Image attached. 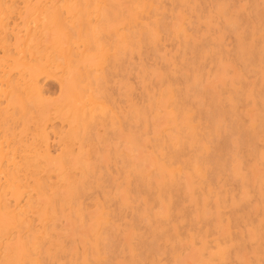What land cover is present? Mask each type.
I'll list each match as a JSON object with an SVG mask.
<instances>
[{
  "label": "rangeland",
  "instance_id": "1",
  "mask_svg": "<svg viewBox=\"0 0 264 264\" xmlns=\"http://www.w3.org/2000/svg\"><path fill=\"white\" fill-rule=\"evenodd\" d=\"M7 1H8V3H7ZM10 1V2H9ZM12 0H6V1H4V0H0V5H2L3 3H4V5L5 6H8L9 8H11V7H13V4L15 5L13 8H14V10H12V9H9V10H11V11H15V12H11V11H8V7L6 8L4 5H2V7H5V9L8 11L6 14H5V12H6V10L4 11V12H2L1 13V10H0V25H1V28H2V26H4L3 28V38H5L6 40L8 39L10 42H11V45H8V44H10V42L7 40V52L5 53V56L2 54V51H1V49H0V65H2V68L0 67V71H2V73H6L7 75H6V77L7 76H10L11 78H12V80H18V79H20L22 76V79H25L24 77H27V80H28V72L29 71H27V70H25L24 71V69L22 70V72L24 71V74L22 73V72H20V74H19V71H21V70H17L16 68H14L13 66H11V65H9L10 63H11V61H10V58L12 57V58H16L15 56H17V53H18V51L19 50H21L22 48H19V50L17 49V43H18V41H20L21 43H22V41H23V43L24 42H26V37H27V34L28 33H30V34H33V37H32V39H31V43H30V45H31V51H35L36 50V54H35V56H34V58L35 59H37L38 61H41V63L42 64H45L46 63V61L47 60H52V61H55V59H57L55 62H60L61 64H62V62H63V65H60L59 63L57 64V63H53V67H52V69L50 70V71H53L52 73H51V75L52 76H49V75H41V76H39L38 77V80H37V82L39 81L40 83H42V85H43V88L41 89L40 87H42V85L38 82L37 83V86L40 84L41 86H38L40 89H41V92H42V97L44 98V100L46 99L47 100V98H48V100L50 101H52V102H58V104H63V105H65V104H67L68 105V102H73L72 101V99L73 98H71V96H70V94H66V95H69L68 97L67 96H62V94H60L61 93V88H62V84H63V82L64 81H66L69 77H70V75H69V71L70 70H67L66 69V71H65V68L66 67H68L67 65H65L64 64V62H65V60L62 58V56L60 55V54H58V49L56 48L57 47V45H55V43H56V36H54V34L49 30V29H51V24L50 23H47V22H44L43 23V16H41L40 15V10L39 11H34V13H31L30 14V12L29 11H27V9L28 8H30L29 10H36V9H40L41 8V10L43 11L44 9L45 10H48V11H51L52 10V8L53 9H55V7H57L58 8V11H59V8H60V10H61V13H65L64 14V16H63V14H61L63 17V22L65 23V21H66V23L68 22V24H66L67 25V27H76V26H81V22L82 23H85L87 20H88V18L87 19H85V18H83V20H81V16L77 13L78 11H79V9H81V6H79V4H81L80 3V1L81 0H76V1H78V6L80 7V8H77V10L78 11H76L75 10V12L73 11H71V13H69L68 12V10H67V8H68V6L70 7V4L71 5H74L73 4V1H71L70 0V3L68 4L67 2V0L65 1V0H54V1H56L55 3H54V1L52 2L51 0H26V1H28L29 2V4L31 5H28V7H25V4L27 3L26 1H24V0H19V2H18V0H13V2H11ZM15 1V2H14ZM37 1H39V2H37ZM42 1V2H41ZM44 1H45V3H44ZM49 1H51V2H49ZM57 1H58V3H57ZM63 2V4H61L62 2ZM64 1H65V3L66 4H68V6L67 5H65V3H64ZM93 1V0H92ZM95 1V0H94ZM99 1H101L102 2V7L104 6V3H103V0H99ZM121 2H122V5H120V9L122 10H124L125 9V11H127V10H130L129 8H130V6H132V4L129 6V4L127 3L128 1L127 0H120ZM182 2H181V4H182V6H181V4H180V6L182 7V9H181V7H179V5H178V8H177V10H176V12H180V13H178L179 14V16H178V14L177 13H175V11H172L171 10V12L170 11H168V12H166V11H163V10H165V9H163V7H166V8H168L167 7V5L163 2L162 3V6H160V5H158L157 6V11H155V14L156 13H158V15L156 14L155 16L157 17V18H161L162 16H160V15H162L163 14V17H165L166 16V18H159V20H161V21H159V20H155L154 19V21H150V22H148V24H144V25H141V26H139L138 27V29L137 30H135L134 32H135V34H137V35H134V43L136 44V45H139V47H137L136 48V50H135V52H133V53H135V55H137V56H135V55H133V53H132V55H130V54H128V53H126V52H120V50H119V52H116V53H111L109 50L111 49V44H107V47L105 46V45H102V44H105V43H101V41H98V37H99V40L101 39L102 40V42L103 41H106V39H105V36H103V35H100L99 33H97V31L93 34V36L95 35V40H94V42H99V46H97V49L99 48V51H96L97 49L95 48L94 49V43H92L91 44V46H92V48H91V46H90V48H91V54L93 55H96V56H94V57H97V55H98V58H97V66L99 67L98 69H96L97 68V66H96V68L95 67H93L94 68V70H92L93 71V73H92V78H96L97 77V75L99 74V72H100V76H101V73H102V67L103 66H105V71L107 72L106 74H108V76H109V79L106 81V82H103L102 81V83H105L106 84V87H105V84L102 86L103 88H105L104 90L103 89H101L102 91L101 92H99L100 94L97 96L98 98L100 97V95H102L101 93H103L104 91H108V92H106L107 94L109 93V95H111L112 97H113V99L115 98V100L117 99V106L119 107V110H118V112H117V110H116V112L118 113H116V117L114 116V121H112V119H111V116H110V113H108L107 115H104V119L107 121V120H110V122H108L107 121V123H105V125L107 124V126H104V123L103 122H106L105 120L103 121L102 119H103V117H102V121L100 120V119H98L99 121H97V123L98 124H101V122L103 123V124H101V125H98V124H96V122H95V127H96V129H97V127L98 128H100L98 131L96 130L95 131V128H94V135H93V139H91V141L90 142H92V140H93V144L91 143V147H90V145H87L86 147L87 148H85L86 150H87V153H88V155L91 153V155L92 156H89V157H92L91 159L89 158L88 159V163H85V165H86V167L88 168V170H90L85 176H78L79 174H80V170H74V168H72L71 166L73 165V163L72 162H70L69 161V163L71 164H69V163H67L66 164V166H65V168H64V171H61L60 170V167L56 164V163H46L44 160H42V161H44V162H42V163H44L43 164V166L42 165H40L41 167L39 168L38 167V169H37V176H36V178H31V179H28V181H30V182H25V184L23 185H21L22 187H21V192H20V194H18L17 196L15 195V194H12L11 193V191H8L6 194L7 195H5L4 196V205H5V207L7 208V210L8 211H10L11 212V210L13 209V207H15L14 209H16V211L15 212H17V211H19V212H17V213H20L21 214V216L23 217V215H25V212H23V211H26L25 210V208L26 209H29L27 212H28V214H27V212H26V215L25 216H27V217H25L26 219H24V217L23 218H21V220L23 219V221L25 222V225L27 224V226H24L21 230H20V235L22 236V238H28L29 236H30V238L31 239H33V237L35 236V239L33 240V242H38L37 241V239H43L44 238V236L46 237L47 236V238L45 239V241H47V242H44V240H43V242H42V239L41 240H39L40 242H38L39 244H40V248H41V250H40V252L41 251H43V253L46 251V250H48L49 252V254L47 253L46 255H42V256H40V257H38V263L39 264H60V262L59 261H61V264H80V263H82V261L84 260V259H87L88 257V260L89 261H93V259L95 260V259H97V258H101L100 260H102V259H104V260H102V261H104L106 264H130L132 261L134 262L136 259L135 258H138V257H136V255L138 254L139 255V252H137L136 250V247H138V243H139V241H140V243H139V245L140 244H146L145 245V247L144 248H146L145 249V251L142 249V251L141 252H143L144 254V259H145V256H146V254H147V252H149V251H147L148 250V248H150L151 247V245H159V246H161V247H163L166 251H164V252H162V253H157V254H155L153 257H156V259H157V261L155 260V258L153 259V257H151L150 258V260H147L145 263L143 262V260H142V258H141V263H140V261H139V264H163L164 262L163 261H165V262H167L168 264H175V262H176V264H179V262H181V264H184L186 261H184V260H187L188 262H186V263H188V264H200L202 261L204 262V264H209V263H215L217 260H218V258H216V257H218L219 256V250H222V252H226L227 253V251L229 250V248H230V250L233 248L230 244H228V245H226L225 243H224V237L225 236H227L228 234H229V232L231 233V232H233V234L234 233H237L236 235L238 236V237H240V238H242V237H244V236H246V237H248L251 241L250 242H248V247L247 248H249V249H247V248H245V249H242V250H235V248H233L231 251H230V253L229 254H231V255H229L230 257H228V261H227V263L226 264H234V263H238V264H251L252 263V261L254 262L253 264H255L256 263V259H255V255H254V251L252 252V249H251V247L254 245V241H253V236L251 237L250 235H251V231H252V229H251V227H249V229H248V226H245V225H241V226H238V227H235V228H233V226H230L228 223H227V220H226V218L225 217H223L222 218V216L221 217H219L218 216V214H217V212H215V209L217 208V204L220 202V200L222 201L224 198H227L226 200L228 201L227 202V207L226 206H223V208H227L228 210L230 209V210H233V209H235V208H237L238 207V205H240V204H246L247 205V208H246V212H247V214L248 215H252V219L248 216V219H250L251 221H255V222H253V223H255V225H257V226H259V227H263V228H261L262 229V233H264L263 231H264V223L262 224V222H264V221H262V220H264V213H262V211L264 210V194L262 195V196H260V197H262V198H260V197H255L254 199L252 198L253 196H252V193H254V190L257 188H259L260 186H263L264 185V172H263V170H264V155H262V153L264 152V151H261V150H264V130L263 131H258V124H259V127L260 126H264V113H263V111H264V104L262 103V101L264 102V97L262 96L263 95V92H264V86L262 87V85L264 84L263 83V81H264V66L262 67L261 65H259V64H264L263 62H261V61H264L263 60V58H264V46L262 47V45H264V40L262 41V42H260L259 43V45H260V48L258 47V50H257V46H259L258 45V43H257V40H256V37H255V35H254V33L255 32H257L258 30V33H257V35L259 34V36H262V34L264 35V25H263V23H264V15L261 13V12H263L264 13V1L263 0H260L261 2H258L259 0H240L239 2H238V0H228V1H230V2H227L226 0L224 1H219L218 0V3H220V4H218L217 3V0H209V1H205V0H199V1H197V0H188L187 1V3H186V1H184V0H181ZM197 1V2H196ZM214 1V2H213ZM237 1V2H236ZM244 1V3H242ZM255 1V2H254ZM2 2V3H1ZM16 2H18L19 4H17ZM25 4H24V3ZM109 2V1H108ZM185 2V3H184ZM189 2H190V5H188L189 4ZM194 2H195V4H194ZM225 2V3H224ZM242 3V5H241V3ZM254 2V3H253ZM10 3H12L11 5H10ZM43 3V4H42ZM48 3V4H47ZM51 3V4H50ZM53 3V4H52ZM57 3V4H56ZM209 3V4H208ZM213 3V5H212V7H211V4ZM217 3V4H216ZM226 3H230V4H226ZM239 3H240V5H239ZM245 3H248L247 4V6L245 5ZM262 4L261 6H260V4ZM24 4V5H23ZM179 4V3H178ZM187 4V5H186ZM208 4V5H207ZM224 4V5H223ZM233 4V5H232ZM235 4L237 5V6H235ZM252 6H250V5ZM257 5L256 6V8H255V5ZM49 5H54L52 8H51V6H49ZM60 5V6H59ZM63 7H62V6ZM196 7H194V6ZM218 5V6H217ZM229 5H231V6H229ZM250 7H249V6ZM11 6V7H10ZM24 6V7H23ZM42 6V7H41ZM45 6H47V7H50V8H45ZM74 6H76V5H74ZM77 6V7H78ZM205 6V7H204ZM210 6V7H209ZM1 7V8H2ZM16 7V8H15ZM20 7H23V8H20ZM33 7V9H31ZM35 7V8H34ZM38 7H40V8H38ZM184 7H185V9H186V11H189V13L187 12L186 14H187V16H186V14H185V12H184ZM186 7H188V8H186ZM205 8V11H204V8ZM216 7V8H215ZM222 7V8H221ZM225 8V10H223L225 13H222V12H220V10L222 11V9H224ZM231 7V8H230ZM246 7V9H244ZM258 7H260V8H258ZM44 8V9H43ZM56 8V9H57ZM142 8V7H141ZM189 8H192V9H190V10H192V11H190V10H188ZM194 8V9H193ZM199 8V9H198ZM201 8H203V9H201ZM226 8H227V11H226ZM234 8H238L239 10H235ZM249 8H251L250 10L252 11V12H250V10L248 11V9ZM18 11H17V10ZM21 9H23L22 11H21V13H20V10ZM50 9V10H49ZM66 9V10H65ZM76 9V8H75ZM197 11H196V10ZM212 9V10H211ZM216 9V10H215ZM218 9V10H217ZM220 9V10H219ZM229 9V10H228ZM244 9V10H243ZM44 10V11H45ZM137 11V13L139 14V13H142V11L143 12H147V10L145 9V8H142V10L140 11V8H137L136 9ZM145 10V11H144ZM159 10H161V11H159ZM203 10V11H202ZM209 10H210V12H209ZM232 10L233 11H237L236 13H235V15L233 14L234 12H232ZM243 10V11H242ZM257 10V11H256ZM260 10V11H259ZM181 11H183L182 13H181ZM201 11V12H200ZM212 11H213V13H212ZM255 11V12H254ZM12 13V15H11V13ZM17 12V13H16ZM18 12L20 13V14H18ZM25 12V13H24ZM192 12V16L191 15H188V14H190ZM230 12V13H229ZM239 12H240V14H244V17L242 16V15H240L239 14ZM257 12V13H256ZM4 13V14H3ZM15 13V14H14ZM67 13H69L68 15H67ZM74 13V14H73ZM170 13H172V15L170 14ZM202 13V14H201ZM226 13L228 14V15H226ZM231 13L233 14V15H231ZM238 13V14H237ZM251 13H252V16H251ZM255 13V14H254ZM9 16H8V15ZM15 16H14V15ZM17 14V15H16ZM77 16H79V17H76V15ZM182 14V15H181ZM196 14V15H195ZM198 14V15H197ZM200 14H201V16H200ZM204 14V15H203ZM237 14V15H236ZM248 14H250V16L248 15ZM256 14H257V16H259V17H256ZM2 15V16H1ZM7 15V17H4V16H6ZM23 15V16H22ZM71 15V16H70ZM75 15V16H74ZM175 15V16H174ZM178 17H177V16ZM220 17H219V16ZM224 15V16H223ZM255 17H254V16ZM11 16V17H10ZM17 16V17H16ZM66 16H68V17H66ZM93 16V17H92ZM172 16H174V19H173V17ZM183 16H185V17H187V18H185L184 17V19H183ZM191 18H190V17ZM198 16V17H197ZM229 16H231L232 17V19L229 17ZM234 16H236L235 18H234ZM246 16H247V18H246ZM263 16V17H262ZM24 17H25V19H24ZM34 17V18H33ZM156 17H154V18H156ZM177 17V18H176ZM197 17V18H196ZM200 17V18H199ZM209 17H211V18H209ZM250 17V18H249ZM20 18H22V19H20ZM27 18V19H26ZM33 18V19H32ZM71 18H73V20H70ZM94 18V19H93ZM221 18V19H220ZM224 18V19H223ZM239 18V20H236V19H238ZM252 18H254V19H256L255 21H252L251 19ZM261 19L262 21H260V20H258V19ZM3 19V20H2ZM7 19H8V21H7ZM12 19V20H11ZM15 19V20H14ZM67 19H69V20H67ZM183 19V20H182ZM188 19H190V20H188ZM193 19V20H192ZM197 19V20H196ZM205 19V20H204ZM208 21H207V20ZM211 19V20H210ZM216 19V20H215ZM219 19V20H218ZM223 19V20H222ZM228 19V20H227ZM230 19L232 20V21H230ZM253 19V20H254ZM14 20V21H13ZM22 20V21H21ZM35 20V21H34ZM89 20H90V24H92L93 25V27H96V23H95V20H96V18L94 17V15H91V17L89 18ZM167 22H166V21ZM186 20V21H185ZM195 20H196V22H195ZM202 20V22L203 23H201L200 21ZM221 20V21H220ZM227 20V22H229V23H227V24H229V25H227V24H225L226 22H224V21H226ZM245 20V21H244ZM247 20H249L248 22H250V23H248L247 22ZM258 20V21H257ZM2 21V22H1ZM16 21H18V23L16 22ZM26 21V22H25ZM71 21H74V22H71ZM77 21H78V23H77ZM93 21V22H92ZM175 21H176V23L177 22H180V24H178L177 26H175L176 24H175ZM182 21H184V22H182ZM235 22L234 24L232 23V22ZM237 21V22H236ZM240 21V22H239ZM4 22H6V23H4ZM12 24H11V23ZM71 22V23H70ZM157 22V23H156ZM160 22V23H159ZM161 22H162V25H161ZM182 22V23H181ZM187 22V23H186ZM192 22V23H191ZM195 22V23H194ZM199 22L201 23V24H199ZM206 22H208L207 24H209V26L207 25V24H205V25H203L204 23H206ZM209 22H211V23H209ZM238 22H239V24H238ZM255 22V23H254ZM262 22V25H263V28H261V31H260V29H258L257 30V24L258 23H261ZM4 23V24H3ZM9 23V24H8ZM14 23V24H13ZM17 23V24H16ZM20 23V24H19ZM28 23V24H27ZM75 23V24H74ZM151 23H153L152 25H151ZM155 23H156V25H155ZM173 23V24H172ZM188 23H189V26H188ZM214 23V24H213ZM216 23V24H215ZM219 23V24H218ZM242 23V24H241ZM244 23V24H243ZM3 24V25H2ZM8 24V25H7ZM12 26H11V25ZM22 24V25H21ZM31 24H33L32 26H31ZM50 24V25H49ZM72 24H74V25H72ZM95 24V25H94ZM157 24H158V26H159V30H157L158 29V26H157ZM166 24H168V26L166 25ZM170 24H172L171 26H170ZM175 24V25H174ZM186 24V25H185ZM199 24V26L198 27H196L197 25ZM211 24V25H210ZM224 24V25H223ZM231 24V25H230ZM247 24H249V25H247ZM250 24H252L253 25V28H252V25L250 26ZM255 24V25H254ZM6 25V26H5ZM14 25V26H13ZM65 25V26H66ZM182 27H181V26ZM183 25H185V26H183ZM191 25V26H190ZM203 25V26H202ZM214 25H215V27H214ZM217 25V26H216ZM219 25H223L222 27L221 26H219ZM233 25H235V28H233L234 26ZM238 25V26H237ZM242 25V28L241 27H239V26H241ZM248 26V28H246L245 29V27H247ZM8 26V27H7ZM16 26H18V27H16ZM20 26V27H19ZM44 26H46L47 28H49V29H44ZM90 26V25H89ZM118 26V27H117ZM145 26L147 27V28H145ZM155 26V27H154ZM161 26H162V28H161ZM194 26V27H193ZM212 27V30H213V32H211L212 30L210 29V28H208V27ZM228 26H229V28H231V30H229V28H228ZM245 26V27H244ZM11 27V28H10ZM142 27V29H140ZM154 27V28H153ZM164 27H166V28H164ZM185 27V28H184ZM191 27H193V28H191ZM236 27H239V28H237L236 29ZM250 27V28H249ZM256 27V28H255ZM5 28H7L6 30H5ZM16 28V29H15ZM35 28V29H34ZM116 28L118 29V32H119V29H120V33L122 34V32H123V34L125 35H127V33L129 34V31L127 30V27H126V24H125V22L124 23H118L117 25H116ZM150 28V29H149ZM161 28V29H160ZM168 28V29H167ZM184 28V30H185V32H189L188 34H187V36L185 37V35H186V33H183V29ZM197 28H198V30H197ZM200 28V29H199ZM201 28H203L204 30H202ZM207 28V29H206ZM219 28V29H218ZM221 28H222V30H221ZM223 28H225V29H223ZM233 28V29H232ZM255 28V29H254ZM10 29V30H9ZM12 29V30H11ZM18 29L20 30L19 32H18ZM24 29H26L27 30V32L25 33V31L26 30H24ZM34 29V31H36V34L38 35L39 33H41V37L40 36H37L36 34V37H35V35H34V31H32ZM124 29H125V32H124ZM148 29V30H147ZM153 29H155L154 31H152ZM179 29H181V30H179ZM14 30H15V32H14ZM40 30V31H39ZM52 30V29H51ZM98 30V29H97ZM167 30H169V32L171 33H168V31ZM175 30H178V31H180L179 33L177 32V31H175ZM187 30V31H186ZM190 30V31H189ZM195 30V31H194ZM200 30H201V32L202 31H204V33L202 32V33H200ZM208 31V32H206L205 33V31ZM221 31V32H217V31ZM223 30H225L224 32H222ZM227 30V31H226ZM233 30H234V32H233ZM236 30H239V32L237 31V33H236ZM241 30H243L244 31V33H246V34H244ZM253 30V31H252ZM255 30V31H254ZM10 31H12V32H10ZM21 31H22V34H21ZM24 31V32H23ZM143 31V32H142ZM160 31V32H159ZM182 31V32H181ZM215 31V32H214ZM240 31H241V33H240ZM13 32L15 33V34H13ZM17 32V33H16ZM39 32V33H38ZM43 32V33H42ZM163 32H165L166 34L165 35H163L164 33ZM198 32V33H197ZM217 32V33H216ZM231 33V34H233V35H228V33ZM4 33H5V35H4ZM119 33V34H120ZM141 33V34H140ZM143 33V34H142ZM157 33V35H159V41L157 42L156 40H154V37L155 36H157V35H154V34H156ZM160 33V34H159ZM178 33V34H177ZM191 33V34H190ZM194 33H195V35H194ZM200 33V34H199ZM210 33H213V34H210ZM216 33V34H215ZM236 34V36H234L235 34ZM240 33V34H239ZM100 35V36H96V35ZM170 36H168V35ZM180 34H183L182 36H180V38H179V35ZM207 34H208V36H207ZM222 34V35H221ZM225 34H227V35H225ZM242 34H244V36H245V39H244V36H242L241 37V35ZM11 35V36H10ZM19 36V37H17L16 38V36ZM44 35V36H43ZM48 37H47V36ZM83 35V34H82ZM81 35V36H82ZM140 35V36H139ZM154 35V36H153ZM162 35V36H161ZM171 35H176V36H178V39L176 40V38L177 37H174L173 39L171 38V37H173V36H171ZM192 35V38L190 37ZM207 36L206 38H207V40L205 39V36ZM212 35V36H211ZM216 35V36H215ZM248 35H250V36H248ZM24 36H25V38H24ZM139 36V37H138ZM166 36V37H165ZM196 37V39H195V37ZM201 36V37H200ZM214 36V37H213ZM223 38H222V37ZM38 37V38H37ZM44 37V39H45V43L44 42H40V40L41 41H44V39H42ZM46 37L48 38V39H46ZM80 37V36H79ZM79 37H72L71 39H69V42L70 43H68L69 45H68V47H70V49H71V51H72V49H74L72 52H77V55L79 54V52L78 51H82L83 50V44H81L82 42L81 41H79V39H77V38H79ZM149 37V38H148ZM161 37V38H160ZM184 37V38H183ZM197 37H198V39H197ZM211 37V38H210ZM219 37V38H218ZM228 37V38H227ZM229 37H231V38H233V39H231V38H229ZM248 37V39L246 40V38ZM250 37V38H249ZM13 40H12V39ZM14 38H15V40H14ZM24 38V39H23ZM34 38V39H33ZM74 38H75V40L77 39V41H75L74 40ZM142 40H144L145 41V43H143L144 41H142ZM144 38V39H143ZM153 38V39H152ZM171 38V39H170ZM188 38V40H186L185 41V39H187ZM203 38V39H202ZM210 38V39H209ZM215 38V39H214ZM227 40H226V39ZM238 38H240V39H242V40H240V39H238ZM12 41H11V40ZM19 39V40H18ZM22 39V40H21ZM54 39H55V41H54ZM151 39V40H150ZM162 39V40H161ZM183 40V43H185V44H183V45H187L186 47L184 46V48H185V50L181 47V44H182V40ZM190 39V40H189ZM191 39L193 40L194 39V43H195V45H194V43L191 41ZM201 39V40H200ZM238 39V40H237ZM39 40V41H38ZM49 40V41H48ZM71 40V41H70ZM136 40H137V42H136ZM139 40V41H138ZM140 40L142 41V42H140ZM162 42H161V41ZM165 40V41H164ZM172 40H174L173 42H171ZM200 40V41H199ZM204 40V41H203ZM210 40V41H209ZM213 40V41H212ZM244 40V41H243ZM246 40V41H245ZM250 42H249V41ZM36 43L35 45H34V42ZM76 42V44H75V42ZM154 41V42H153ZM167 41V42H166ZM192 42V43H189V42ZM202 41V42H201ZM208 41H209V43H208ZM215 41H217V42H215ZM219 41V42H218ZM226 41V42H225ZM231 41H234V42H232L231 43ZM238 41V42H237ZM55 42V43H54ZM79 42H81V43H79ZM147 42V43H146ZM163 42H165V43H163ZM180 42V43H179ZM199 42V43H198ZM204 42H206V43H204ZM211 42H212V44H211ZM243 42H245V44L243 43ZM251 42H252V44H251ZM254 42H256L257 44H256V48L255 49H253V46L255 45V43ZM38 43H40V45L38 44ZM41 43H44V44H41ZM49 43V44H48ZM75 45H74V44ZM139 43V44H138ZM151 43V44H150ZM160 43V44H159ZM203 43H204V49H200V47H201V45H203ZM207 43L209 44V46L207 45ZM214 43V44H213ZM221 43H223V44H221ZM242 43V44H241ZM248 43H250V44H248ZM46 44H47V49H49L50 47H52V46H54V47H52V48H54V49H52V48H50V49H52L51 51H50V49H49V51L50 52H48V50H46ZM79 44H80V46H79ZM97 44V43H96ZM144 44H146V45H144ZM153 44H154V46H153ZM158 44V45H157ZM166 44V45H165ZM172 46H171V45ZM178 44H180V46L178 45ZM216 44H217V46H216ZM219 44L221 45L220 47H219ZM225 44H227V45H225ZM234 44V47H235V52H236V54H235V52L233 51V49L234 48H232L231 46ZM38 45H39V47H38ZM49 45H51V46H49ZM74 45V47H72ZM82 45V46H81ZM108 45H110V46H108ZM143 45V46H142ZM152 45V46H151ZM157 45V46H156ZM161 45H162V47H161ZM174 45H175V47H174ZM178 45V46H177ZM197 45V46H196ZM211 45V46H210ZM213 45V46H212ZM13 46V47H12ZM16 47V49H13V48H15ZM35 46V47H34ZM49 46V47H48ZM104 46H105V48H104ZM141 46V47H140ZM147 46V47H146ZM149 46V47H148ZM159 46V47H158ZM165 46V47H164ZM190 46V47H189ZM195 46V47H194ZM200 46V47H199ZM214 46H216V47H214ZM225 46V47H224ZM243 46V47H242ZM244 46L246 47L247 46V54H246V51H245V53H244V51H243V49L244 50H246V48H244ZM250 46V47H249ZM37 47H38V49H37ZM65 47V46H64ZM72 47V48H71ZM76 47H77V49H78V51H76ZM95 47H96V45H95ZM102 47V48H101ZM110 47V48H109ZM174 48L175 49V52H174V49H172V48ZM178 47V48H177ZM179 47H181L182 48V50L183 51H186V53H187V55H189V56H187V55H185L186 53H184L182 50H179V49H181V48H179ZM189 47V48H188ZM193 47V48H192ZM196 47H197V49H196ZM198 47H199V49L200 50H202V52H200V50L198 49ZM208 47V48H207ZM222 47H223V49H222ZM9 48H10V50H9ZM34 48H35V50H34ZM41 48H44V49H42V51L40 50ZM122 48V47H121ZM139 48V49H138ZM143 49V50H141V49ZM150 48H152V49H150ZM154 48H155V50H154ZM166 48V49H165ZM172 49V51H171V49ZM187 48V49H186ZM191 48V49H190ZM195 48V49H194ZM205 48H206V50H205ZM209 48H211L210 50H209ZM214 48H216V49H214ZM218 48V49H217ZM225 48V49H224ZM228 48V49H227ZM236 48H238V50L236 51ZM240 48V49H239ZM82 49V50H81ZM105 49V50H104ZM108 51H107V50ZM170 50V52H169V50ZM176 49H178V50H176ZM196 51L197 50V52H199V54L197 55V54H194V50ZM222 49V51L223 52H226L229 56L228 57H226V53H223L222 51H220ZM232 49V50H231ZM242 49V50H241ZM252 49V50H251ZM13 50H17L16 51V53L13 51ZM23 50L24 51H26L27 50V47H26V49H25V46H24V48H23ZM38 50V51H37ZM54 50V51H53ZM100 50L102 51V50H104V51H102L101 53H100ZM149 50V51H148ZM159 50V51H158ZM161 50H163V51H161ZM167 50V51H166ZM191 50V51H190ZM216 50V51H215ZM217 50H219V51H217ZM225 50V51H224ZM233 52H231V51ZM42 53V54H44L43 56L41 55L40 56V52ZM45 51H46V53H45ZM70 51V52H71ZM92 51H94V53L92 52ZM154 51V52H153ZM156 51V52H155ZM177 51V52H176ZM179 51H181V53L179 52ZM207 51V52H206ZM213 51V52H212ZM228 51H229V53H228ZM254 51V52H253ZM257 51V52H256ZM261 51V52H260ZM44 52V53H43ZM52 52V53H51ZM57 52V53H56ZM104 52V53H103ZM107 52V53H106ZM112 52H114V51H112ZM150 52V53H149ZM168 52V53H167ZM197 52H195V53H197ZM215 52H216V55H213L212 56V54L214 53L215 54ZM242 52H243V54L244 55H247V56H244L243 54H242ZM256 52V53H255ZM10 53V54H9ZM49 53V54H48ZM51 53V54H50ZM68 52H66L65 54H67ZM98 53V54H97ZM100 53V54H99ZM154 53L156 54V55H154ZM158 53V54H157ZM170 53V54H169ZM178 53H180V54H178ZM183 53V54H182ZM202 54V56H201V54ZM207 53V54H206ZM218 53V54H217ZM222 53V54H221ZM231 53H232V55L235 57V59H233L234 57L233 56H231ZM240 53V54H239ZM253 53V54H252ZM258 53V54H257ZM260 53V54H259ZM12 54V56H10V58L8 57V55H11ZM46 54V55H45ZM48 54V55H47ZM57 54H58V56H57ZM105 54V55H104ZM108 54H109V56H108ZM115 54V55H114ZM118 54V55H117ZM153 54V55H152ZM159 54H161V55H159ZM163 54H165V55H163ZM167 54L168 55H171V56H167ZM209 54V55H208ZM211 54V55H210ZM237 54H239L240 56L238 57L237 56ZM52 55V56H51ZM53 55H55V56H53ZM99 55H101V56H99ZM121 55H122V57H121ZM128 55V56H127ZM140 55H141V57H140ZM149 57V59H148V57ZM150 55V56H149ZM163 55V56H162ZM193 55V56H192ZM196 55V56H195ZM222 55V56H221ZM225 55V56H224ZM249 55H250V58H248L249 57ZM254 55H256V56H254ZM2 56V57H1ZM4 56V57H3ZM14 56V57H13ZM19 57H21L22 55L20 54V55H18ZM38 58H37V57ZM46 58H45V57ZM60 56V57H59ZM102 56H104L103 57V63H102V60L100 61V59H102ZM126 56H127V58H126ZM129 56H132V57H129ZM138 56H139V58H138ZM144 56V57H143ZM157 57V60H156V57ZM162 57L163 59H165V60H162V58L160 59V57ZM166 56V57H165ZM177 56V57H176ZM187 56V57H186ZM200 56L202 57V58H200ZM207 56V57H206ZM218 57V59H216L217 57ZM224 56V60L226 61H222V57ZM18 57V58H19ZM44 58V60H42L43 58ZM50 58V59H48V58ZM54 57V58H53ZM107 57H108V59H107ZM112 57V58H111ZM117 57H121V59L123 60V62L126 60V63H125V67H126V69H128V70H126L125 71V74L123 75V80L121 81V80H119L118 78H114L113 79V69H112V66H113V62L115 61V59L117 58ZM143 57V58H142ZM147 59H146V58ZM153 59H152V58ZM155 57V58H154ZM197 57V58H196ZM209 57H210V60H211V58L213 59L214 58V61L213 60H209ZM230 57V58H229ZM231 57H233V58H231ZM238 57V58H237ZM242 57L244 58V59H242ZM245 57H246V60H245ZM261 57H262V60H261ZM42 58V59H41ZM59 58V59H58ZM72 58H74L75 59V57L73 56ZM133 58V59H132ZM134 58H136V59H134ZM151 58V59H150ZM174 58V59H173ZM176 58V59H175ZM182 58V59H181ZM184 58V59H183ZM189 60H188V59ZM191 58H192V60L194 61H191ZM229 58V60L227 61V59ZM241 58V59H240ZM254 58H255V60H254ZM7 59H8V61H7ZM54 59V60H53ZM77 59H79V58H77ZM113 59V60H112ZM129 59V60H128ZM131 59H132V61H131ZM142 60V63L141 62H139L140 60ZM167 59V60H166ZM185 59H186V61H185ZM196 59V60H195ZM202 59V60H201ZM236 59L238 60V62H236ZM239 59H240V62L242 61V63L240 64L239 63ZM250 59V60H249ZM2 60H5V61H7V62H5V61H2ZM24 60V59H23ZM25 60H28V57L25 59ZM61 60V61H60ZM150 60V62H152V63H150V62H148V61ZM157 61V62H155V61ZM161 60V61H160ZM169 60V61H168ZM173 60H174V62H173ZM177 60L179 61V64H181V65H179L178 64V62H177ZM201 60V61H200ZM207 61V62H209V64H206L207 62H204V61ZM244 60V61H243ZM1 61H2V64H1ZM130 63H129V62ZM137 61V63H135ZM145 61V62H144ZM162 61H164V62H162ZM176 61V62H175ZM189 61V62H188ZM215 61H216V63H217V61H218V63L217 64H221L220 66L219 65H217L216 63H215ZM221 61H222V63H221ZM245 61L247 62V63H245ZM251 61V63H252V61H255L254 63H252L251 64V66L253 65L254 66V68L258 71V68H259V71H258V73L261 75L262 74V77L260 76V77H258L259 75H258V73H257V71L255 70V69H252L251 68V66H249V63L248 62H250ZM259 61H260V63H259ZM10 62V63H9ZM32 62V63H31ZM31 64H33V63H35L34 62V59L33 60H31ZM109 62V63H108ZM144 62V63H143ZM147 62V63H146ZM158 62H159V64H158ZM192 62L193 63H196V64H194V66H192V65H190V64H192ZM197 62H198V64H197ZM229 62V63H228ZM230 62H232L233 63V66H232V63H230ZM235 62H236V64H237V66H236V64H235ZM9 63V64H8ZM100 63H102L101 65H103V66H100ZM106 63H108V65L106 66ZM146 63V64H145ZM161 63H162V65H161ZM200 63H203V64H200ZM215 63V65H212V64H214ZM227 64V66H226V64ZM12 64V63H11ZM59 65V67H57V65ZM77 64V65H76ZM99 64V65H98ZM130 64V65H129ZM135 64V65H134ZM154 64V65H153ZM157 64V65H156ZM167 64V65H166ZM169 64L171 65V66H169ZM177 64V65H176ZM183 64H185V66H184V69H186V70H183ZM188 64V66H186ZM200 64V65H199ZM207 66H206V65ZM244 64H245V68H244ZM256 64V65H255ZM4 65V66H3ZM73 65H75V66H73V67H75V69L76 70H78L79 68H81L80 69V72H83L84 70V67L87 69V66L86 65H83V63H80V62H76L75 64H73ZM136 65L138 66V67H136ZM144 65H145V67H144ZM151 65V66H150ZM158 65H159V67H158ZM173 65V66H172ZM189 65L191 66V67H189ZM246 65H248V69H246L247 68V66ZM258 65V66H257ZM6 66V67H5ZM9 66V67H8ZM56 68H55V67ZM66 66V67H65ZM130 66V67H129ZM143 66V67H142ZM154 66V67H153ZM160 66H162V69H160ZM164 66V67H163ZM176 66V68H173V67H175ZM205 66H206V68H205ZM214 66V67H213ZM256 66V67H255ZM259 66H261V68L259 67ZM3 67H5V68H7L9 71H7V69H5V68H3ZM13 69H12V68ZM109 67H110V69H109ZM127 67H129V68H127ZM134 67V68H133ZM136 67V68H135ZM171 67V68H170ZM179 67V68H178ZM186 67V68H185ZM197 67V68H196ZM199 67H200V69L202 70V69H204L205 68V70H206V72H204L203 74H204V76L203 77H201V71H200V69H199ZM203 67V68H202ZM213 67V68H212ZM217 67H219L220 68V71H219V69L217 68ZM221 67H224V68H221ZM227 69H226V68ZM231 68V70L230 69H228V68ZM235 67V68H234ZM237 67V68H236ZM241 67L244 69H241ZM58 68V69H57ZM60 68H63L64 70H62V69H60ZM134 70H133V69ZM151 68V69H150ZM152 68H157L158 69V71L160 72H157V74H154V73H152V72H156L157 71V69L156 70H154V69H152ZM165 70H168V71H165ZM171 70H169V69ZM181 68V69H180ZM209 68V69H208ZM234 68V69H233ZM249 68H250V70H249ZM136 69H137V71H139L138 73H137V71H136ZM138 69H140V70H138ZM142 69H143V71H142ZM150 69V70H149ZM179 69L181 70V71H179ZM193 69H197V70H193ZM199 69V70H198ZM214 69H215V71H216V73H215V71H214ZM240 69L242 70V72L240 71ZM4 70V71H3ZM100 70V71H99ZM174 70H176V71H174ZM193 70V71H192ZM212 72H214V73H212ZM225 70V71H224ZM262 70V71H261ZM27 71V72H26ZM149 71V74H150V71H151V76L148 74V73H146V72H148ZM172 71H173V73L175 72V73H177L178 71H179V73H177V75H175V74H173L174 76H176L177 77V79L179 78V80H181L182 82H183V84H181L182 82L181 81H179L180 83H179V85H178V89L179 90H181V89H183L182 91H181V93H184V95L186 94V96L189 98L191 95V99H190V101H189V99H187L188 100V103H187V106H192V107H194L192 110H191V117H192V120L194 119L195 120V122H194V120H193V123H195V124H193L192 123V120H191V118H190V120L189 121H185V127H184V122H182V119L180 118V117H178V118H175V120L174 119H171L168 115H167V113H166V111L165 110H163V105L161 104H159V102H155V104H154V106H153V108H152V110H151V112H155L154 113V115H153V113H150V111L149 112H147L146 113V115L144 116L145 117V120H144V118H142V116L139 114V112H138V110L140 109V108H136V107H138V106H136V105H138L139 104V107H140V104H141V101L143 100V98L142 97H144V96H146L147 98L151 95V97L154 95V92H158L159 93V91L158 90H160V92H163V93H160L161 95H159L163 100H164V102L165 101H167L166 99V97L169 95L168 94V90H169V87L165 84V80L163 79V75H165V74H167L166 72H168V73H171L172 74ZM186 71V72H185ZM190 71V72H189ZM196 71H198V72H200V73H198V72H196ZM204 70H202V72H203ZM210 71V72H209ZM224 71V73H221V72H223ZM236 71H237V73H236ZM243 71H247V72H249V75L251 76H249L248 75V73L247 72H243ZM14 72V73H13ZM127 72V73H126ZM129 72H132V75H131V73H129ZM134 72V73H133ZM183 72V73H182ZM208 72V73H207ZM252 72V74H250ZM26 73V74H25ZM95 73V74H94ZM97 73V74H96ZM164 73V74H163ZM181 73V75H179ZM189 73H191V74H189ZM196 73H197V75H196ZM206 73V74H205ZM209 73H212L211 75L209 74ZM218 73V74H217ZM221 73V74H220ZM227 73H228V76H227ZM254 73V74H253ZM257 73V74H256ZM16 74H18V75H16ZM28 74V75H27ZM154 74V75H153ZM161 74V75H160ZM200 74V75H199ZM202 74V75H203ZM207 74H208V76H207ZM217 74V75H216ZM231 76H230V75ZM245 74V75H244ZM2 75V74H1ZM12 75L14 76V77H12ZM128 75V76H127ZM130 75V76H129ZM140 77H139V76ZM143 75H144V77H143ZM147 75V76H146ZM159 75H160V78H159ZM183 75H185V78H183L184 76ZM196 75V76H195ZM206 75V76H205ZM213 75V76H212ZM222 75H223V77H224V75H225V78H222ZM232 75H234V76H232ZM235 75H236V77H235ZM240 75V76H239ZM246 75H248V76H246ZM255 75V76H254ZM16 76V77H15ZM45 76L47 77V78H45ZM54 76V77H53ZM126 76V77H125ZM134 76V77H133ZM142 76V77H141ZM152 76H154V78L152 77ZM181 76V77H180ZM186 76H187V78H186ZM190 76V77H189ZM198 76V77H197ZM210 76H211V78H210ZM227 76V77H226ZM242 77L243 79H242V81H244V82H241L240 80V78L239 77ZM5 77V78H6ZM56 77H58L59 78V81L60 82H62V83H60L59 81H57V79L58 78H56ZM60 77H61V79H60ZM68 77V78H67ZM98 77H99V75H98ZM147 77V78H146ZM192 77V78H191ZM195 77H196V79H197V81L195 80ZM204 77H206V81L205 82H203V80L201 79V78H203V79H205ZM219 77V78H218ZM230 77V78H229ZM234 77V78H233ZM247 78V81L245 80L246 78ZM249 77V78H248ZM257 77V78H256ZM43 78V79H42ZM56 78V79H55ZM130 78V79H129ZM139 78V79H138ZM145 78V79H144ZM182 78V79H181ZM215 78V79H214ZM222 78V79H221ZM229 78V79H228ZM260 78V79H259ZM46 79V80H45ZM54 81H53V80ZM65 79V80H64ZM113 79V80H112ZM132 79V80H131ZM144 79V80H143ZM147 79H149V80H151V81H149V80H147ZM154 79V80H153ZM158 79H160V80H158ZM184 79V80H183ZM185 79H186V81H185ZM189 79H192V80H190L189 81ZM201 80V82H200V80ZM209 79V80H208ZM211 79V80H210ZM213 79V80H212ZM238 79H240V80H238ZM249 79H250V81H249ZM259 79V80H258ZM27 80H25V81H27ZM41 80V81H40ZM50 82H49V81ZM128 82V80H129V82H131V83H129L128 82V84L130 85V84H132V85H130V86H127V82ZM139 80L141 81V82H139ZM158 80V81H157ZM163 80V81H162ZM219 80H220V82L222 81V83H220L219 82ZM227 80V81H226ZM228 80H229V83H226V82H228ZM111 83H110V82ZM119 81H121V83L119 82ZM126 83H125V82ZM145 81H146V83H145ZM153 81H154V83H153ZM185 81V82H184ZM196 81V82H195ZM231 81V82H230ZM238 81V82H237ZM240 81V82H239ZM259 81V82H258ZM56 82H59V83H56ZM117 82H119L118 84H117ZM122 82H124V83H122ZM148 82L150 83V84H152L153 83V87H151L150 86V84H148ZM157 82H164V84L163 85H161V83H157ZM189 82H192V84H190V85H188V83ZM195 84H194V83ZM204 83V85H206V86H204V87H202V84ZM218 82V83H217ZM249 82V83H248ZM253 82H255V83H253ZM143 83V85H141V84ZM155 83H157V84H155ZM197 83H199V84H197ZM202 83V84H201ZM214 84V85H212V84ZM233 83V84H232ZM236 83V84H235ZM241 83V84H240ZM242 83H244L243 84V87L244 88H241L242 86ZM251 83V84H250ZM107 84H110V85H107ZM123 84V86H121ZM137 84H139V85H137ZM193 84H194V86H193ZM197 84V85H196ZM215 84H217V85H215ZM224 84V85H223ZM232 84V85H231ZM239 84V85H238ZM245 84H247V85H245ZM256 84V85H255ZM259 84V87L257 86ZM61 85V86H60ZM117 85V86H116ZM124 85H125V87H124ZM149 85V86H148ZM157 87H156V86ZM161 85V86H160ZM186 86V85H188V86H186V87H182V86ZM201 87H200V86ZM219 85L221 86V88L220 89H222V91L219 89ZM227 85L229 86V87H227ZM235 85V86H234ZM249 85V86H248ZM251 85V86H250ZM252 85L254 86L253 88H252ZM2 85H1V80H0V87H1ZM58 86H60V88L58 87ZM109 86V87H108ZM137 86V88H135ZM138 86H139V88H138ZM148 86V87H147ZM179 86H181V89H180V87ZM216 86H218V87H216L218 90H219V92L218 91H216L217 89H215V87ZM238 88H237V87ZM239 86H240V88H239ZM108 87V88H107ZM111 87V88H110ZM112 87H115V88H113V90H112ZM116 87H117V91H116ZM120 87V88H119ZM132 87V88H131ZM135 89H134V88ZM142 87V88H141ZM145 87H147V88H145ZM154 87H156V90H155V88ZM159 87H161V88H159ZM164 89H163V88ZM205 87H207V89L208 90H205L206 88ZM213 87V88H212ZM233 87H235L234 89H232ZM261 87V88H260ZM122 88V89H121ZM124 88V89H123ZM129 89V90H131L132 92H130L131 93V96L129 95L130 93H127V90H125V89ZM144 88V90H142ZM153 88V89H152ZM186 88V89H185ZM192 88V89H191ZM199 88H201V90L199 89ZM211 88V89H210ZM230 88V89H229ZM251 88V89H250ZM255 88V89H254ZM262 88H263V90H262ZM108 89H110V90H108ZM119 89V90H118ZM137 89V90H136ZM141 89V90H140ZM146 89H150L149 91H150V94L148 93L149 91L148 90H146ZM152 89V90H151ZM166 89V90H165ZM198 89V90H197ZM237 89V90H236ZM245 89H248V90H245ZM252 89H254V90H252ZM59 90V91H58ZM121 90V91H120ZM136 90V91H135ZM164 90H165V92H164ZM188 90H192V92L194 93V95L195 96H193V93L192 92H190V91H188ZM196 90V91H195ZM211 90V91H210ZM240 90V91H239ZM241 90H242V92H241ZM252 90V91H251ZM115 91V92H114ZM125 91V92H124ZM138 91H140V92H138ZM144 91V92H143ZM152 91H153V94H152ZM186 91H187V93H186ZM203 91V92H202ZM212 91H214V92H212ZM237 91H239L238 92V95H240L239 93L241 92L242 94V97H241V95H240V97L239 98H241L240 99V101H239V103L241 102V104L240 105H242V106H244V107H242V106H240V105H237V104H239L237 101L238 100H236V102L235 103H237V104H233V102L231 101V99H230V95H229V93L230 92H232V94L234 95V93L235 94H237L236 92ZM254 91V92H253ZM121 92V93H120ZM137 92V93H136ZM146 92L149 94H146ZM189 92V93H188ZM196 92V93H195ZM197 92H198V94H199V96L200 97H198V94H197ZM199 92H202V93H199ZM206 92H208V93H206ZM209 92H211V94L209 93ZM218 92V93H217ZM222 92H224V93H222ZM249 92H252V94L251 93H249ZM258 92L261 94H258ZM115 93L117 94V96L115 95ZM127 93V94H126ZM166 93V94H165ZM190 93H192L191 95H190ZM205 93V94H204ZM223 94V96H222V94ZM113 94V95H112ZM121 94H123V95H121ZM132 94L134 95L133 97L134 98H136L135 99V102L137 101V103H135L134 102V98L132 97ZM137 94V95H136ZM140 94V95H139ZM144 94V95H143ZM202 94V95H201ZM204 94V95H203ZM207 94H208V96H207ZM213 94H215V98H212V96L214 97V95ZM251 94V95H250ZM253 94H257L258 96V98L260 99V97H259V95L260 96H262L263 98H261L262 99V101H259L257 98H256V96L255 95H253ZM44 95V96H43ZM48 95V96H47ZM58 95H61V97L59 98V96ZM121 95V96H120ZM126 95H128V97L126 96ZM143 95V96H142ZM162 95H164V97L162 96ZM189 95V96H188ZM218 95V96H217ZM220 95V96H219ZM226 95V96H225ZM230 97H229V96ZM245 95V96H244ZM57 96H58V98H57ZM125 98H124V97ZM142 96V97H141ZM166 96V97H165ZM185 96V97H186ZM202 96H205L206 98H208L209 99V101H208V99L206 100V98L204 97V98H202ZM235 96V95H234ZM244 96V97H243ZM251 96V97H250ZM1 97V96H0ZM120 97H122L123 98V100L121 101V99H119ZM126 97H127V99H126ZM130 97V98H129ZM137 97L139 98V99H137ZM146 97H144V98H146ZM186 97V98H187ZM195 97H198V98H195ZM219 97H220V99H219ZM223 97H224V99H223ZM247 97V98H246ZM254 97H255V99H254ZM101 98V99H100ZM99 99L101 100V102H105V99H107V98H105V97H100ZM133 98V99H132ZM141 98V99H140ZM164 98H166V99H164ZM202 98V99H201ZM238 98V99H239ZM244 98V99H243ZM248 98H250L249 100H250V102L249 101H247L248 100ZM252 98V99H251ZM56 99V100H55ZM59 99V101H57ZM102 99H104L103 101H102ZM126 101H125V100ZM133 100V102H131L132 100ZM196 99V100H195ZM228 99V100H227ZM230 99V100H229ZM260 99V100H261ZM47 100V101H48ZM71 100V101H70ZM85 100H87V98H85ZM118 100H120V103L122 104V105H120V103L118 102ZM129 100V101H128ZM199 100H200V103H199ZM204 100V101H203ZM206 100V101H205ZM210 100H212V102L210 101ZM215 100V101H214ZM222 100H224V101H221ZM255 100H257V101H255L256 103H258L257 105H256V103H254V101ZM50 101V102H51ZM195 101V102H194ZM202 101V102H201ZM232 103H231V102ZM63 102V103H62ZM140 102V103H139ZM196 102H198V103H196ZM213 102H215L216 103V105H215V103H213ZM224 102V103H223ZM227 102V103H226ZM7 103V102H6ZM5 103V100L1 97L0 98V107H6V104ZM65 103V104H64ZM112 103H113V100H112ZM131 103H134V104H132V106H136L135 107V110L136 111H133L131 108H130V105H131ZM156 103H158V104H156ZM194 103V104H193ZM210 103V104H209ZM219 103H220V105H219ZM250 103V104H249ZM5 104V105H4ZM70 104V103H69ZM136 104V105H135ZM195 104H197V105H195ZM202 104V106H199V105H201ZM206 104V105H205ZM211 104H212V107H214L213 106V104L215 105V108H213V111H211L212 109H211ZM233 104V105H232ZM3 105V106H2ZM72 105V104H71ZM105 105L107 106V112H111L112 110H113V108H112V106H110V105H112L111 104V102H108V103H106L105 102ZM109 105V106H108ZM120 105V106H119ZM126 105H127V108H126ZM158 105V106H157ZM205 105V106H204ZM209 105V106H208ZM235 105H237V106H239L238 107V110H237V106H235ZM259 105V106H258ZM122 106V107H121ZM123 106H125V107H123ZM131 106V107H132ZM231 106H233V108L231 107ZM252 106V107H251ZM256 106V107H255ZM53 107V106H52ZM110 107V108H109ZM113 107H115L114 106V104H113ZM155 107H157V109H155ZM160 109H159V108ZM196 107H197V109H199V111H200V113L203 115V117H204V119H203V117L200 115V113L198 114V116H196V115H194L195 114V112L196 111H193V110H196ZM207 107V108H206ZM210 108V110H209V108ZM219 107H220V109H219ZM223 107V108H222ZM226 107H229V109L228 108H226ZM244 108V109H242V108ZM98 107H96L95 109L96 110H102L100 107H99V109H97ZM130 108V109H129ZM204 108V109H203ZM205 108H206V110H205ZM218 108V109H217ZM235 108V109H234ZM241 108V109H240ZM259 108H261L262 110H260ZM15 109H17L18 110V107H15ZM55 110V107H53L52 108V110ZM110 109V110H109ZM122 109V110H121ZM125 109V110H124ZM214 109L215 110H220V111H214ZM224 109H226V110H224ZM232 109H234V110H232ZM12 109L9 107V110H8V112L9 111H11ZM53 110V111H54ZM95 110V111H96ZM109 110V111H108ZM128 110H130V111H132L133 112V116H132V112H131V116H130V111H129V113H128ZM158 110V111H157ZM201 110H203V111H201ZM208 110V111H207ZM230 110V111H229ZM241 110V111H240ZM249 110L251 111V112H249ZM255 110V112H253ZM206 111H207V113L209 112V113H211L210 114V117L211 118H214V123L213 122H211L213 119H210L209 118V116H207L206 117V115L205 114H207L206 113ZM225 111H227L226 113H225ZM259 111H260V113L261 114H259ZM13 111H11V113H12ZM101 111H96L94 114H96L97 116H99V114H101L100 116H102V113H100ZM120 112H122L121 113V116H122V114H123V118H125V119H122V117L120 118V115H119V113ZM163 112V113H162ZM213 112H216V113H213ZM222 114H221V113ZM229 112H230V115H232V118H231V116L229 115ZM233 112V113H232ZM236 112V113H235ZM240 112H242V113H240ZM10 113V112H9ZM58 112L55 110L54 112H50V114L48 113V121L46 120V122L47 123H45L44 122V124H42L43 126L46 124H48L49 122V124L47 125V127H46V125H45V128L42 126V129L45 131L44 133H46L47 132V135H45V136H47V137H45V140L44 141H46L45 143L44 142H41L42 140L40 139H37L35 136H36V133L33 131L34 130V127H35V121L34 120H32L31 122H29L27 125L28 126H31V129H30V127H28L29 128V130L30 131H26L24 134H22V136L24 137L25 135H27V137L25 136L24 138L23 137H21V136H19L20 138H18V140L19 139H24V140H28L29 142H28V144L30 143V142H32V140L33 141H35V139H36V146H37V150L39 151V153L41 154V155H39V156H41V157H44L43 155L45 154L44 152H46L47 151V149H48V144L51 146H49L50 147V149H48V152H50V153H48L49 154V157L50 156H52L51 158H55L56 157V154L57 153H59V154H57V156H59L60 154H64L65 152H66V149H65V142H62V137L64 138L65 137V139H66V136H65V132L67 131V129H69V126H68V123L67 122H64V123H62L61 122V120L59 119V113L57 114ZM129 114V115H127V114ZM134 113H136V115L138 116H136ZM159 113V114H158ZM220 113V114H219ZM232 113V114H231ZM237 113H239L238 115H237ZM15 114H17V113H15ZM14 114V115H15ZM51 114H53V115H51ZM148 114L150 115V114H152L153 116H149L148 118L146 117V116H148ZM161 114V115H160ZM212 114H213V117H212ZM215 114H216V116H215ZM219 114V115H218ZM226 114H228V116L226 115ZM156 115V116H155ZM196 118H194L193 116ZM200 115V116H199ZM205 115V116H204ZM207 115H209V114H207ZM218 115V116H217ZM221 115V117H219ZM241 115H242V118L243 119H241V118H239V117H241ZM54 118H53V117ZM109 116V117H108ZM126 116V117H125ZM157 116H160V117H157ZM217 118V120L220 118V120H218V122H215V117ZM226 116V117H225ZM52 117V118H51ZM108 117V118H107ZM119 119H121V120H119ZM130 117H131V120H130ZM132 117H133V120H132ZM137 117V118H136ZM153 117V118H152ZM159 118L160 120H161V122H160V120L159 119H157V118ZM167 117H169V118H167ZM230 117V118H229ZM249 117V118H248ZM51 118V119H50ZM56 118V119H55ZM107 118V119H106ZM142 118V119H141ZM150 118H152V120L150 121ZM166 118V119H165ZM198 118L201 120V118H202V121H200V120H198ZM205 118L207 119V122H205L206 120H205ZM208 118H209V120H208ZM224 118H227V119H224ZM53 119V123L50 121V120H52ZM117 119V120H116ZM177 119V120H176ZM181 119V122L183 123H180V120ZM58 120V121H57ZM127 120V121H126ZM129 120H130V122H129ZM150 122H149V121ZM154 120V121H153ZM165 120V121H164ZM171 121V125H169V124H167V122L169 123V121ZM200 121V123H197L198 121ZM211 120V121H210ZM216 120V121H217ZM223 120V121H222ZM226 120H228V121H226ZM231 120V121H230ZM241 121L242 123H243V121H244V123H243V125H244V127H242L243 125H241L242 123L241 122H239V121ZM253 120V121H252ZM116 121V122H115ZM119 121V122H118ZM122 122V124H121V122ZM126 121V122H125ZM144 121H145V123H144ZM152 121L155 123V122H157V124H158V126H159V128L157 129L156 128V126H154V123L152 124ZM177 121V122H176ZM236 122V123H233V122ZM112 122L114 123V125L115 124H117L116 126H117V128L112 124ZM131 122H134V124H132ZM160 122V123H159ZM163 122H165V123H163ZM176 123L177 125H179V126H177V125H175V124H172V123ZM179 122V123H178ZM189 122H191L192 123V125H190L191 126V128L193 127V125H194V127L193 128H196L197 129V132H198V128H200L201 127V125H202V127L200 128L201 129V132H200V134H201V136L203 137H201L200 136V138H198V137H196V138H194V147H195V149H197L198 148V150H196V151H198L197 153H196V151H194V149L192 150V148H194L193 147V145L191 146V143H188V141H190L191 139L187 136V133L186 132H189ZM210 122V124H209V126H208V123ZM229 122V123H228ZM245 122H246V124H245ZM51 123H52V125H51ZM58 123H59V125H58ZM140 123V124H139ZM211 123H212V125H214L213 127L211 126L210 127V125H211ZM218 123V124H217ZM232 123L234 124V126H233V129H232ZM258 123V124H257ZM62 124V125H61ZM64 124V125H63ZM182 124V126L184 127H182V129L180 128V125ZM220 124L221 125H223V129H221V127L222 126H220ZM229 126V127H227V125ZM230 124V125H229ZM240 125V128H239V125ZM51 125V126H50ZM56 125H57V127H58V130H57V128H54V127H56ZM103 125V126H102ZM121 125V127H119ZM133 126V128L132 127H129V126ZM139 125H141V126H139ZM149 127H148V126ZM195 125H196V127H195ZM108 126L110 127V129H108ZM113 128H112V127ZM122 126H124V127H122ZM154 126V127H153ZM166 126H168L167 128H165ZM171 126V127H170ZM217 126V127H216ZM59 127H60V129H61V132H59ZM61 127H63V128H61ZM65 127V128H64ZM67 127V128H66ZM102 127V128H101ZM137 127V129H135ZM139 127H141L140 129H139ZM165 129L164 130V132H163V128ZM173 127V128H172ZM177 127H179L178 129H177ZM203 127H207V133H206V131L205 130H203L202 131V128ZM209 127H210V129H209ZM216 127V128H215ZM218 127H220V131H218L217 132V128ZM226 127H227V131H226ZM47 128V129H46ZM51 128V129H50ZM107 129V131H105L106 129ZM122 128V129H121ZM124 128H125V131H127V133L126 132H124L123 130H124ZM129 128H131V131H130V129ZM146 128V129H145ZM156 128V129H155ZM185 128H188V131L187 130H185ZM211 128H213L212 130H214V131H211ZM237 128V129H236ZM251 128V129H250ZM264 128V127H263ZM33 129V130H32ZM55 131H54V130ZM112 129H113V131H112ZM145 129V130H144ZM148 129V130H147ZM149 129H151V130H149ZM160 129V130H159ZM162 129V130H161ZM168 131H167V130ZM204 129V128H203ZM216 129V130H215ZM229 129V130H228ZM234 129H235V131H237V133H238V135H235V134H237V133H235V131H234ZM238 129H242L241 131H242V133H244V134H242V133H240L241 131H238ZM254 129V130H253ZM255 129H257V130H255ZM56 130H57V134H56ZM66 130V131H65ZM117 130H119V131H117ZM144 130V131H143ZM158 130V131H157ZM171 130V131H170ZM177 130V131H176ZM181 130V131H180ZM208 130L210 131V134H209V132H208ZM222 130V131H221ZM249 130V134H248V131ZM19 131H20V129H19ZM100 131V133H99V136H98V132ZM101 131H103V132H101ZM104 131H105V133H106V135H105V133H104ZM109 131V132H108ZM110 131H111V137L109 136V134H110ZM121 131V132H120ZM135 131V132H137V133H135L134 135H133V132ZM176 131V132H175ZM181 133H180V132ZM182 131L186 134V138H185V136H182L184 133H182ZM205 131V132H204ZM246 131V132H245ZM259 132V134H258V132ZM48 132H50V133H48ZM51 132H53V133H51ZM55 132V133H54ZM61 133V134H59V133ZM63 132V133H62ZM155 132H157V134L155 133ZM160 132V133H159ZM169 132H171L172 134H174V135H172L171 134V136H170V133ZM217 134H216V133ZM231 132H233L232 134H234L235 136H233L232 134H231ZM30 133H32V134H29ZM107 133H108V135H107ZM114 133V134H113ZM118 133L120 134V135H118ZM123 133L125 134V135H123ZM163 133V134H162ZM164 133H168L169 134V139L173 142L172 144L175 146V148H173V149H178L179 147H181L182 148V146H183V144L185 145V143H187L186 145H187V151L189 152V154H190V156H194L193 158L192 157H188L189 158V160H186V162L187 161H190V164H191V161H192V159H195V162H196V164H197V161H199L200 160V163L198 162V164L196 165V167H195V169L193 170V173H195L194 171H196V173H195V175H193L192 174V176H193V180H192V178H191V173L190 172H192L191 170V168H189L188 166H187V169H183L184 167L182 166L181 168H182V174H181V177H180V183H179V185H180V187H181V198L182 199H180V201L181 202H179V203H181V206L184 208V210H191V211H193V210H195L196 208H198V203H200V205H199V208L201 207L202 208V210H204V213H207V214H205L204 216H206L207 215V217H209V218H213L212 220H214V222L212 221V223H214V225L213 226H215L216 225V227H217V229H216V227H213V229H212V231L209 233V232H205V231H202V232H200L199 234L198 233H196V234H190V235H188V236H185V237H183L184 239H182V238H174V237H172L171 238V240H168V242H166L165 240H163V239H161V238H159V235H158V233H160V232H158V230H157V227H158V225L160 224V223H164V221H165V224H168L169 225V227L170 228H172L173 226L175 227V224H174V222L176 223V225H178V224H180V222L178 223V222H176L175 221V219H174V217H175V215H173L174 214V210H173V207L169 204V202H167L166 201V199L167 198H162L163 199V201H162V199L160 198L157 202H154V204L153 203H149V200H148V198H146L144 195H138L137 197L135 196V195H130L128 198H129V200H128V198L127 197H125L126 196V192H127V194H128V192L129 191H131L133 188H135V185L137 184L136 182H138L139 183V181H142L143 180V182L146 184V185H148V183H149V186H151L152 188H155L156 186H157V184H155V183H159V181H161V178H162V176H161V174L158 172V170H157V168L155 167V166H151V165H153L154 164V159L156 158V156H158V154L157 153H155L156 151H154L153 150V146H158V148H160L161 146L163 147V144H165V143H162L161 141H163V142H166L167 144H165L164 145V147L163 148H160V149H163V151L164 152H166V150L168 149V147H170L172 144H170L171 143V141L168 139V134L166 135V134H164ZM176 133V134H175ZM177 133H179V136H178V138H177ZM213 133V135H211ZM224 133V134H223ZM245 133H247V134H245ZM257 133V137L255 136V137H253V138H251L252 136H254V134H256ZM96 134V135H95ZM127 134H129V135H127ZM154 136V134H155V136L154 137H152V135ZM182 134V135H181ZM184 134V135H185ZM205 134V135H204ZM206 134H207V136H206ZM48 135H49V137H48ZM54 135V136H53ZM60 135H62V136H60ZM114 135V136H113ZM115 135H116V137H115ZM136 135V137L135 138H138V139H141V141L140 140H137V139H135L134 138V136ZM157 135V136H156ZM158 135H163L162 137L161 136H158ZM164 135H165V137H164ZM209 135H211L210 137H214V139L213 138H210L209 137ZM239 135L241 136V137H239ZM261 135V137H259ZM58 136V137H57ZM105 139H108L107 141L106 140H104V138ZM108 136V137H107ZM113 136V137H112ZM119 136H120V138H119ZM128 136V137H127ZM133 136V137H132ZM145 136V137H144ZM147 136V137H146ZM177 138V140H175V137ZM220 136L222 137V140H221V138H220ZM55 137V138H54ZM57 137V138H56ZM101 137V138H100ZM124 137V138H123ZM127 137V139L125 140V138ZM130 137H132L131 139H132V141H133V143H134V145L131 147V143H129V141H128V138L130 139ZM149 137V138H148ZM150 137H152V138H150ZM157 139H156V138ZM242 137H245L244 139H246V140H244V139H242ZM248 137H250V139L248 138ZM26 138V139H25ZM33 138V139H32ZM98 138V139H97ZM102 138H103V140H102ZM124 139V141H123V139ZM145 138H146V140H145ZM160 138V139H159ZM167 138V139H166ZM185 138V139H184ZM206 138H207V140H206ZM216 138H218L219 140H220V142H219V140L218 139H216ZM236 138H237V140H236ZM240 138V139H239ZM30 139V140H29ZM50 139V140H49ZM55 139V141L54 142H52V140H54ZM65 139H64V141H65ZM100 139V140H99ZM111 139V140H110ZM112 139H113V141H112ZM119 139H121V140H119ZM149 139V140H148ZM151 139V140H150ZM185 141H184V140ZM187 139H188V141H187ZM208 139H210V140H208ZM212 139V140H211ZM225 139V141H223ZM242 139V140H241ZM98 141L99 142V145H100V148H98L99 147V145H98V142H96V141ZM101 140H102V143H103V145H101L102 143H101ZM112 141V142H108V141ZM143 140V141H142ZM153 140H154V142H153ZM156 140H161V141H156ZM164 140H166V141H164ZM181 140V141H180ZM200 140H202L201 142H200ZM213 140H215L214 142H215V144L213 143ZM216 140H217V142L219 143V144H216L217 142H216ZM231 140V141H230ZM241 140V141H240ZM251 140H253V141H251V142H253L252 143V145L251 144H248L249 142ZM257 140V141H256ZM47 141H49L50 143H48ZM106 141V142H105ZM118 141V142H117ZM126 141V142H125ZM135 141H136V144H135ZM138 141V142H137ZM150 141V142H149ZM152 141V142H151ZM169 141H170V143H169ZM176 141V142H175ZM178 141V142H177ZM180 141V142H179ZM199 143H198V142ZM204 141V142H203ZM207 141H209V143H207ZM211 141V142H210ZM233 141V142H232ZM240 141V142H239ZM247 142V143H244V142ZM249 141V142H248ZM256 141V142H255ZM262 141V142H261ZM41 143V145H40V143ZM122 143V144H120V143ZM140 142L142 143V144H140ZM146 143V145L145 144H143V143ZM174 142L176 143V144H174ZM184 142V143H183ZM236 142V145L234 144ZM250 142V143H251ZM44 143V145H42ZM54 145H53V144ZM112 143H114V145L112 144ZM123 143H125V145L123 144ZM151 143H153V144H151ZM155 143V144H154ZM158 143H160L161 145H159ZM179 143H181V145L179 144ZM206 144L207 146H205L204 144ZM230 143H232V144H230ZM237 143H242L241 145H243L242 147V149L244 150L245 149V151H242L241 150V147H239L240 149H236V148H238V146H241L240 144H237ZM244 143V144H243ZM258 143V144H257ZM38 144V145H37ZM97 146H96V145ZM105 144H106V146H105ZM108 144V145H107ZM116 144H117V146H116ZM118 144H120L119 146H118ZM130 144V145H129ZM140 144V145H139ZM153 145V146H151V145ZM179 144V145H178ZM195 144H197L196 146H195ZM201 144V145H200ZM255 144V145H254ZM57 145H59V147L57 148L56 146ZM74 145V144H73ZM72 145V147L70 148V150L71 151H77V148H78V146L76 145V146H73ZM93 145V146H92ZM95 145V146H94ZM111 145H113V146H111ZM124 145V146H123ZM135 145H136V147H135ZM139 145V146H138ZM142 145H144V146H142ZM166 145H167V147H166ZM172 145V147H174ZM186 145H185V147H186ZM189 145V146H188ZM210 145H211V147H210ZM214 147H213V146ZM234 147H233V146ZM249 145L250 146H254L255 147V150L257 151H254V149L251 147V148H249ZM260 145V146H259ZM41 146V147H40ZM54 146H55V149H54ZM102 146V147H101ZM103 146H104V149H103ZM111 146V147H110ZM126 146V147H125ZM138 146V147H137ZM178 146V148H176ZM200 146H201V148H200ZM258 146L259 147H261V148H258ZM262 146H263V149H262ZM18 147H21V146H18ZM77 147V148H76ZM123 147H124V149H123ZM129 147H130V149H132V150H130L129 149ZM143 147H145V148H143ZM150 147V148H149ZM172 147H170V148H172ZM208 147V148H207ZM210 147V148H209ZM215 147H216V149H215ZM217 147H219V148H217ZM221 147H222V151H220L221 150ZM227 147V148H226ZM23 148V149H22ZM30 148H31V146H25V148H24V146H22L21 148H17V150H20L21 152H19V153H17V152H15V157L17 158V160L20 158V157H22V156H28V155H30V152H29V150H30ZM33 148V147H32ZM39 148V149H38ZM95 148V149H94ZM97 148V149H96ZM106 148V149H105ZM113 148V149H112ZM121 150H120V149ZM137 148V149H136ZM191 150H190V149ZM199 148H200V150L202 151V155L200 156V152L201 151H199ZM227 150H226V149ZM231 148V149H230ZM232 148H234V149H232ZM249 148V149H248ZM256 148H258V150L256 149ZM54 149V150H53ZM58 149V150H57ZM74 149V150H73ZM88 149H91V150H88ZM99 149V150H98ZM101 149V150H100ZM110 149V150H109ZM149 149L151 150V153H147V152H150L149 151ZM166 149V150H165ZM183 149V148H182ZM181 149V150H182ZM206 149H207V151H206ZM209 149H211L210 151H208ZM218 149H220V150H218ZM225 149V150H224ZM230 149V150H229ZM250 149H253V151L252 150H250ZM260 149V150H259ZM26 150V151H25ZM36 150V149H35ZM50 150V151H49ZM85 150V151H86ZM97 150H98V152H97ZM115 150H117L118 151V153L119 154H116V151ZM124 150V151H123ZM136 150H137V152H136ZM139 150V151H138ZM141 150H143V151H141ZM148 150V151H147ZM179 150H180V148H179ZM215 150H216V152H217V154H216V156H218V157H216V156H213V155H215ZM229 150V151H228ZM232 150H241L240 151V153L238 152V151H236V152H233ZM252 151L253 153H251V156H249V154L247 155V154H245L247 151ZM25 151V152H24ZM41 151V152H40ZM90 151V152H89ZM101 151V152H100ZM108 151H110L111 153V155L109 154V152H108V154H107V152ZM122 152V154H121V152ZM126 151L128 152V154L129 153H131V154H127L126 153ZM129 151H131V152H129ZM191 151V152H190ZM195 152L194 154H197L196 156L193 154V152ZM224 151H226L225 152V154H227L228 155V158H231V159H228L227 158V160L229 161V163L227 162V160L225 161V158H226V155H224ZM227 151L231 154L232 152H233V154L232 155H230L229 156V154L227 153ZM230 151H232V152H230ZM62 152V153H61ZM124 152V153H123ZM145 152V153H144ZM154 152V153H153ZM207 152V153H206ZM241 152H245L244 153V157L243 156H241ZM21 153H22V155H21ZM23 153H26L27 155H25V154H23ZM29 153V154H28ZM113 153V154H112ZM125 153H126V155H125ZM132 153H134V154H132ZM187 153V152H186ZM203 153H205L204 155H203ZM213 153V154H212ZM221 153V154H220ZM223 153V154H222ZM235 153H236V155H238V157L235 155ZM247 153H249V152H247ZM257 153V154H256ZM19 154V156H17ZM74 154H76V152H74ZM143 154V155H142ZM156 156H155V155ZM208 154L209 155H211L212 157H208ZM256 154V155H255ZM264 154V153H263ZM107 155V156H106ZM117 156V157H113V156ZM123 155V156H122ZM125 155V156H124ZM134 155V156H133ZM150 158V155H151V159H149L147 156ZM199 155V156H198ZM221 155H223V157L221 156ZM106 156V157H105ZM200 157L199 159H197L196 157ZM233 156H235V157H233ZM245 156H246V158H245ZM257 156H259V157H257ZM263 156V157H262ZM40 157V158H41ZM112 157V158H111ZM123 157V158H122ZM128 157H130V158H128ZM136 157V158H135ZM145 157H147V158H145ZM155 157V158H154ZM204 157H206V158H209V159H206V158H204ZM223 158V161L222 160H219L220 158ZM238 159H237V158ZM239 157H241V159L239 158ZM261 157V158H260ZM116 158H118V160L115 159ZM119 158H120V160H119ZM128 158V159H127ZM145 158V160H143ZM187 158V159H188ZM203 158V159H202ZM211 158L213 159H216V160H219V161H221L222 163H224V161L225 162H227L226 164H225V167H223L224 166V164H223V166H222V168H223V170H220V168H219V170H218V168L214 165V167H213V165L211 164ZM261 159V160H259V161H257L258 159ZM67 161L69 160V159H67V158H65ZM97 159H98V161H97ZM127 159V160H126ZM130 159V160H129ZM134 159V160H133ZM146 159L148 160V161H146ZM184 159V158H183ZM183 159H181V161L182 162H184V160ZM246 159V160H245ZM255 159H257V160H255ZM41 160L39 161V162H41ZM89 160H91L92 162L93 161H95V162H90ZM100 160V161H99ZM122 160H124V162H122ZM150 160V161H149ZM153 160V161H152ZM202 160V161H201ZM208 162H207V161ZM210 160V161H209ZM236 160V161H235ZM240 160H242V161H240ZM248 160V161H247ZM47 161V160H46ZM102 161H104V162H102ZM106 161V162H105ZM119 161V162H118ZM130 162V164L128 165L127 163H129ZM134 163H132V162ZM135 161V162H134ZM141 161H143V162H141ZM145 161V162H144ZM204 161H206V162H204ZM235 161V162H234ZM237 161H238V164H236L237 163ZM240 161V162H239ZM250 161V162H249ZM257 161V162H256ZM109 162V163H108ZM139 162V163H138ZM151 162H153V163H151ZM193 162V161H192ZM204 162V163H203ZM210 162V163H209ZM220 162V163H221ZM233 162V163H232ZM244 162V163H243ZM262 162V163H261ZM41 163V164H42ZM97 163V164H96ZM99 163H100V165H99ZM108 163V164H107ZM115 163V164H114ZM136 163V164H135ZM138 163V164H137ZM201 163H202V165H201ZM207 163V164H206ZM209 163V164H208ZM221 163V164H222ZM235 163V164H234ZM240 163L241 164H243L242 166L240 165ZM46 164V166H44ZM70 166H69V165ZM112 164V165H111ZM126 165V167H125V165ZM141 164H142V166H141ZM247 164V165H246ZM93 165V166H92ZM109 165V166H108ZM116 165V166H115ZM136 166V168H138V167H140V168H138L139 170H137L136 168H135V166ZM138 165V166H137ZM226 165H228V166H226ZM230 165V166H229ZM237 165V166H236ZM238 165L240 166V167H242V169H240V167H238ZM244 165H245V167H244ZM249 165V166H248ZM254 165V166H253ZM88 166H90V167H88ZM99 166V167H98ZM108 166V167H107ZM114 166V167H113ZM131 166V167H130ZM134 166V167H133ZM145 166H147L148 168H146ZM192 166V165H191ZM199 166H202L203 168H202V170H200L201 169V167H199ZM206 166V167H205ZM209 166V167H208ZM260 166H261V168L263 169H261L260 168ZM263 166V167H262ZM67 167H68V170H67ZM95 167V168H94ZM97 167V168H96ZM116 167H118L119 168V170H118V168H116ZM128 167H130V169L128 168ZM146 169H148V170H146ZM199 169H198V168ZM206 169H205V168ZM209 169H208V168ZM211 167H213V169L211 170L210 168ZM216 167V168H215ZM228 168V170H227V168ZM234 167H236V169L234 168ZM99 168V169H98ZM109 168V169H108ZM112 170H111V169ZM132 168V169H131ZM143 168H144V171H142L143 170ZM197 168V169H196ZM221 168V169H222ZM224 168H225V170H224ZM250 168V169H249ZM43 169V170H42ZM55 169V170H54ZM73 171L72 173H71V171ZM92 169V170H91ZM100 169H102L103 171H104V173H101V172H103L102 170H100ZM136 169V170H135ZM154 169H156V171H155V173H153V175H155L154 177H153V175H151L152 174V170H153V172H154ZM189 169V171H187ZM205 169V170H204ZM252 169V170H251ZM60 170V171H59ZM65 170H67L68 172H66ZM97 170V171H96ZM100 170V171H99ZM110 170V171H109ZM133 172H132V171ZM148 172L149 171V173H147L146 171ZM217 170H218V173H217ZM234 170L236 171V172H234ZM237 170H239V171H241V172H239V171H237ZM250 170V171H249ZM41 173H40V172ZM44 171V172H43ZM56 171V172H55ZM77 171V172H76ZM112 171H114L115 173H116V175L114 174V172H113V174H112ZM119 171V172H118ZM124 171V172H123ZM128 171V172H127ZM141 173H140V172ZM185 171V172H184ZM224 171H225V173H224ZM228 171V172H227ZM229 171L231 172V173H229ZM252 171V172H251ZM260 171V172H259ZM58 172V173H57ZM61 172V173H60ZM65 172V173H64ZM93 172V173H92ZM96 172H97V174H96ZM111 172V173H110ZM122 172V173H121ZM125 172H127V173H125ZM146 174H145V173ZM150 172H151V174H150ZM208 172V173H207ZM219 172H221L222 174H220ZM239 172V173H238ZM245 172V173H244ZM39 173H40V175H39ZM43 173V174H42ZM64 173V174H63ZM70 174L71 176H72V178H71V181H74V182H79V184H80V182H87V184H88V189H86L85 188V191H86V193L87 194H89L91 197V199L92 200H94L93 202H92V200L91 201H88V202H86V204L84 205V210L82 211L81 210V212H78V213H74V211H72L71 209H70V207L68 206V207H63V208H65V209H63V210H56V211H54V210H50V209H48L51 213V215H53V216H51L50 215V220H49V224H48V230H46L47 232H45V230L43 231V229H44V225L45 224H43L42 223V220H41V217H40V210L39 209H41V207L38 209L37 207H39L38 206V203L39 202H37V201H39L37 198H35V199H37L36 201H35V199H34V197H37L35 194L36 193H34V181L36 180V179H40V180H43L42 182H43V184L46 186V192L48 193V194H50V191H54V189L55 190H57V187L59 186H62L63 184H64V179H65V175L66 174ZM77 173H78V175H77ZM100 173V174H99ZM119 173H121L120 175H117V174H119ZM124 173L126 174V175H124ZM129 173V174H128ZM136 173H138V174H136ZM158 173V174H157ZM185 173H188V174H186L185 175ZM198 173V174H197ZM203 173V174H202ZM225 175H224V174ZM236 173V174H235ZM237 173H238V175H237ZM252 173V174H251ZM90 174V175H89ZM133 176H132V175ZM142 174H144V175H142ZM219 174V175H218ZM241 174V175H240ZM246 174V175H245ZM77 175V176H76ZM94 175V177H92ZM96 175L98 176V177H96ZM107 175H108V177H107ZM115 175V176H114ZM148 177H147V176ZM186 177H185V176ZM198 175H200V177L198 176ZM206 175H208V177L206 176ZM224 175V177H220V176H223ZM227 175V176H226ZM228 175H230L229 176V178H228ZM234 175V176H233ZM244 175V176H243ZM255 175H256V179L255 178H253V177H255ZM40 176V177H39ZM56 176V177H55ZM75 176V177H74ZM90 178H89V177ZM121 176H122V178H121ZM142 176V177H141ZM149 176H150V178H149ZM190 176V177H189ZM194 176H196V179H194ZM203 176H204V178H205V176H206V183L207 184H204V189L203 190H200V194H199V191H197L198 190V185H195V183H198L197 181H200L201 179H203ZM233 178H232V177ZM252 176V177H251ZM258 176H260V177H258ZM48 179H47V178ZM61 177V178H60ZM78 177V178H77ZM96 177V178H95ZM104 177V178H103ZM114 177H116V178H114ZM129 177H131L130 178V180H129ZM134 177V178H133ZM138 177V178H137ZM159 177V178H158ZM209 177H211V180L212 181H210L209 179ZM227 177V178H226ZM243 177L246 179V180H244L243 179ZM42 178V179H41ZM43 178H46V180H47V182H46V180L45 179H43ZM51 178V179H50ZM57 178V179H56ZM88 180H87V179ZM94 178V179H93ZM107 178V179H106ZM117 178H118V180H117ZM122 179V182H123V179H124V181H125V183L123 182H121V179ZM126 178V179H125ZM147 178V179H146ZM152 178H155V179H152ZM157 178V179H156ZM182 178H184V179H182ZM199 180H198V179ZM208 178V179H207ZM236 178H238V179H236ZM242 178V181L240 180ZM253 178V179H252ZM80 179V180H79ZM83 179H84V181H83ZM91 179V180H90ZM99 179H101L100 180V182H99ZM105 179V180H104ZM114 179V180H113ZM133 179V180H132ZM137 179V180H136ZM140 179V180H139ZM150 179V181H148ZM186 179H188V180H186ZM234 179V180H233ZM236 179V180H235ZM248 179H249V182H247L248 181ZM252 179V180H251ZM260 181H259V180ZM56 180V181H55ZM58 180V181H57ZM87 180V181H86ZM94 180V181H93ZM136 180V181H135ZM146 180V181H145ZM151 180H154V182H151ZM157 182H156V181ZM159 180V181H158ZM182 180H184V181H182ZM191 182H190V181ZM208 180V181H207ZM216 180V181H215ZM33 181V182H32ZM104 181H106V182H104ZM107 181H108V183L109 184H107ZM110 181V182H109ZM114 181V182H113ZM120 182V183H117V182ZM131 183H129V182ZM136 183L135 185H134V182ZM196 181V182H195ZM214 181V182H213ZM236 181H238V182H236ZM255 181H257L258 183L260 182L261 183V185L260 184H257ZM52 182H53V184H52ZM55 182V183H54ZM91 182V183H90ZM92 182H94V183H92ZM103 182V183H102ZM146 182H148V183H146ZM150 182H151V184H150ZM182 182V183H181ZM188 182V183H187ZM246 182V183H245ZM253 182H254V185H253ZM0 183H2V181H1V178H0ZM27 183V184H26ZM32 183V184H31ZM51 183V184H50ZM58 183V184H57ZM90 183V184H89ZM99 183V184H98ZM106 183V184H105ZM128 183V185L129 186H127L126 184ZM153 183V184H152ZM194 183V184H193ZM210 183V184H209ZM212 183V184H211ZM214 183L216 184V186L214 185ZM220 183V184H219ZM241 183V184H240ZM55 184H56V186H55ZM61 184V185H60ZM78 184V183H77ZM96 186H94V185ZM103 184H105V186H106V188H107V190H106V188H105V186L103 185ZM119 184H123V185H119ZM124 184L126 185V187H124ZM183 184V185H182ZM222 184V185H221ZM229 186V187H227V185ZM233 184V186H231L230 187V185H232ZM246 186H245V185ZM52 187H51V186ZM91 187H90V186ZM99 185H100V188H99ZM103 185V186H102ZM112 185H114V187L112 186ZM153 185H154V187H153ZM156 185V186H155ZM206 185V186H205ZM213 187H212V186ZM242 185V186H241ZM257 185V186H256ZM260 185V186H259ZM32 186V189L30 188ZM53 186H55V188L53 187ZM98 186V187H97ZM130 186H132V187H130ZM184 186V187H183ZM195 186V187H194ZM211 186V187H210ZM225 186V187H224ZM241 186V187H240ZM101 187H102V190H99V189H101ZM110 187V188H109ZM124 189H123V188ZM208 187H210V188H208ZM232 187H233V189H234V191H236V192H234L233 190H232ZM23 188V189H22ZM48 188H52V189H48ZM54 188V189H53ZM128 188V191L126 190ZM184 188V189H183ZM190 188V189H189ZM194 188H196V190L194 189ZM207 188H208V190H207ZM218 188V189H217ZM229 188V189H228ZM243 188H244V190H243ZM26 189V190H25ZM95 189V190H94ZM112 189V190H111ZM117 189V190H116ZM120 189H123V190H120ZM189 189V190H188ZM213 189V190H212ZM231 189V190H230ZM256 189V190H257ZM31 190H33V191H31ZM50 190V191H49ZM94 190V191H93ZM116 190V191H115ZM183 190V191H182ZM186 190V191H185ZM212 190V191H211ZM218 192H217V191ZM231 191V193H230V191ZM251 192H249V191ZM22 191H23V194H22ZM34 193V196H32V194L30 195V193ZM98 191V192H97ZM103 191V192H102ZM112 191V192H111ZM113 191L114 192H116V194L114 195L113 194ZM117 191H119V193L117 192ZM194 191V192H193ZM203 191V192H202ZM209 191V192H208ZM219 191H222V192H219ZM246 192V193H244V192ZM56 192V191H55ZM94 192V193H93ZM105 192V193H104ZM108 192V193H107ZM190 192V193H189ZM191 192L193 193V194H195V196H193L192 194H191ZM205 192H206V196L208 197L207 199H206V196H205ZM234 192V193H233ZM261 192H263L264 193V190L263 191H261ZM57 193V192H56ZM96 193V194H95ZM108 194V197H110L109 199H107L108 197L106 196L107 194ZM112 195H111V194ZM217 193V194H216ZM220 193V194H219ZM228 195H227V194ZM233 193V194H232ZM236 193H238V194H236ZM26 194V195H25ZM30 196H29V195ZM99 194H100V196H99ZM122 194V195H121ZM186 194V195H185ZM191 194V195H190ZM198 194V195H197ZM211 194H213V195H211ZM248 196H247V195ZM262 194V193H261ZM23 195V196H22ZM25 195V196H24ZM62 195H63V197H62ZM65 194L62 192V193H57V195H56V197L55 198H59L58 199V202L57 203H63V201H64V199L66 198V197H69L68 195H66V197L64 196ZM104 195V196H103ZM111 195V196H110ZM113 195H114V197H113ZM118 195V196H117ZM183 195H185V197L187 198H185ZM221 195V196H220ZM222 195L224 196L223 198H222ZM226 195H227V197H226ZM231 195V196H230ZM232 195H234V197L232 196ZM20 196L22 197L21 198V200H20ZM32 196V197H31ZM117 196V197H116ZM122 198H124V199H121V197ZM193 196V197H192ZM200 196V197H199ZM209 196H211V197H209ZM219 196L221 197V198H219ZM251 196V197H250ZM28 197V198H27ZM29 197H31V198H29ZM65 197V198H64ZM106 199H105V198ZM195 197V198H194ZM199 197V198H198ZM203 197V198H202ZM218 199H217V198ZM228 197H229V199H228ZM231 197V198H230ZM239 197V198H238ZM242 197V198H241ZM247 197V198H246ZM5 198H7V200L5 201ZM118 198H119V201H117L118 200ZM134 198H136L137 199V201L134 199ZM184 198H185V201H184ZM199 199L198 201L199 202H197V199ZM211 198V199H210ZM234 198V199H233ZM237 198V199H236ZM249 198V199H248ZM252 199V201H251V199ZM257 198V199H256ZM258 198H259V200H258ZM10 199V200H9ZM14 199V200H13ZM31 199H34V200H32V202L33 203H35V204H33V203H31L32 205V207L29 205L30 203H27L26 201H28V202H30L31 201ZM101 199H102V201H101ZM141 199V200H140ZM206 201H204V200ZM245 199H246V201L248 202V200H249V202H248V204H247V202L245 201ZM248 199V200H247ZM26 200V201H25ZM109 200H115L116 201V203L117 204H119L120 206H124L125 207V210H124V216L122 217V218H120L119 220H116L115 219V217L113 216V212H112V210H111V208H110V206H109V203H108V201ZM125 200V201H124ZM128 200V201H127ZM165 200V201H164ZM183 200V201H182ZM195 200V201H194ZM232 200V201H231ZM234 200H235V202H234ZM263 200V201H262ZM21 201V202H20ZM25 201V202H24ZM60 201V202H59ZM96 201V202H95ZM98 201V202H97ZM107 203H105V202ZM111 201H109V202H111ZM133 201V202H132ZM136 201V202H135ZM141 201V202H140ZM147 201H148V204H147ZM192 201V202H191ZM194 201V202H193ZM201 201V202H200ZM208 201V202H207ZM261 201V202H260ZM6 202V203H5ZM8 202V203H7ZM10 202H11V208H10ZM15 202V203H14ZM20 203L19 205H17V203ZM25 204H24V203ZM102 202H104L105 204H106V206L104 205V203H102ZM120 202V203H119ZM127 204H126V203ZM139 204H138V203ZM159 202H160V205H159ZM167 202V203H166ZM206 204H205V203ZM209 202H210V204H209ZM231 202V203H230ZM233 202V203H232ZM240 202V203H239ZM90 203V204H89ZM96 203H98V205L96 204ZM126 205H125V204ZM157 203V204H156ZM188 203H190V204H192V205H190V204H188ZM252 203V204H251ZM257 203H258V205H259V207H258V205H257ZM9 204V208L11 209H9L8 207H7V205ZM16 204V205H15ZM24 204V206H20V205H23ZM93 206H92V205ZM101 204H103L104 206H102ZM134 204V205H133ZM143 205V206H141V205ZM186 204V205H185ZM197 204V205H196ZM203 204V205H202ZM209 206H208V205ZM232 204V205H231ZM251 204V205H250ZM13 205V206H12ZM97 205V206H96ZM107 205H108V207H107ZM138 205H140V206H138ZM151 205H153V206H151ZM157 205H158V207H157ZM162 205V206H161ZM189 205V206H188ZM202 205V206H201ZM205 205V206H204ZM211 205H212V207H211ZM217 205V206H216ZM262 205V206H261ZM19 206V207H18ZM26 206V207H25ZM34 206V207H33ZM138 206V207H137ZM146 206V207H145ZM148 206V207H147ZM151 206V207H150ZM169 206V207H168ZM196 206V207H195ZM208 206V208L206 209V211H205V207H207ZM230 206L232 207V208H230ZM252 206V208L254 209H252V211L250 210V207ZM31 207V208H30ZM98 207H101V209H102V212H103V218L105 217L106 219H104V221L106 222V223H102L101 225V227H100V225H99V227L97 226L96 227V229L95 230H93V224H94V221H95V218H96V212L95 211H97L96 209L98 208ZM133 207H135V208H133ZM140 207V208H139ZM154 207V208H153ZM164 207V208H163ZM168 207V208H167ZM172 207V208H171ZM190 207H191V209H190ZM192 207H194V208H192ZM211 207V208H210ZM215 209H214V208ZM20 208H21V210H23V211H21L20 210ZM32 208L34 209V208H37V209H34V210H32ZM42 208H43V206H42ZM136 208H138L137 210H135ZM146 208V209H145ZM166 208H167V210H166ZM170 208H171V210H170ZM188 208V209H187ZM200 208V209H201ZM67 209V210H66ZM89 209V210H88ZM105 209H106V212H105ZM152 209V210H151ZM163 209V210H162ZM166 211H165V210ZM169 209V210H168ZM210 209V210H209ZM213 209V211H211ZM260 209V211H258ZM263 209V210H262ZM32 210V211H31ZM93 210H95V211H93ZM129 210H131V211H129ZM134 210V211H133ZM139 210H141V211H139ZM143 210V211H142ZM147 210V211H146ZM208 210V211H207ZM21 211V212H20ZM30 211V212H29ZM60 211V212H59ZM65 213H64V212ZM67 211V212H66ZM68 211H70V212H68ZM88 211V212H87ZM128 211H129V213H128ZM151 211V212H150ZM153 211H155L154 213H153ZM160 213H159V212ZM165 211V212H164ZM167 211H170V212H168L167 213ZM9 212V213H10ZM72 212V213H71ZM110 212V213H109ZM135 212V213H134ZM138 212H140V213H138ZM148 212V213H147ZM171 212H172V215H171ZM211 212L213 213V214H211ZM8 213V212H7ZM22 213H23V215H22ZM34 213H36V214H34ZM64 213V214H63ZM71 213V214H70ZM81 213V214H80ZM83 213L85 214L84 216H83ZM91 213V214H90ZM106 213V214H105ZM134 213V214H133ZM162 213V214H161ZM215 213V214H214ZM19 214V215H20ZM31 216H30V215ZM34 214V215H33ZM62 216H61V215ZM65 214H66V216H65ZM69 214V216H67ZM73 214V215H72ZM79 216H78V215ZM108 214V215H107ZM112 214V215H111ZM127 214H128V216H127ZM139 214V215H138ZM144 216H142V215ZM147 214H149L148 216H147ZM157 214H158V216H157ZM164 214V215H163ZM165 214H167V215H165ZM60 215V216H59ZM71 215H72V218H71ZM89 217H88V216ZM93 215V216H92ZM135 215V216H134ZM159 215H160V217H159ZM163 215V216H162ZM168 215H169V218H168ZM199 215V214H198ZM215 215V216H214ZM60 218H58V217ZM80 217V218H78V217ZM82 216V217H81ZM93 218H92V217ZM131 216L133 217L132 219H131ZM137 216V217H136ZM141 216V217H140ZM147 216V217H146ZM162 216V217H161ZM171 216V217H170ZM200 216V215H199ZM28 217H30V218H28ZM36 217V218H35ZM54 217V218H53ZM62 217V218H61ZM76 217H77V219H78V221H77V219H76ZM109 218V220H108V218ZM112 217V218H111ZM135 217V218H134ZM138 217L139 218H141V220L139 221V219H138ZM149 217V218H148ZM150 217H152V219L150 218ZM156 217V218H155ZM163 217H164V219H163ZM166 217V218H165ZM172 217H173V219H172ZM259 217H260V219H259ZM27 218H28V220H27ZM38 218V219H37ZM52 218V219H51ZM65 218V219H64ZM67 218H69V220L67 219ZM85 218L87 219L86 221H84L83 222V220H85ZM90 218V219H89ZM92 218V219H91ZM128 218H130V219H128ZM168 218V219H167ZM31 219V220H30ZM36 219V220H35ZM75 219H76V221L78 222H76L75 221ZM113 219H115V220H113ZM148 219H149V221H148ZM158 219V221H156ZM161 219V220H160ZM163 219V220H162ZM170 219V220H169ZM217 219V220H216ZM219 219H220V221H223V222H220L219 221ZM34 222H33V221ZM56 220V221H55ZM68 220V221H67ZM136 220V221H135ZM143 220H145V222L143 221ZM169 220V221H168ZM30 221V222H29ZM41 221V222H40ZM53 221H55L56 223H54ZM60 221H62V222H60ZM71 221V223H68V222H70ZM82 221V222H81ZM113 221H115V222H113ZM122 221V222H121ZM130 221V222H129ZM162 221V222H161ZM218 221V222H217ZM260 221V222H259ZM26 222H28V223H26ZM35 222H37V224H38V226H37V224L35 225ZM38 222H40V224L38 223ZM57 222H59V223H57ZM65 222V225L63 224ZM74 222V223H73ZM80 222L82 223V224H80ZM86 222V223H85ZM89 222V223H88ZM119 222V223H118ZM133 222V223H132ZM135 222H136V224H135ZM139 222H141L140 224H139ZM151 222V223H150ZM170 224H169V223ZM30 223V224H29ZM41 223L43 224V226L41 225ZM61 223H62V225H61ZM73 223V224H72ZM110 223V224H109ZM118 223V224H117ZM127 223V224H126ZM131 223V224H130ZM152 223H153V226H151L152 225ZM178 223V224H177ZM219 225H218V224ZM223 223H225L224 225H222ZM29 224V225H28ZM53 224V225H52ZM77 224V225H76ZM81 226H80V225ZM84 224V225H83ZM86 224V225H85ZM91 224V225H90ZM106 224H108L107 226H105ZM124 224V225H123ZM142 224H144L143 226H142ZM149 224H150V226H149ZM227 224H228V226H227ZM33 225V226H32ZM49 225H50V228H49ZM72 225H74L73 227H72ZM119 225V226H118ZM122 225V226H121ZM156 225V226H155ZM262 225V226H261ZM54 226V227H53ZM57 226V227H56ZM60 226H61V228H60ZM80 226V227H79ZM86 226V227H85ZM105 226V227H104ZM128 227V228H126V227ZM131 226V227H130ZM135 226H137L136 228H135ZM154 226H155V228H154ZM222 228H221V227ZM31 227V228H30ZM53 227V228H52ZM66 229H64V228ZM88 227H89V229H88ZM90 227L92 228V229H90ZM112 229H111V228ZM121 229H120V228ZM134 227V228H133ZM143 227V228H142ZM150 227V228H149ZM153 227V228H152ZM226 227H227V229H226ZM243 229V230H241V228ZM247 227V228H246ZM36 228H39V230L38 229H36ZM43 228V229H42ZM79 228H81V230H83V232H86V233H88V235L85 233H83V232H81V230L79 229ZM98 228H100V230L101 229H104L103 230V232H102V230L101 231H99V232H97V234L96 233H94V232H96V230L98 229ZM107 228H110V229H107ZM118 228V229H117ZM122 228H124L123 230H122ZM126 228V229H125ZM141 228V230H139ZM146 228V229H145ZM220 228V229H219ZM33 229V230H32ZM40 229H41V232H40ZM53 229L57 232H53ZM67 229H72V230H68L67 231ZM88 229V230H87ZM127 229H128V231H127ZM130 229V230H129ZM146 231H145V230ZM231 229L233 230V231H231ZM251 229V231H249ZM22 230H23V232H22ZM26 230H28V231H26ZM34 230H35V232H34ZM59 230H62L61 232L59 231ZM78 230V231H80V234H79V232L76 231ZM91 230V231H90ZM99 230V229H98ZM108 230V231H107ZM112 230H113V233H112ZM120 230V231H119ZM126 230V231H125ZM138 232H137V231ZM239 230V231H238ZM245 230V232H242V231H244ZM248 230V231H247ZM66 232V233H63V232ZM72 231L74 232V234L72 233ZM88 231H90V232H88ZM119 231V232H118ZM125 231V232H124ZM129 231H132L131 232V234H130V232ZM150 231V232H149ZM225 233H224V232ZM235 231H237V232H235ZM30 232V233H29ZM40 232V233H39ZM48 232H51V233H49L48 234ZM127 232V233H126ZM137 232V233H136ZM140 232V233H139ZM143 232H146V233H143ZM158 232V233H157ZM247 232V233H246ZM24 233V234H23ZM44 233V234H43ZM47 233V234H46ZM63 233V234H62ZM70 233V234H69ZM81 233L83 234V235H81ZM108 233H109V236H108ZM132 233H134V234H132ZM139 233V234H138ZM155 233V234H154ZM209 233V234H208ZM224 233V234H223ZM245 233V234H244ZM250 235H249V234ZM15 234V235H14ZM30 234V235H29ZM35 234V235H34ZM52 234V235H51ZM57 234V235H56ZM64 234H65V236H66V234H67V236H66V238H65V236H64ZM73 234V235H72ZM92 234V235H91ZM102 234L104 235V236H102ZM107 234V235H106ZM114 234H116V235H114ZM135 234H136V237L139 239V241H138V239H136V237H135ZM145 234V235H144ZM156 234H157V236H156ZM202 234H204V235H202ZM217 234H219V235H217ZM223 234V235H222ZM239 234V235H238ZM14 235V236H13ZM25 235H26V237H25ZM38 235V236H37ZM44 235V236H43ZM75 235H77V237H76V239H77V241L76 240H74L75 239ZM83 236V237H81L80 238V236ZM96 235H100L99 237L98 236H96ZM111 235H112V238H116L115 239V243H116V247H117V250H119L118 251V253H116L115 255L112 253V252H110L109 251V247L110 246H113L112 244H111ZM121 235V236H120ZM123 235V236H122ZM128 235H130V236H128ZM137 235H140V236H137ZM154 236V237H157V238H154V237H152V236ZM225 235V236H224ZM18 236H19V234H18ZM24 236V237H23ZM48 236H49V239H48ZM50 236H51V238L53 239V238H55V239H57V237L60 239V241L57 239V240H55V239H51L50 238ZM71 236H73V237H71ZM94 236V237H93ZM106 236H108L109 237V239L106 237ZM120 236V238H118ZM131 236H133V237H131ZM142 236V237H141ZM143 236H145V237H143ZM192 236H194V237H192ZM197 236V237H196ZM203 238H202V237ZM209 236V237H208ZM17 237V233H11V236H10V238H13V239H15ZM68 237V238H67ZM93 237V238H92ZM98 239H97V238ZM103 237V238H102ZM106 237V238H105ZM130 238V239H128V238ZM140 237V238H139ZM187 237V238H186ZM196 237V238H195ZM37 238V239H36ZM73 239V240H71V239ZM84 240H83V239ZM94 238H96L97 239V241H98V244H99V246H101L100 247V249L103 251H101V253L99 254V252H98V250L93 246V244L91 243L92 241H93V239ZM126 240H125V239ZM174 238V239H173ZM190 238H193L192 240V245H190L191 243H189V242H191L190 240ZM194 238L195 239H197L196 241L194 240ZM65 239V240H64ZM82 239V240H81ZM87 239V240H86ZM92 239V240H91ZM106 239H108L109 241H106ZM120 239H122V240H120ZM132 239V240H131ZM141 239V240H140ZM146 239H147V241H146ZM157 239V240H156ZM176 239H179V240H176ZM188 239V240H187ZM201 239H203V241L201 240ZM23 240H25V239H23ZM36 240V241H35ZM55 240V241H54ZM61 240L63 241L62 243L63 244H61ZM79 240V241H78ZM90 240V241H89ZM103 240H105L106 241V243L108 242V244H106ZM125 240V241H124ZM131 240V242H129ZM137 240V241H136ZM143 240V241H142ZM155 240V241H154ZM163 242H162V241ZM185 240V241H184ZM219 240L221 241V242H219ZM1 241V240H0ZM6 240H4V241H1L0 243L2 244V242H3V244L0 246V250H1V252L4 250L3 249V246H4V244L6 243H10V242H8V241H6ZM59 241V242H58ZM122 241V242H121ZM144 241H146L145 243H144ZM149 241H151V244H149L150 242ZM157 241V242H156ZM179 241V242H178ZM186 241H188V242H186ZM201 241V242H200ZM207 241H208V244H207ZM212 241V242H211ZM217 241V242H216ZM51 242V243H50ZM55 242V243H54ZM58 242V243H57ZM65 242V243H64ZM88 242V243H87ZM117 242H121V243H117ZM133 242V243H132ZM147 242H148V245H147ZM165 242V243H164ZM171 242V243H170ZM180 242H181V244H180ZM182 242H184V244L182 243ZM186 242V243H185ZM204 242V243H203ZM43 243V244H42ZM76 243H78V244H76ZM86 243H87V245H86ZM91 243V244H90ZM101 243V244H100ZM154 243V244H153ZM179 243V244H178ZM202 243V244H201ZM211 243V245H209ZM214 243H216L217 245L219 244V247L217 248V246H216V244H214ZM251 243H252V246H251ZM5 244V245H6ZM42 244V245H41ZM45 244V245H44ZM48 244V245H47ZM55 244V245H54ZM60 244V245H59ZM67 244V245H66ZM69 244V245H68ZM118 244H120V245H118ZM122 244H124V245H122ZM131 244V245H130ZM136 244V245H135ZM177 246H176V245ZM187 244H188V246H189V248H188V246H187ZM200 244V245H199ZM206 244V245H205ZM221 244V245H220ZM52 245H53V248H52ZM59 245V246H58ZM70 245H72V246H70ZM74 245V246H73ZM86 245V246H85ZM91 245V246H90ZM102 245H103V247H102ZM134 245V246H133ZM163 245V246H162ZM166 245V246H165ZM173 245H175V247L173 246ZM181 245H183V247H181ZM197 245V246H196ZM205 245V246H204ZM213 245H215V246H213ZM42 246V247H41ZM44 246V247H43ZM51 246V247H50ZM60 247L61 249H59L58 247ZM61 246H63V247H61ZM93 246V247H92ZM108 246V247H107ZM119 246V247H118ZM125 246V247H124ZM147 246H148V248H147ZM187 246V247H186ZM221 246V247H220ZM225 246V247H224ZM55 247H57L58 249H56L55 250ZM66 247V248H65ZM71 247V248H70ZM82 247V248H81ZM87 247V248H86ZM105 247H107V249L105 248ZM135 247V248H134ZM172 247L173 248H175V251L177 252V253H173V252H171V250H172ZM181 247V248H180ZM191 247V248H190ZM194 249H193V248ZM213 247V248H212ZM46 248V249H45ZM64 248H65V250H64ZM68 248L70 249V251L68 250ZM74 248V249H73ZM77 248H80V252L77 250ZM104 248V249H103ZM122 248V249H121ZM183 248V249H182ZM186 248V249H185ZM207 248V249H206ZM211 248V249H210ZM221 248V249H220ZM226 248H228V250L226 249ZM52 249H54L55 251H54V253L51 251ZM66 249H67V251H66ZM82 249L83 250H86V251H82ZM91 249L93 250V252L91 251ZM127 249V250H126ZM132 249H133V251H132ZM151 249V248H150ZM149 249V250H150ZM181 249V251H179ZM185 249V250H184ZM198 249L199 250H201V251H198ZM247 249V250H246ZM58 250V251H57ZM61 250V252H59ZM71 250H74L73 251V253H71L72 251ZM78 252H77V251ZM96 250H97V252H96ZM106 250H108V252L106 251ZM129 250V251H128ZM191 250V251H190ZM215 250H217L216 251V253H214L215 252ZM223 250H225V251H223ZM58 252V255L56 254L57 252ZM76 251V252H75ZM88 251V252H87ZM125 251V252H124ZM128 251V252H127ZM139 251V250H138ZM195 251V252H194ZM212 251V252H211ZM239 253H238V252ZM244 251H246V252H244ZM0 252V253H1ZM75 252V253H74ZM83 252V253H82ZM89 253L88 255L89 256H87V253ZM104 252H105V257H104ZM124 254H123V253ZM135 252V253H134ZM137 252V253H136ZM141 252H140V254H141ZM156 252V251H155ZM154 251H153V249H152V253L154 254L155 253ZM172 254H171V253ZM186 252H188V253H186ZM193 252H194V254H196V255H194L193 254ZM197 252L199 253V254H197ZM249 252V253H248ZM64 253V254H63ZM111 253V254H110ZM119 253H120V255H121V257H120V255H119ZM150 253V254H149ZM148 253V255L150 256V255H152V253L151 252H149ZM179 253V254H178ZM186 253V254H185ZM234 253H235V255H234ZM242 253V254H241ZM52 256H51V255ZM53 254H54V256H53ZM69 254V255H68ZM78 254H80V256L78 255ZM86 254V255H85ZM97 255L96 256V258H94L93 257V255ZM101 254H103V255H101ZM108 254V255H107ZM159 254V255H158ZM175 254V255H174ZM176 254H177V256H176ZM180 254H182V255H180ZM193 254V255H192ZM205 256H203V255ZM215 254V255H214ZM217 254V255H216ZM236 254H238V256L236 255ZM241 256H240V255ZM245 254V255H244ZM250 255V256H248V255ZM251 254H252V256H251ZM61 255V256H60ZM72 255V256H71ZM76 255V256H75ZM110 255H111V259L112 260H114V261H111V259L110 258H107L108 256L110 257ZM134 255V256H133ZM160 255H161V257H160ZM180 257H179V256ZM185 255V256H184ZM216 256V257H214V256ZM247 255V256H246ZM2 256H4V255H2ZM2 256H0V258L2 257ZM58 258H57V257ZM62 256H64V257H62ZM67 256V257H66ZM79 256V257H78ZM103 256V257H102ZM117 258H116V257ZM128 256V257H127ZM130 256V257H129ZM158 256V257H157ZM174 256H175V258H174ZM195 256H199L198 258H200V259H198L197 257H195ZM203 256V257H202ZM235 256L237 257V258H235ZM240 256V257H239ZM246 256V257H245ZM71 257V258H70ZM73 257V258H72ZM76 257V258H75ZM82 257H84V258H82ZM120 257V258H119ZM125 257V258H124ZM127 257V258H126ZM134 257V258H133ZM160 257V258H159ZM163 257L166 259V260H164L163 259ZM178 257V258H177ZM185 257V258H184ZM212 257H214V258H212ZM232 257V258H231ZM242 257V258H241ZM44 258V259H43ZM50 258V259H49ZM52 258V259H51ZM55 258H57L58 259V261L57 260H55ZM66 258V259H65ZM79 258V259H78ZM122 258V259H121ZM124 258V259H123ZM168 258V259H167ZM172 258V259H171ZM181 258H182V260H181ZM184 258V259H183ZM197 258V259H196ZM205 258H207V259H205ZM210 258V260H208ZM229 258H231L232 260H234V262H231L232 260L231 259H229ZM43 259V261H41ZM48 259H49V261H48ZM60 259V260H59ZM61 259H63V261H64V263H63V261L61 260ZM83 259V260H82ZM125 259L126 260H128V262L127 263H125ZM132 259H134V260H132ZM171 261H170V260ZM178 259H180V261L178 262ZM236 259V260H235ZM241 259V260H240ZM246 259V260H245ZM46 260V261H45ZM55 262H54V261ZM80 261V263H78L79 261ZM146 260V259H145ZM153 260H155V261H153ZM191 260V262L189 263V261ZM206 260H208V263H207V261ZM216 260V261H215ZM229 260H231V261H229ZM243 260V261H242ZM249 260H251V262L249 261ZM53 261V262H52ZM78 261V262H77ZM120 263H119V262ZM161 261V262H160ZM196 261V263H193V262H195ZM200 261V262H199ZM210 261V262H209ZM43 262V263H42ZM45 262H47V263H45ZM59 262V263H58ZM70 262H72V263H70ZM77 262V263H76ZM112 262V263H111ZM114 262V263H113ZM122 262V263H121ZM151 262H153V263H151ZM203 262L201 263V264H203ZM261 262V261H260ZM37 263V264H38ZM167 263H164V264H167ZM217 263V262H216ZM262 263H264V261H262ZM262 263H256V264H262Z\"/></svg>",
  "mask_w": 264,
  "mask_h": 264
},
{
  "label": "bare ground",
  "instance_id": "2",
  "mask_svg": "<svg viewBox=\"0 0 264 264\" xmlns=\"http://www.w3.org/2000/svg\"><path fill=\"white\" fill-rule=\"evenodd\" d=\"M2 1V0H1ZM4 1H6V0H4ZM21 1V0H20ZM24 1H26V0H24ZM52 1V0H51ZM51 1H49V2H51ZM54 1V0H53ZM52 1V2H53ZM59 1V0H58ZM58 1H57V3H58ZM66 1V0H65ZM65 1H64V3H65ZM68 2V4L70 3V0H67ZM71 1H73V4L74 5H76V6H74V5H71L70 4V7L68 6V4H66L65 3V5H67L68 6V8H67V10H68V12L69 13H71V11L73 12H75V10L76 11H78L77 10V8H80L79 6H81V9H79V11L77 12L81 17V20H83V18H85V19H87L88 18V20L85 22V23H80L81 24V26H76V27H67V25L66 24H68V22L66 23V21H65V23L63 22V20L65 19L63 16H64V14L63 13H61V10H60V8H59V11H58V8L57 7H55V9H53L52 7L54 6V5H49V6H51V8H52V10L51 11H48V10H45L44 8V10L42 11L41 10V8L40 7H38V8H40V9H36V10H29L30 8H28L27 9V11H29L30 12V14L31 13H34V11H39L40 10V15L41 16H43V23L44 22H47V23H50L51 24V29H49V28H47L46 26H44V29H49L53 34H54V36H56V43H55V45H57V49H58V54H60L61 56H62V58L65 60V62H64V64L65 65H67L68 67H66L65 68V71H66V69L67 70H70L69 71V75H70V77L66 80V81H64L63 82V84H62V88H61V93L60 94H62V96L64 95V96H69V95H66V94H70V96H71V98H73L72 99V103L71 102H68V105L67 104H65V105H63V104H58V102H52L51 100V102L48 100V98H47V100L45 99L44 100V98L42 97V92H41V89L43 88V85H42V83H40L39 81V83L42 85V87H38V86H41L40 84L37 86V80H38V77L39 76H41V75H49V76H52L51 75V73L53 72V71H50L51 69H52V65H53V63L57 60V59H55V61H52V60H47L46 61V63L45 64H42L41 63V61H38L37 59H35L34 58V56H35V54H36V50H35V48H34V50L35 51H31V45H30V43H31V39H32V37H33V34H30V33H28L27 34V37H26V42H24L23 43V41L25 40L24 38H25V36H24V40L22 41V43L20 42V41H18V43L16 44L17 45V49L19 50V48H22L21 50H19L18 51V53H17V56H15L16 58H10V56H12V54L11 55H8V57L10 58V61H11V63L9 64V65H11V66H13L14 68H16L17 70L19 69V70H21V71H19V74H20V72H22V70L24 69V71L25 70H27V71H29L28 72V80H27V77H24L25 79H22V77L20 78V79H16V80H12V78L10 77V76H7L6 77V73H2V71H0V80H1V87H0V96L5 100V103L7 104L6 105V107L4 108H2V107H0V178H1V181H2V183H0V240L1 241H4V240H6V241H8V242H10V243H5L4 244V246H3V251L1 252V250H0V256H2V255H4V256H2L1 258H0V264H37L38 263V257H40V256H42L43 254L44 255H46L49 251V249L48 250H46L44 253H43V251H41L40 252V250H41V248H40V244L38 243V242H40L39 240H41L40 238L39 239H37V241L38 242H33V240L35 239V236L33 237V239H31L30 238V236L28 237V238H22V236L20 235V230L24 227V226H27V224L25 225V222L23 221V219L21 220V218H23L25 215H26V212L29 210V209H26L25 208V210L26 211H23V210H21V208H20V210L21 211H23V212H25V215H23V213H22V215H23V217L21 216V214L20 213H17V212H19V211H17V212H15L16 211V209H14L15 207H13V209L11 210L10 208H11V202H10V208L8 207L9 206V204L7 205V207L11 210V212L10 211H8L7 210V208L5 207V205H4V196L5 195H7L6 193L8 192V191H11V193L12 194H15L16 196L18 195V194H20V190H21V185L23 184H25V182H30V181H28V179H31V178H36V176H37V169H38V167L40 168L41 166L40 165H42L43 166V164L46 162V163H56L59 167H60V170L61 171H64V168H65V166H66V164L67 163H69V161L70 162H72L73 163V165L71 166L72 168H74V170H80V174L78 175V173H77V175L78 176H85L90 170H88V168L86 167V165H85V163H88V159L90 158H92V157H89V156H92L91 155V153L88 155V153H87V150L85 149V148H87L86 146L87 145H90V147H91V143L93 144V140H92V142H90L91 141V139H93V135H94V128H95V131L98 129H100V128H98L97 127V129H96V127H95V125L96 124H98L97 123V121H99L98 119H102V117H103V121L105 120L104 118V115H107L108 113H110V116H111V119L113 118L114 119V116L116 117V113L118 112V110H119V107L117 106V99L115 100V98L113 99V97L111 96V95H109V93L107 94L106 92H108V91H104L103 93H101L102 95H100V97L102 96V97H105V98H107V99H105V102L106 103H108V102H111V104L112 105H110V106H112V108H113V110L111 111V112H107V106L105 105V102H101V98L99 99L97 96L100 94L99 92H101L102 90L101 89H105V88H103L102 86L105 84V83H102V81L103 82H106L108 79H109V76H108V74H106L107 72L105 71L106 69H105V66H103V65H101L102 63H103V57L104 56H102V59H100V61L102 60V63H100V66H103L102 67V73H101V76H100V72H99V77H98V75H97V77L96 78H92V73H93V71L92 70H94V68L93 67H95L96 68V66H97V58H98V55H97V57H94V56H96V55H92L91 54V48H92V46H91V44L92 43H94L95 45H96V47H95V45L93 46L94 47V49L96 48L97 49V46H99L101 43H105V44H102V45H105L106 47H107V44H111V46L110 45H108V46H110L111 47V49L109 50L111 53H116V52H119V50H120V52H126V53H128V54H130V55H132V53L133 52H135V50H136V48L137 47H139V45H136L135 43H134V35H137V34H135V30H137L138 29V27L139 26H141V25H144V24H148V22H150V21H154V19L156 20H159V18H157L159 15H158V13H156L158 16L156 17L155 15V11H157L158 9H157V6L158 5H160V6H162V3L164 2L166 5H167V7L168 8H166V7H163V9H165V10H163V11H166V12H168V11H170L171 12V10L172 11H175V13H180V12H176V10H177V8H178V5H179V7H181L182 6V4H181V0H127L128 2V4H129V6L132 4V6H130V10H127V11H125V9L123 10H121L120 9V5H122V2L120 1V0H103V3H104V6L102 7V2L101 1H99V0H81L80 1V3L81 4H79L78 3V1H76V0H71ZM109 1V2H108ZM123 1V0H122ZM184 1H186V3H187V1L188 0H184ZM197 1H199V0H197ZM196 1V2H197ZM203 1V0H202ZM205 1H209V0H205ZM220 1V0H219ZM221 1H223V0H221ZM225 1V0H224ZM227 2H230V1H228V0H226ZM234 1V0H233ZM240 0H238V2H239ZM245 1V0H244ZM244 1L242 2V3H244ZM264 1V0H263ZM10 2V1H9ZM11 2H13V0L11 1ZM15 2V1H14ZM18 2H19V0H18ZM18 2H16L17 4H19ZM27 3L25 4L24 2V4H25V7H28V5H30L29 4V2L28 1H26ZM37 2H39V1H37ZM42 2V1H41ZM56 1H54V3H55ZM62 2V1H61ZM214 2V1H213ZM237 2V1H236ZM255 2V1H254ZM253 2V3H254ZM258 2H261L260 0L258 1ZM2 3V2H1ZM7 3H8V1H7ZM44 3H45V1H44ZM56 3V4H57ZM179 3V4H178ZM185 3V2H184ZM217 3H218V0H217ZM216 3V4H217ZM225 3V2H224ZM241 3V2H240ZM240 3H239V5H240ZM242 3H241V5H242ZM12 3H10V5H11ZM23 4V5H24ZM43 4V3H42ZM46 4V3H45ZM48 4V3H47ZM51 4V3H50ZM53 4V3H52ZM61 4H63V2L61 3ZM78 4H79V6H78ZM180 4H181V6H180ZM194 4H195V2H194ZM209 4V3H208ZM207 4V5H208ZM218 4H220V3H218ZM227 5L228 4H230V3H226ZM247 4L248 3H245V5L247 6ZM260 4V3H259ZM2 5H4V3L2 4ZM2 5H0V10H1V13L2 12H4L6 9H5V7L7 8L8 6H5V7H2ZM187 5V4H186ZM188 5H190V2H189V4ZM212 5H213V3L211 4V7H212ZM224 5V4H223ZM233 5V4H232ZM240 5V6H241ZM250 5V4H249ZM248 5V6H249ZM255 5V4H254ZM262 4H260V6H261ZM15 5L13 4V7H14ZM31 6V5H30ZM60 6V5H59ZM62 6V5H61ZM64 6V5H63ZM62 6V7H63ZM78 6V7H77ZM194 6V5H193ZM218 6V5H217ZM229 6H231V5H229ZM235 6H237L236 4H235ZM251 6V5H250ZM249 6V7H250ZM253 6V5H252ZM251 6V7H252ZM256 6L257 5H255V8H256ZM2 7V8H1ZM11 7V6H10ZM13 7H11V8H7L8 9V11H11V10H9V9H12ZM24 7V6H23ZM23 7H20V8H23ZM42 7V6H41ZM145 8L146 10H147V12L145 11V12H143L142 11V13H137L136 11V9L137 8H140V11L142 10V8ZM183 7V6H182ZM182 7H181V9H182ZM195 7V6H194ZM197 7V6H196ZM195 7V8H196ZM205 7V6H204ZM203 7V8H204ZM210 7V6H209ZM16 8V7H15ZM35 8V7H34ZM45 8H50V7H47V6H45ZM57 8V9H56ZM76 8V9H75ZM186 8H188V7H186ZM203 8H201V9H203ZM216 8V7H215ZM222 8V7H221ZM224 8V7H223ZM231 8V7H230ZM258 8H260V7H258ZM5 9V10H4ZM31 9H33V7L31 8ZM157 9V10H156ZM190 9H192V8H189L188 10H190ZM194 9V8H193ZM199 9V8H198ZM235 10L237 9V10H239L238 8H234ZM244 9H246V7L244 8ZM243 9V10H244ZM251 8H249L248 9V11L250 10ZM257 9V8H256ZM261 9V8H260ZM12 10H14V8L12 9ZM17 10V9H16ZM23 9H21L20 10V13H21V11H22ZM50 10V9H49ZM66 10V9H65ZM196 10V9H195ZM212 10V9H211ZM216 10V9H215ZM218 10V9H217ZM220 10V9H219ZM223 10H225V8L224 9H222V11L220 10V12H222V13H225ZM229 10V9H228ZM242 10V11H243ZM262 10V9H261ZM7 10H6V12H5V14L8 12ZM18 11V10H17ZM159 11H161V10H159ZM178 11V10H177ZM186 11V9H185V7H184V12ZM190 11H192V10H190ZM197 11V10H196ZM203 11V10H202ZM204 11H205V8H204ZM226 11H227V8H226ZM257 11V10H256ZM260 11V10H259ZM12 13L13 12H15V11H11ZM10 12V13H11ZM183 11H181V13H182ZM189 13V11H186L185 12V14L186 13ZM201 12V11H200ZM209 12H210V10H209ZM232 12H234L233 14L235 15V13L237 12H235V11H233L232 10ZM250 12H252L251 10H250ZM255 12V11H254ZM12 13H11V15H12ZM17 13V12H16ZM19 12H18V14H20ZM25 13V12H24ZM69 13H67V15L69 14ZM212 13H213V11H212ZM230 13V12H229ZM257 13V12H256ZM263 15H264V13L263 12H261ZM4 14V13H3ZM15 14V13H14ZM13 14V15H14ZM61 14H63V16L61 15ZM74 14V13H73ZM77 14V15H78ZM171 15H172V13H170ZM192 14V12L190 13V14H188V15H191ZM202 14V13H201ZM201 14H200V16H201ZM232 13H231V15H233ZM238 14V13H237ZM236 14V15H237ZM239 14H240V12H239ZM255 14V13H254ZM8 15V14H7ZM7 15L6 16H4V17H7ZM17 15V14H16ZM76 15V14H75ZM74 15V16H75ZM76 15V17H79V16H77ZM91 15H94V17L96 18V20H95V23L97 24L96 25V27H93V25L92 24H90V20H89V18L91 17ZM182 15V14H181ZM196 15V14H195ZM198 15V14H197ZM204 15V14H203ZM226 15H228L227 13H226ZM240 15H242L243 17H244V14H240ZM249 16H250V14H248ZM2 16V15H1ZM9 16V15H8ZM15 16V15H14ZM23 16V15H22ZM71 16V15H70ZM160 16H162L161 18H166V16L165 17H163V14L162 15H160ZM175 16V15H174ZM174 16H172L173 17V19H174ZM177 16V15H176ZM178 16H179V14H178ZM177 16V17H178ZM186 16H187V14H186ZM192 16V15H191ZM219 16V15H218ZM224 16V15H223ZM251 16H252V13H251ZM254 16V15H253ZM11 17V16H10ZM17 17V16H16ZM64 19H63V18ZM66 17H68V16H66ZM93 17V16H92ZM154 17H156V18H154ZM176 17V18H177ZM184 17L185 16H183V19H184ZM190 17V16H189ZM198 17V16H197ZM196 17V18H197ZM220 17V16H219ZM231 19H232V17L231 16H229ZM236 16H234V18H235ZM255 17V16H254ZM256 17H259V16H257V14H256ZM263 17V16H262ZM34 18V17H33ZM32 18V19H33ZM160 18V19H161ZM185 18H187V17H185ZM191 18V17H190ZM200 18V17H199ZM209 18H211V17H209ZM237 18V17H236ZM246 18H247V16H246ZM250 18V17H249ZM20 19H22V18H20ZM24 19H25V17H24ZM27 19V18H26ZM94 19V18H93ZM182 19V20H183ZM221 19V18H220ZM224 19V18H223ZM222 19V20H223ZM230 19V21H232ZM254 18H252L251 20L252 21H255L256 19H254ZM264 19V18H263ZM3 20V19H2ZM12 20V19H11ZM15 20V19H14ZM13 20V21H14ZM67 20H69V19H67ZM70 20H73V18H71ZM162 20V19H161ZM161 20H159V21H161ZM175 20V19H174ZM188 20H190V19H188ZM193 20V19H192ZM197 20V19H196ZM196 20H195V22H196ZM205 20V19H204ZM207 20V19H206ZM211 20V19H210ZM216 20V19H215ZM219 20V19H218ZM228 20V19H227ZM227 20L226 21H224V22H226L225 24H227V23H229V22H227ZM236 20H239V18L238 19H236ZM258 20H260V21H262L260 18L258 19ZM257 20V21H258ZM7 21H8V19H7ZM22 21V20H21ZM35 21V20H34ZM166 21V20H165ZM168 21V20H167ZM166 21V22H167ZM186 21V20H185ZM208 21V20H207ZM221 21V20H220ZM245 21V20H244ZM249 20H247V22H248ZM2 22V21H1ZM9 22V21H8ZM17 23H18V21H16ZM26 22V21H25ZM71 22H74V21H71ZM70 22V23H71ZM93 22V21H92ZM124 23L125 22V24H126V27H127V30L129 31V34L127 33V35L125 34H123V32H122V34L120 33V29H119V32H118V29L116 28V25L119 23ZM182 22H184V21H182ZM181 22V23H182ZM194 22V23H195ZM201 23H203L202 22V20L200 21ZM199 22V24H201ZM237 22V21H236ZM240 22V21H239ZM239 22H238V24H239ZM251 22V21H250ZM250 22H248V23H250ZM4 23H6V22H4ZM3 23V24H4ZM11 23V22H10ZM16 23V24H17ZM77 23H78V21H77ZM157 23V22H156ZM156 23H155V25H156ZM160 23V22H159ZM187 23V22H186ZM192 23V22H191ZM208 22H206V23H204L203 25H205V24H207ZM209 23H211V22H209ZM233 24L235 23L234 21L232 22ZM255 23V22H254ZM2 24V25H3ZM9 24V23H8ZM7 24V25H8ZM12 24V23H11ZM10 24V25H11ZM14 24V23H13ZM20 24V23H19ZM28 24V23H27ZM49 24V25H50ZM75 24V23H74ZM74 24H72V25H74ZM153 23H151V25H152ZM173 24V23H172ZM172 24H170V26L172 25ZM176 24V25H175ZM175 26H177L178 24H180V22H177L176 23V21H175ZM199 24L196 26V27H198L199 26ZM212 24V23H211ZM210 24V25H211ZM214 24V23H213ZM216 24V23H215ZM219 24V23H218ZM242 24V23H241ZM244 24V23H243ZM22 25V24H21ZM33 24H31V26H32ZM66 25V26H65ZM90 25V26H89ZM95 25V24H94ZM149 25V24H148ZM161 25H162V22H161ZM167 26H168V24H166ZM186 25V24H185ZM185 25H183V26H185ZM202 25V26H203ZM208 26H209V24H207ZM224 25V24H223ZM222 25V26H223ZM227 25H229V24H227ZM231 25V24H230ZM247 25H249V24H247ZM246 25V26H247ZM252 24H250V26H251ZM255 25V24H254ZM263 25H264V23H263ZM263 25H262V22L261 23H258L257 24V30L258 29H260V31H261V28H263ZM6 26V25H5ZM12 26V25H11ZM14 26V25H13ZM75 26V25H74ZM153 26V25H152ZM157 26H158V24H157ZM179 26V25H178ZM181 26V25H180ZM188 26H189V23H188ZM191 26V25H190ZM217 26V25H216ZM219 26H221V25H219ZM221 26V27H222ZM234 27L233 28H235V25H233ZM238 26V25H237ZM4 26H2V28H1V25H0V49H1V51H2V54L5 56V53L7 52V40L9 39H5V38H3V28ZM8 27V26H7ZM16 27H18V26H16ZM20 27V26H19ZM33 27V26H32ZM118 27V26H117ZM155 27V26H154ZM153 27V28H154ZM182 27V26H181ZM194 27V26H193ZM193 27H191V28H193ZM214 27H215V25H214ZM239 27H241L242 28V25L241 26H239ZM239 27H236V29L237 28H239ZM245 27V26H244ZM11 28V27H10ZM145 28H147L146 26H145ZM161 28H162V26H161ZM160 28V29H161ZM164 28H166V27H164ZM185 28V27H184ZM184 28L182 29L183 30V33H186V35H185V37L187 36V34L189 33V32H185V30H184ZM208 28H210L211 30H212V27L210 26V27H208ZM228 28H229V26H228ZM232 28V29H233ZM246 28H248V26L247 27H245V29ZM250 28V27H249ZM252 28H253V25H252ZM256 28V27H255ZM254 28V29H255ZM7 28H5V30H6ZM16 29V28H15ZM35 29V28H34ZM34 29L32 30V31H34ZM98 29V30H97ZM140 29H142V27L140 28ZM150 29V28H149ZM168 29V28H167ZM200 29V28H199ZM202 30H204L203 28H201ZM207 29V28H206ZM219 29V28H218ZM223 29H225V28H223ZM240 29V28H239ZM243 29V28H242ZM8 30V29H7ZM10 30V29H9ZM12 30V29H11ZM24 30H26V29H24ZM148 30V29H147ZM152 30V29H151ZM155 29H153L152 31H154ZM157 30H159V26H158V29ZM179 30H181V29H179ZM197 30H198V28H197ZM210 30V31H211ZM221 30H222V28H221ZM229 30H231V28H229ZM20 30L18 29V32H19ZM37 31V30H36ZM36 31H34L35 33H34V35L36 34ZM40 31V30H39ZM97 31V33H99L100 35H103V36H105V39H106V41H103L102 42V40L100 39L99 40V37H98V41H101V43L99 44V42H94V40H95V35L93 36V34L95 33ZM168 31V33H170L169 32V30H167ZM175 31H177L178 33L180 32V31H178V30H175ZM187 31V30H186ZM190 31V30H189ZM195 31V30H194ZM209 31V30H208ZM207 30L205 31V33L206 32H208ZM209 31V32H210ZM225 30H223L222 32H224ZM227 31V30H226ZM237 31L239 32V30H236V33H237ZM243 33H244V31L243 30H241ZM241 31H240V33H241ZM253 31V30H252ZM255 31V30H254ZM259 31V30H258ZM258 31L257 32H255L254 33V35H255V37H256V40H257V43H258V45H259V43L260 42H262L263 40H264V35L262 34V36H259V34L257 35V33H258ZM10 32H12V31H10ZM14 32H15V30H14ZM13 32V34H15ZM24 32V31H23ZM27 32V30L25 31V33ZM124 32H125V29H124ZM143 32V31H142ZM155 32V31H154ZM160 32V31H159ZM182 32V31H181ZM203 33H204V31H202ZM201 32V30H200V33H202ZM211 32H213V30L211 31ZM215 32V31H214ZM217 32H221V31H217ZM216 32V33H217ZM233 32H234V30H233ZM17 33V32H16ZM39 33V32H38ZM43 33V32H42ZM120 33V34H119ZM164 34L163 35H165L166 33L165 32H163ZM177 33V34H178ZM198 33V32H197ZM199 33V34H200ZM215 33V34H216ZM239 33V34H240ZM247 33V32H246ZM246 33H244V34H246ZM21 34H22V31H21ZM40 35H41V33H39ZM37 35V36H40V35ZM83 34V35H82ZM96 35V36H100V35ZM141 34V33H140ZM143 34V33H142ZM160 34V33H159ZM171 34V33H170ZM191 34V33H190ZM210 34H213V33H210ZM235 34V33H234ZM244 34H242L241 35V37L242 36H244ZM4 35H5V33H4ZM36 35H35V37H36ZM82 35V36H81ZM154 35H157V33L156 34H154ZM153 35V36H154ZM168 35V34H167ZM183 34H180L179 35V38H180V36H182ZM189 35V34H188ZM194 35H195V33H194ZM222 35V34H221ZM225 35H227V34H225ZM228 35H233V34H231L230 32L228 33ZM11 36V35H10ZM20 36V35H19ZM18 35L16 36V38L17 37H19ZM42 36V35H41ZM40 36V37H41ZM44 36V35H43ZM47 36V35H46ZM79 37V38H77V39H79V41H81V42H79V43H81V44H83V50L80 52V51H78V49H77V47H76V51H78L79 52V54L77 55V52L75 53V52H72L74 49H72V51H71V49H70V47H68V43H70L69 42V39H71L72 37ZM140 36V35H139ZM138 36V37H139ZM162 36V35H161ZM169 36V35H168ZM171 36H173V35H171ZM205 36V35H204ZM207 36H208V34H207ZM207 36H205V39L207 40ZM212 36V35H211ZM216 36V35H215ZM234 36H236V34L234 35ZM248 36H250V35H248ZM48 37V36H47ZM46 37V39H48ZM95 37V38H94ZM166 37V36H165ZM170 37V36H169ZM174 37H177L176 38V40L178 39V36H176V35H174L173 37H171L172 39L174 38ZM191 38H192V35L190 36ZM195 37V36H194ZM201 37V36H200ZM214 37V36H213ZM222 37V36H221ZM232 37V36H231ZM231 37H229V38H231ZM31 38V39H30ZM38 38V37H37ZM149 38V37H148ZM161 38V37H160ZM170 38V39H171ZM184 38V37H183ZM211 38V37H210ZM209 38V39H210ZM219 38V37H218ZM223 38V37H222ZM228 38V37H227ZM243 38V37H242ZM250 38V37H249ZM12 39V38H11ZM10 39V40H11ZM34 39V38H33ZM42 39H44V37L42 38ZM77 39L75 40V38H74V40L75 41H77ZM94 39V40H93ZM141 39V38H140ZM144 39V38H143ZM153 39V38H152ZM195 39H196V37H195ZM197 39H198V37H197ZM203 39V38H202ZM215 39V38H214ZM226 39V38H225ZM231 39H233V38H231ZM238 39H240V38H238ZM237 39V40H238ZM244 39H245V36H244ZM248 39V37L246 38V40ZM13 40V39H12ZM11 40V41H12ZM14 40H15V38H14ZM19 40V39H18ZM22 40V39H21ZM142 40V39H141ZM140 40V42H142V41H144V40H142L141 41ZM151 40V39H150ZM154 40H156L157 42L159 41V35H157V36H155L154 37ZM162 40V39H161ZM160 40V41H161ZM182 40V39H181ZM186 40H188V38L187 39H185V41ZM190 40V39H189ZM201 40V39H200ZM199 40V41H200ZM227 40V39H226ZM234 40V39H233ZM240 40H242V39H240ZM245 40V41H246ZM9 41V40H8ZM39 41V40H38ZM49 41V40H48ZM54 41H55V39H54ZM71 41V40H70ZM74 41V42H75ZM139 41V40H138ZM165 41V40H164ZM171 41V40H170ZM174 40H172L171 42H173ZM191 41L193 42L194 41V39L192 40L191 39ZM189 42V43H192V42ZM204 41V40H203ZM210 41V40H209ZM209 41H208V43H209ZM213 41V40H212ZM244 41V40H243ZM249 41V40H248ZM10 42V41H9ZM34 42V41H33ZM40 42H44L45 43V39H44V41H41L40 40ZM136 42H137V40H136ZM154 42V41H153ZM162 42V41H161ZM167 42V41H166ZM175 42V41H174ZM202 42V41H201ZM215 42H217V41H215ZM219 42V41H218ZM226 42V41H225ZM232 42H234V41H231V43ZM238 42V41H237ZM250 42V41H249ZM44 43H41V44H44ZM97 43V44H96ZM143 43H145V41L143 42ZM147 43V42H146ZM163 43H165V42H163ZM176 43V42H175ZM180 43V42H179ZM186 43V42H185ZM185 43H183V40H182V44H181V47L185 50V48H184V46L186 47L187 45H183V44H185ZM194 43V42H193ZM192 43V44H193ZM199 43V42H198ZM204 43H206V42H204ZM204 43H203V45H201V47H200V49L202 48V49H204L203 47H204ZM207 43V45L209 46V44ZM244 44H245V42H243ZM255 43V45L253 46V49H255L256 47V42H254ZM263 43V42H262ZM36 43L34 42V45H35ZM39 45H40V43H38ZM49 44V43H48ZM74 44V43H73ZM75 44H76V42H75ZM74 44V45H75ZM99 44V45H98ZM139 44V43H138ZM151 44V43H150ZM160 44V43H159ZM177 44V43H176ZM211 44H212V42H211ZM214 44V43H213ZM221 44H223V43H221ZM242 44V43H241ZM248 44H250V43H248ZM251 44H252V42H251ZM8 45H11V42H10V44H8ZM39 45H38V47H39ZM74 45L72 46V47H74ZM77 45V44H76ZM144 45H146V44H144ZM158 45V44H157ZM156 45V46H157ZM166 45V44H165ZM171 45V44H170ZM179 46H180V44H178ZM177 45V46H178ZM194 45H195V43H194ZM225 45H227V44H225ZM253 45V44H252ZM24 46H25V49H26V47H27V50L26 51H24L23 50V48H24ZM49 46H51V45H49ZM48 46V47H49ZM54 46H52V47H54ZM65 46V47H64ZM70 46V45H69ZM79 46H80V44H79ZM90 46H91V48H90ZM105 46H104V48H105ZM143 46V45H142ZM152 46V45H151ZM153 46H154V44H153ZM172 46V45H171ZM197 46V45H196ZM203 46V47H202ZM211 46V45H210ZM213 46V45H212ZM216 46H217V44H216ZM216 46H214V47H216ZM221 45L219 44V47H220ZM228 46V45H227ZM264 45H262V47H263ZM13 47V46H12ZM15 47V46H14ZM35 47V46H34ZM38 47H37V49H38ZM52 47H50V48H52ZM54 47V48H55ZM71 47V48H72ZM109 47V48H110ZM122 47V48H121ZM141 47V46H140ZM147 47V46H146ZM149 47V46H148ZM155 47V46H154ZM159 47V46H158ZM161 47H162V45H161ZM165 47V46H164ZM174 47H175V45H174ZM181 47H179V48H181ZM190 47V46H189ZM188 47V48H189ZM195 47V46H194ZM199 47H198V49H199ZM225 47V46H224ZM232 48H234L233 49V51L235 50V47H234V44L231 46ZM243 47V46H242ZM250 47V46H249ZM255 47V48H254ZM258 47L260 48V45L259 46H257V50H258ZM40 48V47H39ZM49 48V49H50ZM54 48H52V49H54ZM55 48V49H56ZM102 48V47H101ZM172 48V47H171ZM170 48V49H171ZM178 48V47H177ZM182 48L181 49H179V50H182ZM193 48V47H192ZM208 48V47H207ZM244 48H246V50H244L243 49V51H244V53H245V51H246V54H247V46L245 47L244 46ZM13 49H16V47L15 48H13ZM42 49H44V48H41L40 50L42 51ZM49 49H47V44H46V50H48V52H50L52 49H50V51H49ZM54 49V50H55ZM139 49V48H138ZM141 49V48H140ZM144 49V48H143ZM143 49H141V50H143ZM150 49H152V48H150ZM166 49V48H165ZM172 49H174V48H172ZM172 49H171V51H172ZM187 49V48H186ZM191 49V48H190ZM195 49V48H194ZM193 49V50H194ZM196 49H197V47H196ZM199 49V50H200ZM211 48H209V50H210ZM214 49H216V48H214ZM218 49V48H217ZM222 49H223V47H222ZM222 49L220 50V51H222ZM225 49V48H224ZM228 49V48H227ZM240 49V48H239ZM9 50H10V48H9ZM53 50V51H54ZM105 50V49H104ZM104 50H102V51H104ZM107 50V49H106ZM145 50V49H144ZM154 50H155V48H154ZM169 50V49H168ZM176 50H178V49H176ZM205 50H206V48H205ZM232 50V49H231ZM230 50V51H231ZM238 50V48H236V51ZM242 50V49H241ZM252 50V49H251ZM15 53H16V51L15 50H13ZM38 51V50H37ZM56 51V50H55ZM71 51V52H70ZM96 51H99V48L96 50ZM101 50H100V53L102 52ZM108 51V50H107ZM112 51H114V52H112ZM149 51V50H148ZM159 51V50H158ZM161 51H163V50H161ZM167 51V50H166ZM183 51V50H182ZM187 51V50H186ZM186 51H183L184 53H186ZM191 51V50H190ZM195 51V50H194ZM211 51V50H210ZM216 51V50H215ZM217 51H219V50H217ZM225 51V50H224ZM239 51V50H238ZM264 51V50H263ZM40 52V51H39ZM56 52V53H57ZM66 52H68L67 54H65ZM93 53H94V51H92ZM105 52V51H104ZM103 52V53H104ZM154 52V51H153ZM156 52V51H155ZM169 52H170V50H169ZM174 52H175V49H174ZM177 52V51H176ZM180 53H181V51H179ZM195 52H197V50L195 51ZM194 52V54H199V52H197V53H195ZM200 52H202V50H200ZM207 52V51H206ZM213 52V51H212ZM223 52V51H222ZM232 52V51H231ZM235 52V51H234ZM254 52V51H253ZM257 52V51H256ZM255 52V53H256ZM261 52V51H260ZM41 53V52H40ZM44 53V52H43ZM45 53H46V51H45ZM52 53V52H51ZM50 53V54H51ZM99 53V54H100ZM107 53V52H106ZM150 53V52H149ZM168 53V52H167ZM180 53H178V54H180ZM223 53H226V52H223ZM228 53H229V51H228ZM233 53V52H232ZM232 53H231V56H233L232 55ZM10 54V53H9ZM22 55L21 57H19L18 55ZM49 54V53H48ZM47 54V55H48ZM58 54H57V56H58ZM98 54V53H97ZM158 54V53H157ZM170 54V53H169ZM183 54V53H182ZM201 54V53H200ZM207 54V53H206ZM218 54V53H217ZM222 54V53H221ZM227 54V53H226ZM230 54V53H229ZM235 54H236V52H235ZM240 54V53H239ZM239 54H237V56L239 57L240 55ZM242 54H243V52H242ZM253 54V53H252ZM258 54V53H257ZM260 54V53H259ZM43 56L44 54H40V56ZM46 55V54H45ZM105 55V54H104ZM115 55V54H114ZM118 55V54H117ZM133 55H135V53H133ZM153 55V54H152ZM154 55H156L155 53H154ZM159 55H161V54H159ZM163 55H165V54H163ZM162 55V56H163ZM172 55V54H171ZM171 55H168L167 54V56H171ZM185 55H187V53L185 54ZM209 55V54H208ZM211 55V54H210ZM213 55H216V52H215V54L213 53L212 54V56ZM244 55V54H243ZM264 55V54H263ZM3 56V57H4ZM52 56V55H51ZM53 56H55V55H53ZM75 57V59L74 58H72V57ZM99 56H101V55H99ZM108 56H109V54H108ZM128 56V55H127ZM127 56H126V58H127ZM135 56H137V55H135ZM147 56V55H146ZM150 56V55H149ZM173 56V55H172ZM171 56V57H172ZM187 56H189V55H187ZM186 56V57H187ZM193 56V55H192ZM196 56V55H195ZM201 56H202V54H201ZM200 56V58H202ZM222 56V55H221ZM225 56V55H224ZM224 56L222 57V61L224 60L223 58H224ZM229 55L227 54L226 55V57H228ZM244 56H247V55H244ZM254 56H256V55H254ZM2 57V56H1ZM14 57V56H13ZM19 57V58H18ZM28 57V60H25L26 58ZM37 57V56H36ZM45 57V56H44ZM60 57V56H59ZM110 57V56H109ZM121 57H122V55H121ZM121 57H117L116 59H115V61L113 62V66H112V69H113V79L116 77V78H118L119 80H123V75L125 74V71L126 70H128V69H126V67H125V63H126V60L123 62V60L121 59ZM129 57H132V56H129ZM140 57H141V55H140ZM144 57V56H143ZM142 57V58H143ZM148 57V56H147ZM156 57V56H155ZM154 57V58H155ZM160 57V56H159ZM166 57V56H165ZM177 57V56H176ZM207 57V56H206ZM214 57V56H213ZM217 57V56H216ZM234 57V56H233ZM233 57H231V58H233ZM237 57V58H238ZM38 58V57H37ZM43 58V57H42ZM41 58V59H42ZM46 58V57H45ZM48 58V57H47ZM51 58V57H50ZM50 58H48V59H50ZM54 58V57H53ZM77 58H79V59H77ZM100 58V57H99ZM98 58V59H99ZM112 58V57H111ZM138 58H139V56H138ZM146 58V57H145ZM152 58V57H151ZM150 58V59H151ZM162 57H160V59H161ZM197 58V57H196ZM230 58V57H229ZM229 58L227 59V61L229 60ZM248 58H250V55H249V57ZM24 59V60H23ZM34 59V62L35 63H33V64H31L32 62H31V60H33ZM59 59V58H58ZM107 59H108V57H107ZM133 59V58H132ZM132 59H131V61H132ZM134 59H136V58H134ZM147 59V58H146ZM148 59H149V57H148ZM153 59V58H152ZM174 59V58H173ZM176 59V58H175ZM182 59V58H181ZM184 59V58H183ZM188 59V58H187ZM216 59H218V57L216 58ZM233 59H235V57L233 58ZM241 59V58H240ZM240 59H239V63L241 64L242 63V61L240 62ZM242 59H244L243 57H242ZM42 60H44V58L42 59ZM54 60V59H53ZM113 60V59H112ZM129 60V59H128ZM137 60V59H136ZM140 60V59H139ZM156 60H157V57H156ZM162 60H165V59H163L162 58ZM167 60V59H166ZM189 60V59H188ZM194 60V59H193ZM192 60V58H191V61H193ZM196 60V59H195ZM202 60V59H201ZM200 60V61H201ZM209 60H210V57H209ZM211 60H213L214 61V58L212 59L211 58ZM210 60V61H211ZM226 60V59H225ZM224 60V61H225ZM245 60H246V57H245ZM250 60V59H249ZM254 60H255V58H254ZM261 60H262V57H261ZM263 60H264V58H263ZM2 61H5V60H2ZM2 61H1V64H2ZM7 61H8V59H7ZM7 61H5V62H7ZM45 61V60H44ZM61 61V60H60ZM148 61V60H147ZM155 61V60H154ZM161 61V60H160ZM169 61V60H168ZM185 61H186V59H185ZM204 61V60H203ZM222 61H221V63H222ZM223 61V62H224ZM244 61V60H243ZM247 61V60H246ZM245 61V63H247ZM31 62V63H30ZM76 62H80V63H83V65H86L87 66V69L84 67V71L83 72H80V69L81 68H79L78 70H76L75 69V65H73V64H75ZM129 62V61H128ZM139 62H141L142 63V60H140ZM145 62V61H144ZM143 62V63H144ZM148 62H150V60L148 61ZM155 62H157V61H155ZM162 62H164V61H162ZM173 62H174V60H173ZM176 62V61H175ZM177 62H178V64H179V61L177 60ZM189 62V61H188ZM194 62V61H193ZM192 62V64H190V65H192V66H194V64H196V63H193ZM204 62H207V61H204ZM212 62V61H211ZM226 62V61H225ZM236 62H238V60L236 59ZM236 62H235V64H236ZM255 61H252V63H254ZM261 62H263L264 63V61H261ZM55 63H59L60 65H63V62H62V64L60 63V62H55ZM109 63V62H108ZM108 63H106V66L108 65ZM130 63V62H129ZM135 63H137V61L135 62ZM147 63V62H146ZM145 63V64H146ZM150 63H152V62H150ZM165 63V62H164ZM215 63H216V61H215ZM215 63L214 64H212V65H215ZM217 63H218V61H217ZM216 63V64H217ZM229 63V62H228ZM230 63H232V62H230ZM249 63V66H251V61L250 62H248ZM259 63H260V61H259ZM56 64V65H57ZM158 64H159V62H158ZM197 64H198V62H197ZM200 64H203V63H200ZM199 64V65H200ZM206 64H209V62H207ZM205 64V65H206ZM226 64V63H225ZM238 64V63H237ZM237 64H236V66H237ZM243 64V63H242ZM77 65V64H76ZM99 65V64H98ZM130 65V64H129ZM135 65V64H134ZM154 65V64H153ZM157 65V64H156ZM161 65H162V63H161ZM167 65V64H166ZM177 65V64H176ZM179 65H181V64H179ZM189 65V67H191ZM204 65V64H203ZM217 65H221V64H217ZM256 65V64H255ZM259 65H263L264 66V64H259ZM4 66V65H3ZM64 66V65H63ZM73 66H75V67H73ZM139 66V65H138ZM137 65H136V67H138ZM151 66V65H150ZM169 66H171L170 64H169ZM173 66V65H172ZM184 66H185V64H183V70H186V69H184ZM186 66H188V64L186 65ZM207 66V65H206ZM206 66H205V68H206ZM226 66H227V64H226ZM232 66H233V63H232ZM247 66V68L246 69H248V65H246ZM258 66V65H257ZM261 66H259L260 68H261ZM262 66V67H263ZM0 67L2 68V65H0ZM6 67V66H5ZM5 67H3V68H5ZM9 67V66H8ZM55 67V66H54ZM57 67H59V65H57ZM78 67V66H77ZM76 67V68H77ZM130 67V66H129ZM129 67H127V68H129ZM135 67V68H136ZM143 67V66H142ZM144 67H145V65H144ZM154 67V66H153ZM158 67H159V65H158ZM164 67V66H163ZM195 67V66H194ZM214 67V66H213ZM212 67V68H213ZM256 67V66H255ZM12 68V67H11ZM56 68V67H55ZM99 67L97 66V68L96 69H98ZM134 68V67H133ZM132 68V69H133ZM171 68V67H170ZM173 68H176V66L175 67H173ZM179 68V67H178ZM186 68V67H185ZM197 68V67H196ZM203 68V67H202ZM205 68L204 69H202V70H204L203 72H202V70L200 69V67H199V69H200V71H201V73L203 74L204 72H206V70H205ZM218 69H219V71H220V68L219 67H217ZM221 68H224V67H221ZM226 68V67H225ZM235 68V67H234ZM233 68V69H234ZM237 68V67H236ZM244 68H245V64H244ZM251 68L252 69H255L254 68V66L252 65L251 66ZM5 69H7V68H5ZM13 69V68H12ZM58 69V68H57ZM60 69H62V70H64L63 68H60ZM105 69V70H104ZM109 69H110V67H109ZM151 69V68H150ZM149 69V70H150ZM152 69H154V68H152ZM157 68H155L154 70H156ZM160 69H162V66H160ZM164 69V68H163ZM169 69V68H168ZM181 69V68H180ZM179 69V71H181ZM198 69V70H199ZM209 69V68H208ZM227 69V68H226ZM228 69H230L231 70V68L229 67ZM241 69H243L242 67H241ZM240 69V71L242 72V70ZM134 70V69H133ZM138 70H140V69H138ZM165 70V69H164ZM170 70V69H169ZM172 70V69H171ZM170 70V71H171ZM193 70H197V69H193ZM192 70V71H193ZM244 70V69H243ZM249 70H250V68H249ZM256 70V69H255ZM4 71V70H3ZM7 71H9L8 69H7ZM24 71L22 72L23 74H24ZM26 71V72H27ZM100 71V70H99ZM136 71H137V69H136ZM142 71H143V69H142ZM165 71H168V70H165ZM174 71H176V70H174ZM179 71L177 72V73H179ZM211 71V70H210ZM209 71V72H210ZM213 71V70H212ZM211 71V72H212ZM214 71H215V69H214ZM225 71V70H224ZM224 71L223 72H221V73H224ZM257 71V70H256ZM258 71H259V68H258ZM258 71H257V73H258ZM262 71V70H261ZM10 72V71H9ZM139 71H137V73H138ZM157 72H159L158 71V69H157V71L155 72H152V73H154V74H157ZM186 72V71H185ZM190 72V71H189ZM196 72H198V71H196ZM243 72H247V71H243ZM264 72V71H263ZM14 73V72H13ZM127 73V72H126ZM129 73H131V75H132V72H129ZM134 73V72H133ZM146 73H148L149 74V71L148 72H146ZM160 73V72H159ZM167 74H165V75H163V79L165 80V84L169 87V90L167 91L168 92V96L166 97V98H164V99H166L167 101H165L164 102V100L159 96V95H161L160 93H163V92H160V90H158L159 91V93L158 92H154V95L151 97V95L147 98L146 96H144V97H146V98H144V97H142L143 98V100L141 101V104H140V107H139V104L138 105H136V106H138V107H136V108H140L139 110H138V112H139V114L142 116V118H144V120H145V115H146V113L147 112H149L150 111V113H153V112H151V110H152V108H153V106H154V104H155V102L157 101V102H159V104L161 105H163V110H165L166 111V113H167V115L171 118V119H174L175 120V118H178V117H180L181 119H182V122H184V127L186 126L185 125V121L187 122V121H189L190 120V118H191V120H192V117L190 116L191 115V110L194 108V107H192V106H187V103H188V100L187 99H189V101H190V97L192 96L191 94L193 93L192 92V90L190 91V90H188V91H190V92H192V93H190V97L188 98L187 96H186V94L184 95V93H181V91L183 90V89H181V86H179L180 87V89L181 90H179L178 89V85H179V81H181V80H179V78L177 79V77L176 76H174L173 74H175V75H177V73H173V71H172V74L171 73H168V72H166ZM183 73V72H182ZM198 73H200V72H198ZM208 73V72H207ZM212 73H214V72H212ZM212 73H209L210 75L212 74ZM215 73H216V71H215ZM220 73V74H221ZM236 73H237V71H236ZM239 73V72H238ZM237 73V74H238ZM248 73V75H249V72H247ZM256 73V74H257ZM2 74V75H1ZM26 74V73H25ZM95 74V73H94ZM97 74V73H96ZM150 74H151V71H150ZM149 74V75H150ZM153 74V75H154ZM164 74V73H163ZM189 74H191V73H189ZM201 74V77H203L204 76V74L202 75ZM206 74V73H205ZM218 74V73H217ZM216 74V75H217ZM250 74H252V72L250 73ZM254 74V73H253ZM16 75H18V74H16ZM126 75V74H125ZM161 75V74H160ZM160 75H159V78H160ZM179 75H181V73L179 74ZM196 75H197V73H196ZM195 75V76H196ZM200 75V74H199ZM230 75V74H229ZM245 75V74H244ZM248 75H246V76H248ZM258 77H262V74L260 75L259 73H258ZM128 76V75H127ZM130 76V75H129ZM139 76V75H138ZM147 76V75H146ZM151 76V75H150ZM184 77L183 78H185V75H183ZM206 76V75H205ZM207 76H208V74H207ZM213 76V75H212ZM227 76H228V73H227ZM226 76V77H227ZM231 76V75H230ZM232 76H234V75H232ZM240 76V75H239ZM238 76V77H239ZM250 76V75H249ZM255 76V75H254ZM6 77V78H5ZM12 77H14L13 75H12ZM16 77V76H15ZM54 77V76H53ZM126 77V76H125ZM134 77V76H133ZM140 77V76H139ZM142 77V76H141ZM143 77H144V75H143ZM153 78H154V76H152ZM181 77V76H180ZM190 77V76H189ZM198 77V76H197ZM235 77H236V75H235ZM251 77V76H250ZM45 78H47L46 76H45ZM56 78H58V77H56ZM55 78V79H56ZM147 78V77H146ZM186 78H187V76H186ZM192 78V77H191ZM205 79H203V78H201L202 80H203V82H205L206 81V77H204ZM210 78H211V76H210ZM219 78V77H218ZM222 78H225V75H224V77H223V75H222ZM221 78V79H222ZM230 78V77H229ZM228 78V79H229ZM234 78V77H233ZM237 78V77H236ZM240 79H238V80H240L241 82H244V81H242V77H239ZM246 78V77H245ZM249 78V77H248ZM257 78V77H256ZM43 79V78H42ZM54 79V80H55ZM60 79H61V77H60ZM112 79V80H113ZM130 79V78H129ZM139 79V78H138ZM145 79V78H144ZM143 79V80H144ZM182 79V78H181ZM215 79V78H214ZM260 79V78H259ZM258 79V80H259ZM25 80H27V81H25ZM46 80V79H45ZM53 80V79H52ZM53 80V81H54ZM65 80V79H64ZM132 80V79H131ZM147 80H149V79H147ZM154 80V79H153ZM158 80H160V79H158ZM157 80V81H158ZM184 80V79H183ZM190 80H192V79H189V81ZM195 80L197 81V79H196V77H195ZM200 80V79H199ZM205 80V81H204ZM209 80V79H208ZM211 80V79H210ZM213 80V79H212ZM246 81H247V78L245 79ZM41 81V80H40ZM49 81V80H48ZM57 81H59V78L57 79ZM121 81H119L120 83H121ZM126 81V80H125ZM124 81V82H125ZM149 81H151V80H149ZM163 81V80H162ZM185 81H186V79H185ZM184 81V82H185ZM193 81V80H192ZM195 81V82H196ZM227 81V80H226ZM239 81V82H240ZM249 81H250V79H249ZM50 82V81H49ZM60 82V81H59ZM59 82H56V83H59ZM110 82V81H109ZM112 82V81H111ZM110 82V83H111ZM119 82H117V84L119 83ZM124 82H122V83H124ZM127 82V81H126ZM125 82V83H126ZM128 82H129V80H128ZM128 82H127V86H130V85H132V84H128ZM139 82H141L140 80H139ZM152 82V81H151ZM182 82V81H181ZM187 82V81H186ZM198 82V81H197ZM200 82H201V80H200ZM202 82V83H203ZM219 82H220V80H219ZM231 82V81H230ZM238 82V81H237ZM259 82V81H258ZM60 83H62V82H60ZM129 83H131V82H129ZM145 83H146V81H145ZM153 83H154V81H153ZM153 83L152 84H150L149 82H148V84H150V86L151 87H153L154 85H153ZM157 83H161V85H163L164 84V82H157ZM157 83H155V84H157ZM194 83V82H193ZM201 83V84H202ZM218 83V82H217ZM220 83H222V81L220 82ZM226 83H229V80H228V82H226ZM249 83V82H248ZM253 83H255V82H253ZM263 83H264V81H263ZM141 84V83H140ZM147 84V83H146ZM181 84H183V82L181 83ZM190 84H192V82H189L188 83V85H190ZM195 84V83H194ZM194 84H193V86H194ZM197 84H199V83H197ZM196 84V85H197ZM212 84V83H211ZM233 84V83H232ZM231 84V85H232ZM236 84V83H235ZM241 84V83H240ZM243 84L244 83H242V87L241 88H244L243 87ZM251 84V83H250ZM107 85H110V84H107ZM137 85H139V84H137ZM141 85H143V83L141 84ZM153 85V86H152ZM160 85V86H161ZM188 85H186V86H188ZM204 83L202 84V87H204V86H206V85H204ZM212 85H214V84H212ZM215 85H217V84H215ZM224 85V84H223ZM239 85V84H238ZM245 85H247V84H245ZM256 85V84H255ZM254 85V86H255ZM61 86V85H60ZM60 86H58L59 88H60ZM117 86V85H116ZM121 86H123V84L121 85ZM133 86V85H132ZM140 86V85H139ZM139 86H138V88H139ZM149 86V85H148ZM147 86V87H148ZM156 86V85H155ZM186 86H182V87H186ZM200 86V85H199ZM235 86V85H234ZM249 86V85H248ZM251 86V85H250ZM253 85H252V88L254 87ZM258 87H259V84L257 85ZM264 86V84L262 85V87ZM105 87H106V84H105ZM109 87V86H108ZM107 87V88H108ZM124 87H125V85H124ZM147 87H145V88H147ZM157 87V86H156ZM156 87H154L155 88V90H156ZM201 87V86H200ZM215 87V86H214ZM216 87H218V86H216ZM215 87V89H217ZM227 87H229L228 85H227ZM237 87V86H236ZM256 87V86H255ZM111 88V87H110ZM113 88H115V87H112V90H113ZM120 88V87H119ZM132 88V87H131ZM134 88V87H133ZM135 88H137V86L135 87ZM134 88V89H135ZM142 88V87H141ZM159 88H161V87H159ZM163 88V87H162ZM165 88V87H164ZM163 88V89H164ZM206 89L205 90H208L207 89V87H205ZM213 88V87H212ZM221 88V86L219 85V89ZM235 87H233L232 89H234ZM238 88V87H237ZM239 88H240V86H239ZM261 88V87H260ZM122 89V88H121ZM124 89V88H123ZM130 89V88H129ZM129 89H125V90H127V93H130V92H132L131 90H129ZM153 89V88H152ZM151 89V90H152ZM186 89V88H185ZM192 89V88H191ZM200 90H201V88H199ZM211 89V88H210ZM230 89V88H229ZM251 89V88H250ZM255 89V88H254ZM254 89H252V90H254ZM106 90V89H105ZM108 90H110V89H108ZM119 90V89H118ZM137 90V89H136ZM135 90V91H136ZM141 90V89H140ZM142 90H144V88L142 89ZM146 90H148V89H146ZM150 90V89H149ZM148 90V91H149ZM166 90V89H165ZM165 90H164V92H165ZM198 90V89H197ZM221 91H222V89H220ZM237 90V89H236ZM245 90H248V89H245ZM251 90V91H252ZM262 90H263V88H262ZM59 91V90H58ZM116 91H117V87H116ZM121 91V90H120ZM157 91V90H156ZM184 91V90H183ZM196 91V90H195ZM211 91V90H210ZM216 91H218L219 92V90L217 89ZM240 91V90H239ZM239 91H237L236 93L237 94H235L234 93V95L232 94V92H230L229 93V95L231 96H229L230 97V99H231V101L233 102V104H237V103H235L236 102V100H238L237 102L239 103V101H240V99L241 98H239L240 97V95L242 94L241 92H242V90H241V92L239 93L240 95H238V92ZM115 92V91H114ZM125 92V91H124ZM138 92H140V91H138ZM144 92V91H143ZM203 92V91H202ZM202 92H199V93H202ZM212 92H214V91H212ZM217 92V93H218ZM254 92V91H253ZM121 93V92H120ZM126 93V94H127ZM137 93V92H136ZM149 94H150V91L148 92ZM147 92H146V94H148ZM186 93H187V91H186ZM189 93V92H188ZM196 93V92H195ZM206 93H208V92H206ZM210 94H211V92H209ZM222 93H224V92H222ZM221 93V94H222ZM249 93H251L252 94V92H249ZM98 94V95H97ZM148 94V95H149ZM152 94H153V91H152ZM166 94V93H165ZM197 94H198V92H197ZM205 94V93H204ZM203 94V95H204ZM250 94V95H251ZM258 94H260L259 92H258ZM113 95V94H112ZM115 95L117 96V94L115 93ZM121 95H123V94H121ZM120 95V96H121ZM130 96H131V93L129 94ZM137 95V94H136ZM140 95V94H139ZM202 95V94H201ZM214 95V97L212 96V98H215L216 96H215V94H213ZM243 95V94H242ZM242 95H241V97H242ZM253 95H255L256 96V98L259 100V101H262V99L261 98H263L264 97V92H263V97L262 96H260L259 95V97H260V99L257 97L258 95L257 94H253ZM44 96V95H43ZM48 96V95H47ZM59 96V98L61 97V95H58ZM58 96H57V98H58ZM63 96V97H64ZM127 97H128V95H126ZM134 95L132 94V97H133ZM163 97H164V95H162ZM187 98H186V97ZM189 96V95H188ZM193 96H195L194 95V93H193ZM207 96H208V94H207ZM218 96V95H217ZM220 96V95H219ZM222 96H223V94H222ZM226 96V95H225ZM245 96V95H244ZM243 96V97H244ZM0 97V98H1ZM118 97V96H117ZM124 97V96H123ZM127 97H126V99H127ZM198 97H200L199 96V94H198ZM198 97H195V98H198ZM205 96H202V98H204ZM209 97V96H208ZM251 97V96H250ZM85 98H87V100H85ZM122 97H120L119 99H121ZM125 98V97H124ZM130 98V97H129ZM134 98V97H133ZM132 98V99H133ZM201 98V99H202ZM206 98V97H205ZM239 98V99H238ZM247 98V97H246ZM131 99V100H132ZM135 99L136 98H134L133 100H134V102H135ZM137 99H139L138 97H137ZM141 99V98H140ZM208 98H206V100H207ZM219 99H220V97H219ZM223 99H224V97H223ZM229 99V100H230ZM244 99V98H243ZM250 98H248V100L247 101H249L250 102V100H249ZM252 99V98H251ZM254 99H255V97H254ZM56 100V99H55ZM104 99H102V101H103ZM112 100H113V103H112ZM123 100V98L121 99V101ZM125 100V99H124ZM133 100L131 101V102H133ZM196 100V99H195ZM205 100V101H206ZM225 100V99H224ZM224 100H222V101H224ZM228 100V99H227ZM264 100V99H263ZM57 101H59V99L57 100ZM71 101V100H70ZM126 101V100H125ZM129 101V100H128ZM138 101V100H137ZM137 101L135 102V103H137ZM204 101V100H203ZM208 101H209V99H208ZM211 102H212V100H210ZM215 101V100H214ZM221 101V100H220ZM221 101V102H222ZM230 101V102H231ZM254 101V100H253ZM255 101H257V100H255ZM254 101V103H256ZM118 102L120 103V100H118ZM195 102V101H194ZM202 102V101H201ZM231 102V103H232ZM242 102V101H241ZM241 102L239 103V104H237V105H240L241 104ZM258 102V101H257ZM63 103V102H62ZM70 103V104H69ZM140 103V102H139ZM196 103H198V102H196ZM199 103H200V100H199ZM213 103H215V102H213ZM224 103V102H223ZM227 103V102H226ZM262 103L264 104V102L262 101ZM72 104V105H71ZM113 104H114V106L115 107H113ZM132 104H134V103H131V105H130V108L133 110V111H136L135 110V107L134 106H132ZM156 104H158V103H156ZM158 104V105H159ZM194 104V103H193ZM210 104V103H209ZM232 104V105H233ZM250 104V103H249ZM258 103H256V105H257ZM1 105V104H0ZM5 105V104H4ZM120 105H122L121 103H120ZM119 105V106H120ZM157 105V106H158ZM159 105V106H160ZM195 105H197V104H195ZM206 105V104H205ZM204 105V106H205ZM215 105H216V103H215ZM215 105L213 104V106L214 107H212V104H211V111H213V108H215ZM219 105H220V103H219ZM237 105H235V106H237ZM3 106V105H2ZM55 107V110L59 113V119L61 120V122L62 123H64V122H67L68 123V126H69V129H67V131L65 132V136H66V139H65V137L63 138H61L62 139V142H65V149H66V152L63 154L62 152V154H60L59 156H57V154H59V153H57L56 154V157L54 158H51L52 156H50L49 157V154L48 153H50V152H48V149H50V145L48 144V149H47V151L46 152H44L45 154L43 155L44 157H41V156H39V155H41L40 153H39V151L37 150V146H36V139H35V141H33L32 140V142H30L29 144H28V140H24V139H19L18 140V138H20L19 136H21V137H23L22 136V134H24L26 131H30L29 130V128L28 127H30V129H31V126H28L27 124L29 123V122H31L32 120H34L35 121V127H34V132L36 133V138L37 139H41L42 141L41 142H46V141H44L45 140V137H47V136H45V135H47V132L46 133H44L45 131L43 130L44 128H45V125L43 126L42 124H44V122L45 123H47L46 122V120L48 121L49 119L47 118L48 117V113L50 114V112H54L53 110H52V108L53 107ZM109 106V105H108ZM132 106V107H131ZM199 106H202V104L201 105H199ZM209 106V105H208ZM240 106H242V105H240ZM259 106V105H258ZM9 107L12 109L11 111H13L12 113H11V111H9L8 112V110H9ZM15 107H18V110L17 109H15ZM96 107H98L97 109H99V107L102 109V110H96L95 108ZM122 107V106H121ZM123 107H125V106H123ZM232 108H233V106H231ZM238 107L239 106H237V110H238ZM242 107H244V106H242ZM241 107V108H242ZM252 107V106H251ZM256 107V106H255ZM110 108V107H109ZM126 108H127V105H126ZM129 108V109H130ZM159 108V107H158ZM207 108V107H206ZM206 108H205V110H206ZM209 108V107H208ZM223 108V107H222ZM226 108H228L229 109V107H226ZM240 108V109H241ZM118 109V110H117ZM154 109V108H153ZM155 109H157V107H155ZM160 109V108H159ZM195 109V108H194ZM204 109V108H203ZM218 109V108H217ZM219 109H220V107H219ZM235 109V108H234ZM234 109H232V110H234ZM242 109H244V108H242ZM260 110H262L261 108H259ZM101 111L100 113H102V116H100L101 114H99V116H97L96 114H94L96 111ZM110 110V109H109ZM108 110V111H109ZM116 110H117V112H116ZM122 110V109H121ZM125 110V109H124ZM209 110H210V108H209ZM221 110V109H220ZM220 110H215L214 109V111H220ZM224 110H226V109H224ZM129 111L130 110H128V113H129ZM153 111V110H152ZM158 111V110H157ZM193 111H196L195 112V114L194 115H196V116H198V114L200 113V111H199V109H197V107H196V110H193ZM201 111H203V110H201ZM208 111V110H207ZM207 111H206V113H207ZM230 111V110H229ZM241 111V110H240ZM131 112L132 111H130V116H131ZM204 112V111H203ZM227 111H225V113H226ZM249 112H251L250 110H249ZM253 112H255V110L253 111ZM15 113H17V114H15ZM57 113V114H58ZM121 113L122 112H120L119 113V115H120V118L123 116V114H122V116H121ZM155 113V112H154ZM154 113H153V115H154ZM163 113V112H162ZM213 113H216V112H213ZM221 113V112H220ZM219 113V114H220ZM233 113V112H232ZM231 113V114H232ZM236 113V112H235ZM240 113H242V112H240ZM263 113H264V111H263ZM15 114V115H14ZM118 114V113H117ZM127 114V113H126ZM135 115H136V113H134ZM156 114V113H155ZM159 114V113H158ZM207 114H209V115H207ZM207 114H205L206 115V117L207 116H209V118L210 119H213L211 122H213L214 123V118H211L210 117V114L211 113H207ZM218 114V115H219ZM222 114V113H221ZM239 113H237V115H238ZM259 114H261L260 113V111H259ZM51 115H53V114H51ZM127 115H129V114H127ZM151 116H153L152 114H150ZM149 114H148V116H146L147 118L150 116ZM157 115V114H156ZM155 115V116H156ZM161 115V114H160ZM200 115L203 117V115L200 113ZM199 115V116H200ZM204 115V116H205ZM217 115V116H218ZM227 116H228V114H226ZM229 115H230V112H229ZM132 116H133V112H132ZM137 116V115H136ZM150 116V117H151ZM193 116V115H192ZM215 116H216V114H215ZM214 116V117H215ZM231 116V118H232V115H230ZM53 117V116H52ZM51 117V118H52ZM109 117V116H108ZM107 117V118H108ZM124 117V116H123ZM122 117V119H125V118H123ZM126 117V116H125ZM134 117V116H133ZM133 117H132V120H133ZM138 117V116H137ZM136 117V118H137ZM157 117H160V116H157ZM156 117V118H157ZM169 117H167V118H169ZM194 117V116H193ZM212 117H213V114H212ZM219 117H221V115L219 116ZM226 117V116H225ZM50 118V119H51ZM54 118V117H53ZM106 118V119H107ZM118 118V117H117ZM141 118V119H142ZM153 118V117H152ZM152 118H150V121L152 120ZM161 118V117H160ZM169 118V119H170ZM195 118V117H194ZM209 118H208V120H209ZM216 118V117H215ZM230 118V117H229ZM239 118H241V119H243L242 118V115H241V117H239ZM249 118V117H248ZM56 119V118H55ZM100 119V120H101ZM112 119V121H114ZM119 119V118H118ZM157 119H159V118H157ZM166 119V118H165ZM181 119L179 120L180 121V123H182L181 122ZM196 119V118H195ZM203 119H204V117H203ZM224 119H227V118H224ZM101 120V121H102ZM117 120V119H116ZM119 120H121V119H119ZM130 120H131V117H130ZM130 120H129V122H130ZM160 120V119H159ZM177 120V119H176ZM185 120V121H184ZM194 120V119H193ZM193 120H192V123H193ZM198 120H200L199 118H198ZM197 120V121H198ZM205 122H207V119L205 118ZM217 118L215 119V122H218V120H220V118L217 120ZM51 122L53 121V119L52 120H50ZM58 121V120H57ZM106 121V120H105ZM108 122H110V120H107ZM107 121L106 122H103L104 123V126H107V124L105 125V123H107ZM127 121V120H126ZM125 121V122H126ZM149 121V120H148ZM149 121V122H150ZM154 121V120H153ZM152 121V124L154 123ZM165 121V120H164ZM169 121V120H168ZM200 121H202V118H201V120ZM200 121H198L197 123H200ZM223 121V120H222ZM226 121H228V120H226ZM231 121V120H230ZM239 121V120H238ZM253 121V120H252ZM54 122V121H53ZM52 122V123H53ZM95 122H96V124H95ZM116 122V121H115ZM119 122V121H118ZM121 122V121H120ZM160 122H161V120H160ZM159 122V123H160ZM177 122V121H176ZM194 122H195V120H194ZM203 122V121H202ZM201 122V123H202ZM220 122V121H219ZM218 122V123H219ZM233 122V121H232ZM239 122H241V121H239ZM50 123V122H49ZM48 123V124H49ZM52 123H51V125H52ZM102 122H101V124H103ZM132 124H134V122H131ZM144 123H145V121H144ZM162 123V122H161ZM163 123H165V122H163ZM171 123V121H169V123L167 122V124H169V125H171L170 124ZM179 123V122H178ZM190 124H189V126L190 125H192V123L191 122H189ZM200 123V124H201ZM217 123V124H218ZM221 123V122H220ZM229 123V122H228ZM233 123H236V122H233ZM232 123V129H233V126H234V124ZM242 123V122H241ZM243 123H244V121H243ZM243 123L241 124V125H243ZM47 124V125H48ZM55 124V123H54ZM53 124V125H54ZM65 124V123H64ZM63 124V125H64ZM101 124H98V125H101ZM112 124L114 125V123L112 122ZM121 124H122V122H121ZM140 124V123H139ZM157 126H156V125ZM172 124H175V125H177L176 123H172ZM183 124V123H182ZM182 124L180 125V128L182 129ZM193 124H195V123H193ZM209 124H210V122L208 123V126H209ZM245 124H246V122H245ZM258 124V123H257ZM47 125H46V127H47ZM50 125V126H51ZM52 125V126H53ZM58 125H59V123H58ZM62 125V124H61ZM117 124H115L114 126L117 128V126H116ZM123 125V124H122ZM227 125V124H226ZM230 125V124H229ZM239 125V124H238ZM42 126L44 127L43 129H42ZM103 126V125H102ZM129 126V125H128ZM139 126H141V125H139ZM148 126V125H147ZM154 126H156V128L158 129L159 128V126H158V124H157V122H155L154 123ZM153 126V127H154ZM177 126H179V125H177ZM182 126V127H181ZM213 127L214 125H212V123H211V125H210V127ZM220 126H222L221 127V129H223V125H221L220 124ZM112 127V126H111ZM119 127H121V125L119 126ZM122 127H124V126H122ZM129 127H132L133 128V126H129ZM149 127V126H148ZM168 126H166L165 128H167ZM171 127V126H170ZM183 127V128H184ZM193 127H194V125H193ZM191 128V126L189 127V132H186L187 133V136L191 139L190 141H188V139H187V141H188V143H191V146L193 145V147H194V141L196 140H194V138H196V137H198V138H200V136H201V134H200V132H201V127H202V125H201V127L200 128H198L199 130H198V132H197V129L196 128ZM195 127H196V125H195ZM210 127H209V129H210ZM217 127V126H216ZM215 127V128H216ZM227 127H229L228 125H227ZM227 127H226V131H227ZM242 127H244V125L242 126ZM264 126H260L259 127V124H258V131H263L264 130V128H263ZM54 128H57V130H58V127H57V125H56V127H54ZM61 128H63V127H61ZM65 128V127H64ZM67 128V127H66ZM102 128V127H101ZM113 128V127H112ZM141 127H139V129H140ZM155 128V129H156ZM163 128V127H162ZM173 128V127H172ZM179 127H177V129H178ZM179 128V129H180ZM204 128V129H203ZM202 128V131L203 130H207V127H203ZM239 128H240V125H239ZM19 129H20V131H19ZM47 129V128H46ZM51 129V128H50ZM59 129H60V127H59ZM106 129V128H105ZM108 129H110V127L108 126ZM122 129V128H121ZM130 129V131H131V128H129ZM135 129H137V127L135 128ZM146 129V128H145ZM144 129V130H145ZM178 129V130H179ZM213 128H211V131H214V130H212ZM218 130H217V132L218 131H220V127H218L217 128ZM237 129V128H236ZM251 129V128H250ZM257 129H255V130H257ZM54 130V129H53ZM57 130H56V134H57ZM97 130V131H98ZM143 130V131H144ZM148 130V129H147ZM149 130H151V129H149ZM160 130V129H159ZM162 130V129H161ZM164 128H163V132H164ZM167 130V129H166ZM183 130V129H182ZM185 130H187L188 131V128H185ZM205 130V131H206ZM216 130V129H215ZM229 130V129H228ZM242 130V129H241ZM240 129H238V131H241ZM254 130V129H253ZM55 131V130H54ZM105 131H107V129L105 130ZM105 131H104V133H105ZM112 131H113V129H112ZM117 131H119V130H117ZM124 132H126L127 133V131H125V128H124V130H123ZM158 131V130H157ZM168 131V130H167ZM171 131V130H170ZM177 131V130H176ZM175 131V132H176ZM181 131V130H180ZM179 131V132H180ZM204 131V132H205ZM222 131V130H221ZM234 131H235V129H234ZM257 131V132H258ZM59 132H61V129L59 130ZM58 132V133H59ZM101 132H103V131H101ZM109 132V131H108ZM114 132V131H113ZM121 132V131H120ZM133 132V131H132ZM135 132V131H134ZM133 132V135L135 134V133H137V132H135L134 133ZM185 132V131H184ZM183 131H182V133H184ZM208 132H209V134H210V131L208 130ZM228 132V131H227ZM246 132V131H245ZM248 132V134H249V130L247 131ZM48 133H50V132H48ZM51 133H53V132H51ZM55 133V132H54ZM63 133V132H62ZM99 133H100V131L97 133L98 134V136H99ZM156 134H157V132H155ZM160 133V132H159ZM170 133V136H171V132H169ZM181 133V132H180ZM206 133H207V131H206ZM216 133V132H215ZM233 132H231V134H232ZM235 133H237V131H235ZM240 133H242V131L240 132ZM29 134V133H28ZM30 134H32V133H30ZM29 134V135H30ZM59 134H61V133H59ZM114 134V133H113ZM163 134V133H162ZM164 134H166V133H164ZM168 134V133H167ZM166 134V135H167ZM176 134V133H175ZM178 135H177V138H178V136H179V133H177ZM185 134V133H184ZM182 135V136H185V138H186V134L185 135ZM208 134V133H207ZM207 134H206V136H207ZM217 134V133H216ZM224 134V133H223ZM242 134H244V133H242ZM245 134H247V133H245ZM258 134H259V132H258ZM96 135V134H95ZM105 135H106V133H105ZM107 135H108V133H107ZM111 135V131H110V134H109V136ZM118 135H120L119 133H118ZM123 135H125L124 133H123ZM127 135H129V134H127ZM152 135V134H151ZM172 135H174V134H172ZM205 135V134H204ZM211 135H213V133L211 134ZM211 135H209V137L211 136ZM233 136H235V135H238V133L237 134H232ZM26 137H27V135H25ZM24 136V137H25ZM54 136V135H53ZM60 136H62V135H60ZM114 136V135H113ZM112 136V137H113ZM154 136H155V134H154ZM153 135H152V137H154ZM157 136V135H156ZM158 136H161V135H158ZM163 136V135H162ZM161 136V137H162ZM257 137V133L256 134H254V136H252L251 138H253V137ZM23 137V138H24ZM48 137H49V135H48ZM58 137V136H57ZM56 137V138H57ZM103 137V136H102ZM108 137V136H107ZM111 137V136H110ZM115 137H116V135H115ZM128 137V136H127ZM127 137L125 138V140L127 139ZM133 137V136H132ZM132 137H130V139L128 138V141H129V143H131L132 145H131V147L134 145V143H133V141H132ZM136 137V135L134 136V138ZM145 137V136H144ZM147 137V136H146ZM152 137H150V138H152ZM164 137H165V135H164ZM175 137V136H174ZM180 137V136H179ZM202 137V136H201ZM239 137H241L240 135H239ZM259 137H261V135L259 136ZM264 137V136H263ZM50 138V137H49ZM55 138V137H54ZM101 138V137H100ZM104 138V137H103ZM103 138H102V140H103ZM119 138H120V136H119ZM124 138V137H123ZM122 138V139H123ZM149 138V137H148ZM156 138V137H155ZM177 138L175 137V140H177ZM184 138V139H185ZM203 138V137H202ZM210 138H213L214 139V137L212 136V137H210ZM220 138H221V140H222V137L220 136ZM245 137H242V139H244ZM249 139H250V137H248ZM26 139V138H25ZM64 139H65V141H64ZM98 139V138H97ZM109 139V138H108ZM108 139H105L104 138V140H108ZM135 139H137V140H140L141 141V139H138V138H135ZM157 139V138H156ZM160 139V138H159ZM167 139V138H166ZM168 139H169V134H168ZM183 139V140H184ZM216 139H218V138H216ZM240 139V138H239ZM241 139V140H242ZM30 140V139H29ZM50 140V139H49ZM100 140V139H99ZM102 140H101V143H102ZM111 140V139H110ZM108 141V142H112L113 141V139H112V141ZM119 140H121V139H119ZM145 140H146V138H145ZM149 140V139H148ZM151 140V139H150ZM170 140V139H169ZM206 140H207V138H206ZM208 140H210V139H208ZM212 140V139H211ZM219 140V139H218ZM236 140H237V138H236ZM240 140V141H241ZM244 140H246V139H244ZM55 141V139L54 140H52V142H54ZM96 141V140H95ZM105 141V142H106ZM123 141H124V139H123ZM143 141V140H142ZM147 141V140H146ZM156 141H158V140H156ZM159 141H161V140H159ZM158 141V142H159ZM164 141H166V140H164ZM171 141V140H170ZM170 141H169V143H170ZM181 141V140H180ZM179 141V142H180ZM185 141V140H184ZM202 140H200V142H201ZM215 140H213V143L215 144V142H214ZM223 141H225V139L223 140ZM231 141V140H230ZM239 141V142H240ZM250 141V140H249ZM248 141V142H249ZM251 141H253V140H251ZM250 141V142H251ZM257 141V140H256ZM255 141V142H256ZM48 143H50L49 141H47ZM96 142H98V141H96ZM118 142V141H117ZM126 142V141H125ZM138 142V141H137ZM150 142V141H149ZM152 142V141H151ZM153 142H154V140H153ZM162 143H165V144H167L166 142H163V141H161ZM176 142V141H175ZM174 142V144H176ZM178 142V141H177ZM198 142V141H197ZM204 142V141H203ZM211 142V141H210ZM216 142H217V140H216ZM219 142H220V140H219ZM233 142V141H232ZM248 143V144H251L252 145V143L253 142H251V143ZM262 142V141H261ZM40 143V142H39ZM44 143L42 144V145H44ZM120 143V142H119ZM173 142L171 141V143L170 144H172ZM184 143V142H183ZM199 143V142H198ZM207 143H209V141H207ZM244 143H247L246 141L244 142ZM243 143V144H244ZM264 143V142H263ZM53 144V143H52ZM74 144V145H73ZM78 146V148H77V151H71L70 150V148L72 147V145L73 146H76V145ZM113 145H114V143H112ZM120 144H122V143H120ZM120 144H118V146L120 145ZM124 145H125V143H123ZM135 144H136V141H135ZM140 144H142L141 142H140ZM139 144V145H140ZM143 144H145L146 145V143L144 142ZM151 144H153V143H151ZM150 144V145H151ZM155 144V143H154ZM159 145H161L160 143H158ZM165 144H163V147H164V145ZM180 145H181V143H179ZM178 144V145H179ZM187 143H185V145H186ZM204 144V143H203ZM216 144H219L218 142L216 143ZM230 144H232V143H230ZM235 145H236V142L234 143ZM237 144H240V143H237ZM242 144V143H241ZM240 144V145H241ZM258 144V143H257ZM38 145V144H37ZM40 145H41V143H40ZM54 145V144H53ZM96 145V144H95ZM94 145V146H95ZM98 145H99V142H98ZM101 145H103V143L101 144ZM108 145V144H107ZM113 145H111V146H113ZM123 145V146H124ZM130 145V144H129ZM138 145V146H139ZM168 145V144H167ZM167 145H166V147H167ZM173 145V144H172ZM172 145L170 146V147H172ZM185 145L183 144V146H182V148L181 147H179L180 148V150H179V148H178V146L176 147V148H178V149H173V148H175V146L174 147H172V148H170V147H168V149L166 150V152H164L163 151V149H160V148H163L162 146L160 147V148H158V146L156 145V146H153V145H151V146H153V150L154 151H156L155 153H157L158 154V156H156L155 154V156H156V158L154 159V164L153 165H151V166H155L156 168H157V170H158V172L161 174V176H162V178H161V181H159V183H155V184H157V186L155 187V188H152L151 186H149V183L148 182H146V183H148V185H146L144 182H143V180L142 181H139V183L138 182H134V185H135V188H133L132 186H130V187H132L133 189L131 190V191H129L128 192V194H127V192H126V196L125 197H129L130 195H135L136 197L138 196V195H144L146 198H148V200H149V203H153L154 204V202H157L160 198L162 199H164V198H167L166 199V201L167 202H169V204L173 207V210H174V214L173 215H175V217H174V219H175V221L176 222H180V224H178V225H176V223L174 222V224H175V227L173 226L172 228H170L169 227V225L168 224H165V221H164V223L162 222V223H160L159 225H158V227H157V230H158V232H160V233H158V235H159V238H161V239H163V240H165L166 242H168V240H171V238L172 237H174V238H182V239H184L183 237H185V236H188V235H190V234H196V233H200V232H202V231H205V232H211L212 231V229H213V227H216V225L215 226H213L214 225V220H212L211 218H209V217H207V215L206 216H204L205 214H207V213H204V210H202V208L200 209L199 208V205H200V203H198L199 205H198V208H196L195 210H193V211H191V210H189L188 208V210H184V208L181 206V203H179V202H181L180 201V199H182L181 197V187H180V185H179V179H180V177H181V174L183 173L182 172V166L184 167L183 169L185 170V169H187V166L189 167V168H191L192 170V172H190L189 171V169L187 170V171H189L190 173H191V178H192V180H193V176H192V174L193 175H195V173H196V171H194L195 173H193V170L195 169V167H196V165L198 164V162L200 163V160L199 161H197V164H196V162H195V159H192V161H191V164H190V161H187L186 162V160H189V158L188 157H194L193 155L192 156H190V154H189V150L187 151V145H186V147H185ZM197 144H195V146H196ZM201 145V144H200ZM205 146H207L206 144H204ZM255 145V144H254ZM18 146H24V148H25V146L27 147V146H31V148H30V150H29V152H30V155H28V156H22V157H20L19 156V154L17 155V156H19L20 158L17 160V158L15 157V152H17V153H19V152H21L20 150H17V148H21V147H18ZM50 146V147H49ZM56 146V145H55ZM55 146H54V149H55ZM58 147H59V145H57ZM56 146V147H57ZM93 146V145H92ZM97 146V145H96ZM105 146H106V144H105ZM110 146V147H111ZM116 146H117V144H116ZM137 146V147H138ZM142 146H144V145H142ZM189 146V145H188ZM213 146V145H212ZM233 146V145H232ZM243 145H241V146H238V148H236V149H240L239 147H241V150L242 151H245V149L243 150L242 148L244 147H242ZM260 146V145H259ZM258 146V148H261V147H259ZM33 147V148H32ZM41 147V146H40ZM57 147V148H58ZM102 147V146H101ZM126 147V146H125ZM135 147H136V145H135ZM210 147H211V145H210ZM209 147V148H210ZM214 147V146H213ZM234 147V146H233ZM252 146H250L249 145V148H251ZM98 148H100V145H99V147ZM143 148H145V147H143ZM150 148V147H149ZM165 148V147H164ZM200 148H201V146H200ZM200 148H199V151H201L200 150ZM208 148V147H207ZM217 148H219V147H217ZM227 148V147H226ZM225 148V149H226ZM248 148V149H249ZM253 149H254V151H256L255 150V147L253 146L252 147ZM258 148H256L257 150H258ZM23 149V148H22ZM36 149V150H35ZM39 149V148H38ZM53 149V150H54ZM95 149V148H94ZM97 149V148H96ZM103 149H104V146H103ZM106 149V148H105ZM113 149V148H112ZM120 149V148H119ZM123 149H124V147H123ZM129 149H130V147H129ZM137 149V148H136ZM146 149V148H145ZM182 149V150H181ZM190 149V148H189ZM194 149V151H196V150H198V148L197 149H195V147L194 148H192V150ZM215 149H216V147H215ZM224 149V150H225ZM231 149V148H230ZM229 149V150H230ZM232 149H234V148H232ZM253 149H250V150H252L253 151ZM262 149H263V146H262ZM51 150V149H50ZM49 150V151H50ZM58 150V149H57ZM74 150V149H73ZM86 150V151H85ZM88 150H91V149H88ZM99 150V149H98ZM98 150H97V152H98ZM101 150V149H100ZM110 150V149H109ZM121 150V149H120ZM125 150V149H124ZM123 150V151H124ZM130 150H132V149H130ZM191 150V149H190ZM211 149H209L208 151H210ZM217 150V149H216ZM216 150H215V152H216ZM218 150H220V149H218ZM227 150V149H226ZM228 150V151H229ZM241 150H236V151H238L239 153H240V151ZM260 150V149H259ZM26 151V150H25ZM24 151V152H25ZM116 151V154H119L118 153V151L117 150H115ZM133 151V150H132ZM139 151V150H138ZM141 151H143V150H141ZM148 151V150H147ZM149 151L150 152H147V153H151V150L149 149ZM206 151H207V149H206ZM212 151V150H211ZM220 151H222V147H221V150ZM227 151V153L229 154V156L230 155H232L233 154V152H236L235 150H232V151H230V152H232L231 154L229 153ZM250 152L249 150L247 151V152H249V153H245V154H249V156H251V153H253V152ZM261 151H264V150H261ZM41 152V151H40ZM74 152H76V154H74ZM90 152V151H89ZM101 152V151H100ZM107 152V151H106ZM109 152V154L111 153L110 151H108ZM108 152H107V154H108ZM121 152V151H120ZM129 152H131V151H129ZM136 152H137V150H136ZM187 152V153H186ZM191 152V151H190ZM193 152V151H192ZM198 151H196V153H197ZM213 152V151H212ZM225 152L226 151H224V155H226V158H225V161L227 160V158H228V155L227 154H225ZM257 152V151H256ZM124 153V152H123ZM126 153L128 154V152L126 151ZM126 153H125V155H126ZM145 153V152H144ZM154 153V152H153ZM195 152H193V154H194ZM202 153V151L200 152V156L202 155L201 154ZM207 153V152H206ZM214 153V152H213ZM212 153V154H213ZM244 153L243 152H241V156H243L244 157ZM264 153V152H263ZM262 153V155H264ZM23 154H25V155H27L26 153H23ZM29 154V153H28ZM113 154V153H112ZM121 154H122V152H121ZM129 154H131V153H129ZM128 154V155H129ZM132 154H134V153H132ZM205 153H203V155H204ZM216 154H217V152L215 153V155H213V156H216ZM221 154V153H220ZM223 154V153H222ZM254 154V153H253ZM257 154V153H256ZM255 154V155H256ZM21 155H22V153H21ZM111 155V154H110ZM124 155V156H125ZM143 155V154H142ZM195 156L197 155V154H194ZM235 155H236V153H235ZM107 156V155H106ZM105 156V157H106ZM113 156V155H112ZM123 156V155H122ZM134 156V155H133ZM147 156V155H146ZM149 156V155H148ZM147 156V157H148ZM199 156V155H198ZM196 157L197 159H199L200 157ZM222 157H223V155H221ZM237 157H238V155H236ZM41 157V158H40ZM113 157H117L116 155L115 156H113ZM147 157H145V158H147ZM208 157H212L211 155H209L208 154ZM216 157H218V156H216ZM220 158L219 160H222L223 161V158ZM233 157H235V156H233ZM236 157V158H237ZM257 157H259V156H257ZM263 157V156H262ZM65 158H67V159H69L68 161L65 159ZM112 158V157H111ZM123 158V157H122ZM128 158H130V157H128ZM127 158V159H128ZM136 158V157H135ZM145 158L143 159V160H145ZM149 158V157H148ZM185 160H184V159ZM188 158V159H187ZM204 158H206V157H204ZM219 158V157H218ZM240 159H241V157H239ZM245 158H246V156H245ZM261 158V157H260ZM255 159V160H257V161H259V160H261V159ZM44 160V161H42V160ZM115 159V158H114ZM117 160H118V158H116ZM115 159V160H116ZM126 159V160H127ZM131 159V158H130ZM129 159V160H130ZM149 159H151V155H150V158ZM181 159H183L184 160V162H182L181 161ZM201 159V158H200ZM203 159V158H202ZM206 159H209V158H206ZM228 159H231V158H228ZM238 159V158H237ZM41 160V162H39ZM47 160V161H46ZM119 160H120V158H119ZM134 160V159H133ZM211 164L213 165V167H214V165L218 168V170H219V168H220V170H223V168H222V166H223V164H224V166L223 167H225V164L228 162L229 163V161L227 160V162H225L224 161V163H222L221 161H219V160H216V159H212L211 158ZM246 160V159H245ZM264 160V159H263ZM90 162H92L91 160H89ZM96 161V160H95ZM95 161H93V162H95ZM97 161H98V159H97ZM100 161V160H99ZM146 161H148L147 159H146ZM150 161V160H149ZM153 161V160H152ZM202 161V160H201ZM207 161V160H206ZM206 161H204V162H206ZM210 161V160H209ZM236 161V160H235ZM234 161V162H235ZM240 161H242V160H240ZM239 161V162H240ZM248 161V160H247ZM256 161V162H257ZM42 162H44V163H42ZM92 162V163H93ZM102 162H104V161H102ZM106 162V161H105ZM119 162V161H118ZM122 162H124V160H122ZM129 162V161H128ZM132 162V161H131ZM135 162V161H134ZM141 162H143V161H141ZM145 162V161H144ZM203 162V163H204ZM208 162V161H207ZM222 164H221V163ZM250 162V161H249ZM42 163V164H41ZM109 163V162H108ZM107 163V164H108ZM133 163V162H132ZM139 163V162H138ZM137 163V164H138ZM151 163H153V162H151ZM210 163V162H209ZM208 163V164H209ZM233 163V162H232ZM244 163V162H243ZM262 163V162H261ZM70 164V163H69ZM68 164V165H69ZM97 164V163H96ZM115 164V163H114ZM128 165L130 164V162L129 163H127ZM134 164V163H133ZM136 164V163H135ZM207 164V163H206ZM235 164V163H234ZM236 164H238V161H237V163ZM71 165V164H70ZM69 165V166H70ZM99 165H100V163H99ZM112 165V164H111ZM125 165V164H124ZM182 165V166H181ZM192 165V166H191ZM199 165V164H198ZM201 165H202V163H201ZM240 165L242 166L243 164H241L240 163ZM247 165V164H246ZM264 165V164H263ZM44 166H46V164L44 165ZM93 166V165H92ZM109 166V165H108ZM107 166V167H108ZM116 166V165H115ZM135 166V165H134ZM133 166V167H134ZM138 166V165H137ZM141 166H142V164H141ZM226 166H228V165H226ZM230 166V165H229ZM237 166V165H236ZM249 166V165H248ZM254 166V165H253ZM88 167H90V166H88ZM99 167V166H98ZM114 167V166H113ZM125 167H126V165H125ZM131 167V166H130ZM130 167H128L129 169H130ZM146 168H148L147 166H145ZM144 167V168H145ZM199 167H201V169L200 170H202V166H199ZM206 167V166H205ZM204 167V168H205ZM209 167V166H208ZM207 167V168H208ZM213 167H211L210 169L212 170L213 169ZM215 167V168H216ZM238 167H240L239 165H238ZM244 167H245V165H244ZM263 167V166H262ZM95 168V167H94ZM97 168V167H96ZM116 168H118V167H116ZM135 168H136V166H135ZM138 168H140V167H138ZM138 168H136L137 170H139ZM144 168H143V170L142 171H144ZM145 168V169H146ZM150 168V167H149ZM148 168V169H149ZM198 168V167H197ZM196 168V169H197ZM222 168V169H221ZM227 168V167H226ZM229 168V167H228ZM228 168H227V170H228ZM235 169H236V167H234ZM260 168H261V166H260ZM99 169V168H98ZM109 169V168H108ZM111 169V168H110ZM132 169V168H131ZM135 169V170H136ZM148 169H146V170H148ZM199 169V168H198ZM206 169V168H205ZM204 169V170H205ZM209 169V168H208ZM240 169H242V167H240ZM250 169V168H249ZM262 169V168H261ZM43 170V169H42ZM55 170V169H54ZM59 170V171H60ZM67 170H68V167H67ZM67 170H65L66 172H68ZM70 170V169H69ZM92 170V169H91ZM100 170H102V169H100ZM99 170V171H100ZM112 170V169H111ZM118 170H119V168H118ZM145 170V171H146ZM214 170V169H213ZM218 170H217V173H218ZM219 170V171H220ZM224 170H225V168H224ZM252 170V169H251ZM263 170V169H262ZM71 171V170H70ZM97 171V170H96ZM103 171V170H102ZM110 171V170H109ZM132 171V170H131ZM155 171H156V169H154V172H153V170L151 171L152 172V174H151V172H150V174L151 175H153V173H155ZM186 171V170H185ZM184 171V172H185ZM203 171V170H202ZM226 171V170H225ZM225 171H224V173H225ZM237 171H239V170H237ZM250 171V170H249ZM40 172V171H39ZM44 172V171H43ZM56 172V171H55ZM73 171H71V173H72ZM77 172V171H76ZM113 172L114 171H112V174H113ZM119 172V171H118ZM124 172V171H123ZM128 172V171H127ZM127 172H125V173H127ZM133 172V171H132ZM140 172V171H139ZM147 172V171H146ZM228 172V171H227ZM234 172H236L235 170H234ZM239 172H241V171H239ZM238 172V173H239ZM252 172V171H251ZM260 172V171H259ZM263 172H264V170H263ZM41 173V172H40ZM40 173H39V175H40ZM58 173V172H57ZM61 173V172H60ZM65 173V172H64ZM63 173V174H64ZM74 173V172H73ZM72 173V174H73ZM93 173V172H92ZM101 173H104V171L103 172H101ZM111 173V172H110ZM122 173V172H121ZM121 173H119V174H117V175H120ZM124 173V175H126ZM141 173V172H140ZM145 173V172H144ZM147 173H149V171L147 172ZM208 173V172H207ZM220 174H222L221 172H219ZM223 173V174H224ZM229 173H231L230 171H229ZM238 173H237V175H238ZM245 173V172H244ZM43 174V173H42ZM96 174H97V172H96ZM100 174V173H99ZM114 174L116 175V173L114 172ZM129 174V173H128ZM136 174H138V173H136ZM146 174V173H145ZM156 174V173H155ZM158 174V173H157ZM186 174H188V173H185V175ZM198 174V173H197ZM203 174V173H202ZM226 174V173H225ZM224 174V175H225ZM236 174V173H235ZM252 174V173H251ZM264 174V173H263ZM76 175V176H77ZM90 175V174H89ZM114 175V176H115ZM122 175V174H121ZM132 175V174H131ZM142 175H144V174H142ZM183 175V174H182ZM184 175V176H185ZM219 175V174H218ZM224 175L223 176H220V177H224ZM241 175V174H240ZM246 175V174H245ZM133 176V175H132ZM147 176V175H146ZM155 175H153V177H154ZM187 176V175H186ZM185 176V177H186ZM199 177H200V175H198ZM207 177H208V175H206ZM206 176H205V178H206ZM227 176V175H226ZM229 176L230 175H228V178H229ZM234 176V175H233ZM244 176V175H243ZM40 177V176H39ZM56 177V176H55ZM75 177V176H74ZM89 177V176H88ZM92 177H94V175L92 176ZM96 177H98L97 175H96ZM95 177V178H96ZM107 177H108V175H107ZM142 177V176H141ZM148 177V176H147ZM190 177V176H189ZM232 177V176H231ZM252 177V176H251ZM258 177H260V176H258ZM47 178V177H46ZM46 178H43V179H45L46 180ZM61 178V177H60ZM71 178H72V176L70 175V174H66L65 175V179H64V184L62 185V186H58L57 187V190H55L54 188H55V186H56V184H55V186H53L54 188V191H50V194H48L46 191V186L43 184V180H40L39 178L38 179H36L35 181H34V193H36L35 195L37 196V197H34V199L35 198H37L39 201H37V202H39L38 203V206L39 207H37L38 209L41 207V209H39L40 210V217H41V220H42V223L43 224H45L44 226H43V224L41 223V225L44 227V229H43V231L45 230V232H47L46 230H48L47 228H48V224H49V220H50V211L48 210V209H50L51 211L52 210H54V211H58V210H63V209H65V208H63V207H70V209L72 210V211H74V213L76 212V213H78V212H81V210L83 211L84 210V205L86 204V202H88V201H91L92 199L90 198L91 196L89 195V194H87L86 193V191H85V188L86 189H88V184H87V182H80V184H79V182H74V181H71ZM78 178V177H77ZM90 178V177H89ZM104 178V177H103ZM114 178H116V177H114ZM121 178H122V176H121ZM120 178V179H121ZM130 178L131 177H129V180H130ZM134 178V177H133ZM138 178V177H137ZM149 178H150V176H149ZM159 178V177H158ZM204 178V176H203V179H201L200 181H197L198 183H195V185H198V190L197 191H199V194L201 193L200 192V190H203L204 188V184H207L206 183V179ZM210 179V181H212L211 180V177H209ZM227 178V177H226ZM233 178V177H232ZM253 178H255L256 179V175H255V177H253ZM252 178V179H253ZM42 179V178H41ZM48 179V178H47ZM51 179V178H50ZM57 179V178H56ZM87 179V178H86ZM94 179V178H93ZM107 179V178H106ZM126 179V178H125ZM147 179V178H146ZM152 179H155V178H152ZM157 179V178H156ZM182 179H184V178H182ZM194 179H196V176H194ZM198 179V178H197ZM200 179V178H199ZM198 179V180H199ZM208 179V178H207ZM230 179V178H229ZM236 179H238V178H236ZM235 179V180H236ZM243 179L244 180H246L244 177H243ZM251 179V180H252ZM80 180V179H79ZM88 180V179H87ZM86 180V181H87ZM91 180V179H90ZM100 180L101 179H99V182H100ZM105 180V179H104ZM114 180V179H113ZM117 180H118V178H117ZM133 180V179H132ZM137 180V179H136ZM135 180V181H136ZM140 180V179H139ZM185 180V179H184ZM184 180H182V181H184ZM186 180H188V179H186ZM234 180V179H233ZM241 181H242V178L240 179ZM259 180V179H258ZM25 181V182H24ZM56 181V180H55ZM58 181V180H57ZM83 181H84V179H83ZM94 181V180H93ZM126 181V180H125ZM125 181H124V179H123V182L125 183ZM146 181V180H145ZM148 181H150V179L148 180ZM156 181V180H155ZM190 181V180H189ZM194 181V180H193ZM208 181V180H207ZM216 181V180H215ZM260 181V180H259ZM33 182V181H32ZM46 182H47V180H46ZM104 182H106V181H104ZM110 182V181H109ZM114 182V181H113ZM121 182H122V179H121ZM122 182V183H123ZM129 182V181H128ZM151 182H154V180H151ZM151 182H150V184H151ZM157 182V181H156ZM191 182V181H190ZM196 182V181H195ZM214 182V181H213ZM236 182H238V181H236ZM243 182V181H242ZM247 182H249V179H248V181ZM257 184H260L261 185V183L259 182H257V181H255ZM264 182V181H263ZM55 183V182H54ZM78 183V184H77ZM91 183V182H90ZM89 183V184H90ZM92 183H94V182H92ZM103 183V182H102ZM117 183H120L119 181L117 182ZM130 183V182H129ZM182 183V182H181ZM188 183V182H187ZM246 183V182H245ZM27 184V183H26ZM32 184V183H31ZM51 184V183H50ZM52 184H53V182H52ZM58 184V183H57ZM99 184V183H98ZM106 184V183H105ZM105 184H103L104 186H105ZM107 184H109L108 183V181H107ZM131 184V183H130ZM153 184V183H152ZM194 184V183H193ZM210 184V183H209ZM212 184V183H211ZM220 184V183H219ZM241 184V183H240ZM61 185V184H60ZM94 185V184H93ZM102 185V186H103ZM119 185H123V184H119ZM127 186H129L128 185V183L126 184ZM126 185L124 184V187H126ZM183 185V184H182ZM214 185L216 186V184L214 183ZM213 185V186H214ZM222 185V184H221ZM227 185V184H226ZM245 185V184H244ZM253 185H254V182H253ZM259 185V186H260ZM51 186V185H50ZM90 186V185H89ZM95 186V185H94ZM113 187H114V185H112ZM206 186V185H205ZM212 186V185H211ZM210 186V187H211ZM212 186V187H213ZM218 186V185H217ZM216 186V187H217ZM231 186H233V184L232 185H230V187ZM242 186V185H241ZM240 186V187H241ZM246 186V185H245ZM257 186V185H256ZM52 187V186H51ZM91 187V186H90ZM96 187V186H95ZM98 187V186H97ZM153 187H154V185H153ZM184 187V186H183ZM195 187V186H194ZM210 187H208V188H210ZM225 187V186H224ZM227 187H229L228 185H227ZM31 189H32V186L30 187ZM99 188H100V185H99ZM105 188H106V186H105ZM110 188V187H109ZM123 188V187H122ZM208 188H207V190H208ZM23 189V188H22ZM48 189H52V188H48ZM124 189V188H123ZM123 189H120V190H123ZM184 189V188H183ZM190 189V188H189ZM188 189V190H189ZM195 190H196V188H194ZM211 189V188H210ZM218 189V188H217ZM229 189V188H228ZM257 189V188H256ZM254 190V193H252V198L254 199L255 197H260V196H262L264 193L263 192H261V191H263L264 190V185L263 186H260L257 190ZM26 190V189H25ZM95 190V189H94ZM93 190V191H94ZM99 190H102V187H101V189H99ZM106 190H107V188H106ZM112 190V189H111ZM117 190V189H116ZM115 190V191H116ZM127 191H128V188L126 189ZM213 190V189H212ZM211 190V191H212ZM231 190V189H230ZM229 190V191H230ZM232 190L234 191V189H233V187H232ZM243 190H244V188H243ZM31 191H33V190H31ZM64 193L65 195V197H66V195H68L69 197H64L65 199H64V201H63V203H61L60 201V203H57L58 202V199L57 198H55L56 197V195H57V193ZM183 191V190H182ZM186 191V190H185ZM217 191V190H216ZM245 191V190H244ZM243 191V192H244ZM249 191V190H248ZM29 192V191H28ZM98 192V191H97ZM103 192V191H102ZM112 192V191H111ZM118 193H119V191H117ZM194 192V191H193ZM203 192V191H202ZM209 192V191H208ZM218 192V191H217ZM219 192H222V191H219ZM234 192H236V191H234ZM233 192V193H234ZM250 192V191H249ZM30 193V192H29ZM34 193L32 194V193H30V195L32 194V196H34ZM94 193V192H93ZM105 193V192H104ZM108 193V192H107ZM106 193V194H107ZM116 194V192H114L113 191V194ZM190 193V192H189ZM230 193H231V191H230ZM232 193V194H233ZM244 193H246V192H244ZM251 193V192H250ZM262 193V194H261ZM22 194H23V191H22ZM96 194V193H95ZM111 194V193H110ZM114 194V195H115ZM191 194L193 195V196H195V194H193L192 192H191ZM190 194V195H191ZM217 194V193H216ZM220 194V193H219ZM227 194V193H226ZM236 194H238V193H236ZM26 195V194H25ZM24 195V196H25ZM29 195V194H28ZM29 195V196H30ZM112 195V194H111ZM110 195V196H111ZM114 195H113V197H114ZM122 195V194H121ZM186 195V194H185ZM185 195H183L184 197H185ZM198 195V194H197ZM211 195H213V194H211ZM228 195V194H227ZM227 195H226V197H227ZM247 195V194H246ZM23 196V195H22ZM31 196V197H32ZM99 196H100V194H99ZM104 196V195H103ZM107 197H108V194L106 195ZM118 196V195H117ZM116 196V197H117ZM192 196V197H193ZM205 196H206V192H205ZM214 196V195H213ZM221 196V195H220ZM219 196V198H221ZM231 196V195H230ZM233 197H234V195H232ZM248 196V195H247ZM255 196V197H254ZM31 197H29V198H31ZM62 197H63V195H62ZM121 197V196H120ZM127 197V198H128ZM131 197V196H130ZM129 197V198H130ZM139 197V196H138ZM200 197V196H199ZM198 197V198H199ZM209 197H211V196H209ZM224 196L222 195V198H223ZM251 197V196H250ZM21 196H20V200H21ZM28 198V197H27ZM105 198V197H104ZM110 197H108L107 199H109ZM115 198V197H114ZM129 198H128V200H129ZM140 198V197H139ZM186 198V197H185ZM185 198H184V201H185ZM195 198V197H194ZM203 198V197H202ZM208 197L206 196V199H207ZM217 198V197H216ZM231 198V197H230ZM239 198V197H238ZM242 198V197H241ZM247 198V197H246ZM260 198H262V197H260ZM34 199H31V201L30 202H28V201H26L27 203H30L29 205L31 206L32 204L31 203H33L32 202V200H34ZM37 199H35V201L37 200ZM91 199V200H90ZM106 199V198H105ZM121 199H124V198H122L121 197ZM136 201H137V199L136 198H134ZM163 199H162V201H163ZM187 199V198H186ZM197 199V198H196ZM211 199V198H210ZM218 199V198H217ZM227 198H224L222 201L220 200V202L216 205L217 206V208L215 209L214 207V209H215V212H217V214H218V216L219 217H221L222 216V218L223 217H225L226 218V220H227V223L230 225V226H233V228H235V227H238V226H241V225H245V226H248V229H249V227H251V229H252V231H251V229L249 230V231H251L252 233H251V237L253 236V241L255 242L254 243V245L252 246V243H251V249H252V252L254 251V255H255V261H256V263H262V261H264V233H262V229L261 228H263V227H259V226H257V225H255V223H253V222H255L254 220L253 221H251L250 219H248V216L250 217H252V215H248L247 214V212H246V208H247V205L245 204H240V205H238V207L237 208H235V209H233V210H228L226 207V205H227V200H226ZM228 199H229V197H228ZM234 199V198H233ZM237 199V198H236ZM249 199V198H248ZM247 199V200H248ZM251 199V198H250ZM257 199V198H256ZM263 199V198H262ZM7 200V198H5V201ZM10 200V199H9ZM14 200V199H13ZM127 200V201H128ZM131 200V199H130ZM129 200V201H130ZM141 200V199H140ZM199 199H197V202H199L198 201ZM204 200V199H203ZM258 200H259V198H258ZM24 201V202H25ZM94 200H92V202H93ZM101 201H102V199H101ZM108 201V200H107ZM109 201H111V200H109ZM108 201V203H109V206H110V208H111V210H112V214H113V216L115 217V219L116 220H119L120 218H122L123 216H124V210H125V207L124 206H120L119 204H117L116 203V201L115 200H112L111 202H109ZM117 201H119V198H118V200ZM125 201V200H124ZM135 201V202H136ZM165 201V200H164ZM183 201V200H182ZM195 201V200H194ZM193 201V202H194ZM205 201V200H204ZM232 201V200H231ZM245 201H246V199H245ZM251 201H252V199H251ZM263 201V200H262ZM21 202V201H20ZM23 202V203H24ZM96 202V201H95ZM98 202V201H97ZM105 202V201H104ZM104 202H102V203H104ZM133 202V201H132ZM141 202V201H140ZM139 202V203H140ZM166 202V203H167ZM192 202V201H191ZM201 202V201H200ZM206 202V201H205ZM204 202V203H205ZM208 202V201H207ZM234 202H235V200H234ZM247 202V201H246ZM248 202H249V200H248ZM248 202H247V204H248ZM261 202V201H260ZM264 202V201H263ZM6 203V202H5ZM8 203V202H7ZM15 203V202H14ZM106 203V202H105ZM104 203V205L106 206V204ZM120 203V202H119ZM126 203V202H125ZM124 203V204H125ZM138 203V202H137ZM138 203V204H139ZM231 203V202H230ZM233 203V202H232ZM236 203V202H235ZM240 203V202H239ZM250 203V202H249ZM20 203L18 202L17 203V205H19ZM25 204V203H24ZM24 204L23 205H20V206H24ZM33 204H35V203H33ZM90 204V203H89ZM97 205H98V203H96ZM127 204V203H126ZM125 204V205H126ZM147 204H148V201H147ZM157 204V203H156ZM188 204H190V203H188ZM206 204V203H205ZM209 204H210V202H209ZM252 204V203H251ZM250 204V205H251ZM16 205V204H15ZM92 205V204H91ZM96 205V206H97ZM102 206H104L103 204H101ZM134 205V204H133ZM141 205V204H140ZM140 205H138V206H140ZM159 205H160V202H159ZM186 205V204H185ZM190 205H192V204H190ZM197 205V204H196ZM203 205V204H202ZM201 205V206H202ZM208 205V204H207ZM232 205V204H231ZM257 205H258V203H257ZM13 206V205H12ZM42 206H43V208H42ZM93 206V205H92ZM137 206V207H138ZM141 206H143V205H141ZM151 206H153V205H151ZM150 206V207H151ZM162 206V205H161ZM189 206V205H188ZM193 206V205H192ZM205 206V205H204ZM209 206V205H208ZM208 206L207 207H205L204 209H205V211H206V209L208 208ZM223 206H226L225 208H223ZM262 206V205H261ZM19 207V206H18ZM26 207V206H25ZM32 207V206H31ZM30 207V208H31ZM34 207V206H33ZM107 207H108V205H107ZM146 207V206H145ZM148 207V206H147ZM157 207H158V205H157ZM169 207V206H168ZM167 207V208H168ZM171 207V208H172ZM196 207V206H195ZM211 207H212V205H211ZM210 207V208H211ZM258 207H259V205H258ZM37 208H34V209H37ZM133 208H135V207H133ZM140 208V207H139ZM154 208V207H153ZM159 208V207H158ZM164 208V207H163ZM167 208H166V210H167ZM171 208H170V210H171ZM192 208H194V207H192ZM230 208H232L231 206H230ZM252 206L250 207V210L252 211V209L254 208H252ZM33 208H32V210H34ZM37 209V210H38ZM138 208H136L135 210H137ZM146 209V208H145ZM190 209H191V207H190ZM31 210V211H32ZM67 210V209H66ZM89 210V209H88ZM97 211H95V210H93V211H95L96 212V218H95V221H94V224H93V230H95L96 229V227L98 226L99 227V225H100V227L102 226L101 224L104 222V223H106L105 221H104V219H106L105 217L103 218V212H102V209H101V207H98L97 209H96ZM152 210V209H151ZM163 210V209H162ZM165 210V209H164ZM165 210V211H166ZM169 210V209H168ZM210 210V209H209ZM254 210V209H253ZM263 210V209H262ZM20 211V212H21ZM56 211V212H57ZM129 211H131V210H129ZM129 211H128V213H129ZM134 211V210H133ZM139 211H141V210H139ZM143 211V210H142ZM147 211V210H146ZM164 211V212H165ZM208 211V210H207ZM211 211H213V209L211 210ZM258 211H260V209L258 210ZM8 212V213H7ZM10 212V213H9ZM30 212V211H29ZM60 212V211H59ZM64 212V211H63ZM67 212V211H66ZM68 212H70V211H68ZM88 212V211H87ZM105 212H106V209H105ZM151 212V211H150ZM155 211H153V213H154ZM159 212V211H158ZM161 212V211H160ZM159 212V213H160ZM168 212H170V211H167V213ZM58 213V212H57ZM65 213V212H64ZM63 213V214H64ZM72 213V212H71ZM70 213V214H71ZM110 213V212H109ZM135 213V212H134ZM133 213V214H134ZM138 213H140V212H138ZM148 213V212H147ZM262 213H264V210L262 211ZM20 214V215H19ZM27 214H28V212H27ZM34 214H36V213H34ZM33 214V215H34ZM81 214V213H80ZM91 214V213H90ZM106 214V213H105ZM111 214V215H112ZM162 214V213H161ZM200 216H199V215ZM211 214H213L212 212H211ZM215 214V213H214ZM30 215V214H29ZM61 215V214H60ZM59 215V216H60ZM73 215V214H72ZM72 215H71V218H72ZM78 215V214H77ZM85 214L83 213V216H84ZM108 215V214H107ZM139 215V214H138ZM142 215V214H141ZM144 215V214H143ZM142 215V216H143ZM149 214H147V216H148ZM164 215V214H163ZM162 215V216H163ZM165 215H167V214H165ZM171 215H172V212H171ZM172 215V216H173ZM31 216V215H30ZM51 216H53V215H51ZM62 216V215H61ZM65 216H66V214H65ZM67 216H69V214L67 215ZM79 216V215H78ZM77 216V217H78ZM88 216V215H87ZM93 216V215H92ZM91 216V217H92ZM127 216H128V214H127ZM135 216V215H134ZM146 216V217H147ZM157 216H158V214H157ZM161 216V217H162ZM215 216V215H214ZM21 217V218H20ZM25 217H27V216H25ZM24 217V219H26ZM58 217V216H57ZM77 217H76V219H77ZM82 217V216H81ZM89 217V216H88ZM137 217V216H136ZM141 217V216H140ZM144 217V216H143ZM159 217H160V215H159ZM171 217V216H170ZM250 217V218H251ZM28 218H30V217H28ZM28 218H27V220H28ZM36 218V217H35ZM54 218V217H53ZM59 218V217H58ZM62 218V217H61ZM78 218H80V217H78ZM93 218V217H92ZM91 218V219H92ZM108 218V217H107ZM112 218V217H111ZM133 217L131 216V219H132ZM135 218V217H134ZM149 218V217H148ZM151 219H152V217H150ZM156 218V217H155ZM166 218V217H165ZM168 218H169V215H168ZM167 218V219H168ZM38 219V218H37ZM52 219V218H51ZM60 219V218H59ZM65 219V218H64ZM68 220H69V218H67ZM73 219V218H72ZM76 219H75V221H76ZM81 219V218H80ZM90 219V218H89ZM115 219H113V220H115ZM123 219V218H122ZM128 219H130V218H128ZM138 219H139V221L141 220V218H139L138 217ZM163 219H164V217H163ZM162 219V220H163ZM172 219H173V217H172ZM252 219V218H251ZM259 219H260V217H259ZM31 220V219H30ZM36 220V219H35ZM34 220V221H35ZM67 220V221H68ZM87 219L85 218V220H83V222L84 221H86ZM107 220V219H106ZM108 220H109V218H108ZM153 220V219H152ZM161 220V219H160ZM170 220V219H169ZM168 220V221H169ZM217 220V219H216ZM33 221V220H32ZM33 221V222H34ZM56 221V220H55ZM55 221H53L54 223H56ZM77 221H78V219H77ZM76 221V222H77ZM136 221V220H135ZM144 222H145V220H143ZM148 221H149V219H148ZM156 221H158V219L156 220ZM212 221L214 222V223H212ZM219 221H220V219H219ZM262 221H264V220H262ZM30 222V221H29ZM41 222V221H40ZM40 222H38L39 224H40ZM60 222H62V221H60ZM82 222V221H81ZM80 222V224H82ZM113 222H115V221H113ZM122 222V221H121ZM130 222V221H129ZM218 222V221H217ZM220 222H223V221H220ZM260 222V221H259ZM26 223H28V222H26ZM57 223H59V222H57ZM68 223H71V221L70 222H68ZM74 223V222H73ZM72 223V224H73ZM78 223V222H77ZM86 223V222H85ZM89 223V222H88ZM108 223V222H107ZM119 223V222H118ZM117 223V224H118ZM133 223V222H132ZM141 222H139V224H140ZM151 223V222H150ZM169 223V222H168ZM264 222H262V224H263ZM30 224V223H29ZM28 224V225H29ZM37 224V222H35V225ZM64 225H65V222L63 223ZM79 224V225H80ZM110 224V223H109ZM127 224V223H126ZM131 224V223H130ZM135 224H136V222H135ZM170 224V223H169ZM218 224V223H217ZM225 223H223L222 225H224ZM228 224H227V226H228ZM53 225V224H52ZM61 225H62V223H61ZM77 225V224H76ZM84 225V224H83ZM86 225V224H85ZM91 225V224H90ZM105 225V224H104ZM108 224H106L105 226H107ZM124 225V224H123ZM144 224H142V226H143ZM219 225V224H218ZM33 226V225H32ZM37 226H38V224H37ZM74 225H72V227H73ZM81 226V225H80ZM79 226V227H80ZM104 226V227H105ZM119 226V225H118ZM122 226V225H121ZM149 226H150V224H149ZM151 226H153V223H152V225ZM156 226V225H155ZM155 226H154V228H155ZM262 226V225H261ZM54 227V226H53ZM52 227V228H53ZM57 227V226H56ZM86 227V226H85ZM126 227V226H125ZM131 227V226H130ZM137 226H135V228H136ZM221 227V226H220ZM31 228V227H30ZM49 228H50V225H49ZM60 228H61V226H60ZM64 228V227H63ZM74 228V227H73ZM111 228V227H110ZM110 228H107V229H110ZM120 228V227H119ZM126 228H128V227H126ZM125 228V229H126ZM134 228V227H133ZM143 228V227H142ZM150 228V227H149ZM153 228V227H152ZM222 228V227H221ZM241 228V227H240ZM247 228V227H246ZM24 229V228H23ZM36 229H38L39 230V228H36ZM65 229V228H64ZM80 230H81V228H79ZM88 229H89V227H88ZM87 229V230H88ZM90 229H92L91 227H90ZM99 229V230H98ZM97 230H96V232H94V233H96L97 234V232H99V231H101L102 230V232H103V230L104 229H101L100 230V228H98ZM112 229V228H111ZM118 229V228H117ZM121 229V228H120ZM124 228H122V230H123ZM146 229V228H145ZM144 229V230H145ZM216 229H217V227H216ZM220 229V228H219ZM226 229H227V227H226ZM244 229V228H243ZM242 228H241V230H243ZM33 230V229H32ZM56 230V229H55ZM54 229H53V232L55 233L56 231H55ZM66 230V229H65ZM68 230H72V229H67V231ZM130 230V229H129ZM139 230H141V228L139 229ZM26 231H28V230H26ZM49 231V230H48ZM60 232L62 231V230H59ZM76 231V230H75ZM78 231V230H77ZM76 231V232H77ZM91 231V230H90ZM90 231H88V232H90ZM108 231V230H107ZM120 231V230H119ZM118 231V232H119ZM126 231V230H125ZM124 231V232H125ZM127 231H128V229H127ZM137 231V230H136ZM142 231V230H141ZM146 231V230H145ZM231 231H233L232 229H231ZM239 231V230H238ZM248 231V230H247ZM22 232H23V230H22ZM34 232H35V230H34ZM40 232H41V229H40ZM39 232V233H40ZM79 232V234H80V231H78ZM81 232H83V230H81ZM130 232V234H131V232L132 231H129ZM138 232V231H137ZM136 232V233H137ZM150 232V231H149ZM224 232V231H223ZM235 232H237V231H235ZM242 232H245V230L244 231H242ZM264 232V231H263ZM11 233H17V237L15 238V239H13V238H10V236H11ZM30 233V232H29ZM36 233V232H35ZM49 233H51V232H48V234ZM57 233V232H56ZM63 233H66L65 231L63 232ZM62 233V234H63ZM72 233L74 234V232L72 231ZM84 234L86 233V232H83ZM104 233V232H103ZM112 233H113V230H112ZM127 233V232H126ZM140 233V232H139ZM138 233V234H139ZM143 233H146V232H143ZM208 233V234H209ZM225 233V232H224ZM223 233V234H224ZM247 233V232H246ZM18 234H19V236H18ZM24 234V233H23ZM44 234V233H43ZM47 234V233H46ZM70 234V233H69ZM72 234V235H73ZM87 235H88V233H86ZM132 234H134V233H132ZM155 234V233H154ZM201 234V233H200ZM199 234V235H200ZM222 234V235H223ZM237 233H234L233 234V232H229V234L227 235V236H225L224 237V243L226 244V245H228V244H230L233 248H235V250H242V249H245V248H247L248 247V242H250L251 240L248 238V237H246V236H244V237H242V238H240V237H238L237 235H236ZM245 234V233H244ZM15 235V234H14ZM13 235V236H14ZM30 235V234H29ZM35 235V234H34ZM50 235V234H49ZM52 235V234H51ZM57 235V234H56ZM81 235H83L82 233H81ZM90 235V234H89ZM88 235V236H89ZM92 235V234H91ZM105 235V234H104ZM103 234H102V236H104ZM107 235V234H106ZM114 235H116V234H114ZM145 235V234H144ZM202 235H204V234H202ZM217 235H219V234H217ZM239 235V234H238ZM38 236V235H37ZM44 236V235H43ZM64 236H65V234H64ZM66 236H67V234H66ZM66 236H65V238H66ZM80 236V235H79ZM96 236H100V235H96ZM108 236H109V233H108ZM108 236H106L108 239H109V237ZM121 236V235H120ZM120 236L118 237V238H120ZM123 236V235H122ZM128 236H130V235H128ZM137 236H140V235H137ZM152 236V235H151ZM156 236H157V234H156ZM24 237V236H23ZM25 237H26V235H25ZM71 237H73V236H71ZM75 237V239L74 240H76L77 241V239H76V237H77V235H75L74 236ZM81 237H83V236H80V238ZM94 237V236H93ZM92 237V238H93ZM101 237V236H100ZM105 237V238H106ZM131 237H133V236H131ZM130 237V238H131ZM135 237H136V234H135ZM142 237V236H141ZM143 237H145V236H143ZM152 237H154V236H152ZM192 237H194V236H192ZM197 237V236H196ZM195 237V238H196ZM202 237V236H201ZM209 237V236H208ZM47 238V236L45 237L44 236V238L42 239V242H43V240H44V242H47V241H45V239ZM50 238H51V236H50ZM68 238V237H67ZM84 238V237H83ZM82 238V239H83ZM97 238V237H96ZM96 238H94L93 239V241L91 242L92 244H93V246L98 250V252H99V254L101 253V249H100V247L101 246H99V244H98V241L100 240H98L97 241V239ZM103 238V237H102ZM111 238H112V235H111ZM128 238V237H127ZM126 238V239H127ZM130 238H128V239H130ZM140 238V237H139ZM154 238H157V237H154ZM173 238V239H174ZM187 238V237H186ZM194 238V240L196 241L197 239H195ZM203 238V237H202ZM23 239H25V240H23ZM48 239H49V236H48ZM52 239V238H51ZM53 239H55V238H53ZM52 239V240H53ZM57 239L60 241V239L57 237ZM57 239H55V240H57ZM71 239V238H70ZM81 239V240H82ZM108 239H106V241H109ZM115 239L116 238H112L111 239V244L113 245V246H110L109 247V251L110 252H112L114 255L116 254V253H118V251L120 250H117V247L115 246L116 245V243H115ZM125 239V238H124ZM125 239V240H126ZM136 239H138L137 237H136ZM158 239V238H157ZM156 239V240H157ZM191 240V242H189V243H191L190 245H192V239L193 238H190ZM50 240V239H49ZM54 240V241H55ZM65 240V239H64ZM71 240H73V239H71ZM84 240V239H83ZM87 240V239H86ZM92 240V239H91ZM120 240H122V239H120ZM124 240V241H125ZM132 240V239H131ZM131 240L129 241V242H131ZM141 240V239H140ZM176 240H179V239H176ZM188 240V239H187ZM202 241H203V239H201ZM0 241V242H1ZM5 241V242H6ZM36 241V240H35ZM58 241V242H59ZM79 241V240H78ZM90 241V240H89ZM105 243H106V241L105 240H103ZM137 241V240H136ZM138 241H139V239H138ZM143 241V240H142ZM146 241H147V239H146ZM146 241H144V243L146 242ZM155 241V240H154ZM162 241V240H161ZM172 241V240H171ZM185 241V240H184ZM57 242V243H58ZM63 241L61 240V244H63L62 243ZM122 242V241H121ZM121 242H117V243H121ZM150 243L149 244H151V241H149ZM157 242V241H156ZM163 242V241H162ZM179 242V241H178ZM186 242H188V241H186ZM185 242V243H186ZM201 242V241H200ZM212 242V241H211ZM217 242V241H216ZM219 242H221L220 240H219ZM51 243V242H50ZM55 243V242H54ZM65 243V242H64ZM88 243V242H87ZM87 243H86V245H87ZM90 243V244H91ZM133 243V242H132ZM139 243H140V241H139ZM139 243H138V247H136V251L137 252H139V255L137 254L136 255V257H138V258H135L136 260L133 262H131L130 264H139V261L141 260V258H142V260H143V262L145 263L147 260H150V258L151 257H153L155 254H157V253H162V252H164V251H166L163 247H161V246H159V245H151V249L150 248H148V246H147V248H148V250L147 251H149V252H151L152 253V249H153V251L155 252L154 254L152 253V255H148V253L149 252H147V254H146V256H145V259L143 258L144 257V253L143 252H141L142 251V249L145 251V249L146 248H144L145 247V245L144 244H140L139 245ZM165 243V242H164ZM171 243V242H170ZM183 244H184V242H182ZM204 243V242H203ZM1 244V243H0ZM2 244H3V242H2ZM1 244V245H2ZM43 244V243H42ZM41 244V245H42ZM76 244H78V243H76ZM101 244V243H100ZM106 244H108V242L106 243ZM154 244V243H153ZM179 244V243H178ZM177 244V245H178ZM180 244H181V242H180ZM202 244V243H201ZM207 244H208V241H207ZM214 244H216V243H214ZM0 245V246H1ZM45 245V244H44ZM48 245V244H47ZM55 245V244H54ZM60 245V244H59ZM58 245V246H59ZM67 245V244H66ZM69 245V244H68ZM85 245V246H86ZM118 245H120V244H118ZM122 245H124V244H122ZM131 245V244H130ZM136 245V244H135ZM147 245H148V242H147ZM176 245V244H175ZM175 245H173L174 247H175ZM176 245V246H177ZM200 245V244H199ZM206 245V244H205ZM204 245V246H205ZM209 245H211V243L209 244ZM221 245V244H220ZM57 246V247H58ZM70 246H72V245H70ZM74 246V245H73ZM91 246V245H90ZM92 246V247H93ZM134 246V245H133ZM163 246V245H162ZM166 246V245H165ZM187 246H188V244H187ZM186 246V247H187ZM197 246V245H196ZM212 246V245H211ZM213 246H215V245H213ZM216 246H217V248L219 247V244L217 245L216 244ZM42 247V246H41ZM44 247V246H43ZM51 247V246H50ZM55 247V250L56 249H61L60 247ZM61 247H63V246H61ZM102 247H103V245H102ZM108 247V246H107ZM107 247H105L106 249H107ZM119 247V246H118ZM125 247V246H124ZM181 247H183V245H181ZM180 247V248H181ZM221 247V246H220ZM225 247V246H224ZM52 248H53V245H52ZM66 248V247H65ZM65 248H64V250H65ZM71 248V247H70ZM82 248V247H81ZM87 248V247H86ZM135 248V247H134ZM188 248H189V246H188ZM191 248V247H190ZM193 248V247H192ZM213 248V247H212ZM232 248V249H233ZM1 249V248H0ZM46 249V248H45ZM74 249V248H73ZM104 249V248H103ZM122 249V248H121ZM150 249V250H149ZM183 249V248H182ZM186 249V248H185ZM184 249V250H185ZM194 249V248H193ZM207 249V248H206ZM211 249V248H210ZM221 249V248H220ZM227 250H228V248H226ZM231 249V250H232ZM247 249H249V248H247ZM246 249V250H247ZM54 249H52L51 251L54 253V251H55ZM68 250L70 251V249L68 248ZM77 250L79 251L80 250V248H77ZM76 250V251H77ZM97 250H96V252H97ZM127 250V249H126ZM139 250V251H138ZM141 250V251H140ZM229 250H230V248H229ZM227 251V253L226 252H222V250H219V256L218 257H216V256H214V257H216V258H218V260L215 262V263H209V264H226L227 263V261H228V257H230L229 255H231V254H229L230 253V251ZM58 251V250H57ZM56 251V252H57ZM66 251H67V249H66ZM72 252L71 253H73V251L74 250H71ZM75 251V252H76ZM77 251V252H78ZM82 251H86V250H83L82 249ZM91 251L93 252V250L91 249ZM107 252H108V250H106ZM121 251V250H120ZM129 251V250H128ZM127 251V252H128ZM132 251H133V249H132ZM177 251V250H176ZM175 251V248H173L172 247V250H171V252H173V253H177ZM179 251H181V249L179 250ZM191 251V250H190ZM198 251H201V250H199L198 249ZM216 251L217 250H215V252L214 253H216ZM223 251H225V250H223ZM237 251V252H238ZM59 252H61V250L59 251ZM74 252V253H75ZM80 252V251H79ZM88 252V251H87ZM86 252V253H87ZM103 252V251H102ZM125 252V251H124ZM136 252V253H137ZM140 252H141V254H140ZM170 252V253H171ZM195 252V251H194ZM194 252H193V254H194ZM212 252V251H211ZM232 252V251H231ZM244 252H246V251H244ZM83 253V252H82ZM123 253V252H122ZM135 253V252H134ZM186 253H188V252H186ZM185 253V254H186ZM239 253V252H238ZM249 253V252H248ZM49 254V253H48ZM57 255H58V252L56 253ZM64 254V253H63ZM89 253H87V256H89L88 255ZM111 254V253H110ZM124 254V253H123ZM150 254V253H149ZM172 254V253H171ZM179 254V253H178ZM192 254V255H193ZM197 254H199L198 252H197ZM242 254V253H241ZM43 255V256H44ZM51 255V254H50ZM69 255V254H68ZM79 256H80V254H78ZM86 255V254H85ZM101 255H103V254H101ZM108 255V254H107ZM113 255V256H114ZM119 255H120V253H119ZM143 257H142V256ZM159 255V254H158ZM175 255V254H174ZM180 255H182V254H180ZM194 255H196V254H194ZM203 255V254H202ZM217 255V254H216ZM234 255H235V253H234ZM237 256H238V254H236ZM240 255V254H239ZM245 255V254H244ZM248 255V254H247ZM246 255V256H247ZM38 256V257H37ZM42 256V257H43ZM52 256V255H51ZM53 256H54V254H53ZM61 256V255H60ZM72 256V255H71ZM76 256V255H75ZM78 256V257H79ZM96 254L95 255H93V257L94 258H96ZM112 256V257H113ZM134 256V255H133ZM176 256H177V254H176ZM179 256V255H178ZM185 256V255H184ZM204 256V255H203ZM202 256V257H203ZM241 256V255H240ZM239 256V257H240ZM245 256V257H246ZM248 256H250V255H248ZM251 256H252V254H251ZM57 257V256H56ZM62 257H64V256H62ZM67 257V256H66ZM98 257V256H97ZM103 257V256H102ZM104 257H105V252H104ZM111 257V255H110V257L108 256L107 258H112ZM116 257V256H115ZM118 257V256H117ZM116 257V258H117ZM120 257H121V255H120ZM119 257V258H120ZM128 257V256H127ZM126 257V258H127ZM130 257V256H129ZM158 257V256H157ZM160 257H161V255H160ZM159 257V258H160ZM180 257V256H179ZM195 257H197V256H195ZM199 257V256H198ZM197 257V258H198ZM205 257V256H204ZM214 257H212V258H214ZM58 258V257H57ZM57 258H55V260H57L58 261V259ZM71 258V257H70ZM73 258V257H72ZM76 258V257H75ZM82 258H84V257H82ZM89 258V257H88ZM88 258L87 259H82L83 261H82V263H80V261L78 262V263H80V264H106L104 261H102V260H104V259H102V260H100L99 258H97V259H93V261H89L88 260ZM125 258V257H124ZM123 258V259H124ZM134 258V257H133ZM155 258V260L157 261V259H156V257H153V259ZM174 258H175V256H174ZM178 258V257H177ZM185 258V257H184ZM183 258V259H184ZM196 258V259H197ZM232 258V257H231ZM231 258H229V259H231ZM235 258H237L236 256H235ZM242 258V257H241ZM44 259V258H43ZM43 259L41 260V261H43ZM50 259V258H49ZM49 259H48V261H49ZM52 259V258H51ZM66 259V258H65ZM79 259V258H78ZM122 259V258H121ZM163 259L164 260H166L164 257H163ZM168 259V258H167ZM172 259V258H171ZM198 259H200V258H198ZM205 259H207V258H205ZM215 259V258H214ZM60 260V259H59ZM62 261H63V259H61ZM132 260H134V259H132ZM155 260H153V261H155ZM170 260V259H169ZM181 260H182V258H181ZM208 260H210V258L208 259ZM208 260H206L207 261V263H208ZM232 260V259H231ZM231 260H229V261H231ZM236 260V259H235ZM241 260V259H240ZM246 260V259H245ZM46 261V260H45ZM54 261V260H53ZM52 261V262H53ZM111 261H114V260H112L111 259ZM128 262V260H126L125 259V263H127ZM151 261V260H150ZM171 261V260H170ZM180 261V259H178V262ZM184 261H186V262H188L187 260H184ZM243 261V260H242ZM250 262H251V260H249ZM254 261V260H253ZM252 261V263L251 264H253L254 262ZM261 261V262H260ZM55 262V261H54ZM60 262V264H61V261H59ZM58 262V263H59ZM76 262V263H77ZM119 262V261H118ZM148 262V261H147ZM161 262V261H160ZM164 263H167V262H165V261H163ZM184 263V264H188V263ZM191 262V260L189 261V263ZM200 262V261H199ZM203 262V261H202ZM201 262V263H202ZM210 262V261H209ZM231 262H234V260H232ZM43 263V262H42ZM45 263H47V262H45ZM63 263H64V261H63ZM70 263H72V262H70ZM112 263V262H111ZM114 263V262H113ZM120 263V262H119ZM122 263V262H121ZM140 263H141V261H140ZM151 263H153V262H151ZM163 263V264H164ZM193 263H196V261L195 262H193ZM200 263V264H201ZM255 263V264H256ZM39 264V263H38ZM44 264V263H43ZM55 264V263H54ZM67 264V263H66ZM124 264V263H123ZM159 264V263H158ZM168 264V263H167ZM175 264H176V262H175ZM179 264H181V262H179ZM198 264V263H197ZM203 264H204V262H203ZM234 264H236V263H234ZM238 264V263H237ZM248 264V263H247ZM262 264H264V263H262Z\"/></svg>",
  "mask_w": 264,
  "mask_h": 264
}]
</instances>
